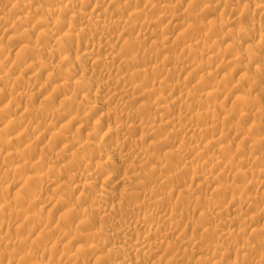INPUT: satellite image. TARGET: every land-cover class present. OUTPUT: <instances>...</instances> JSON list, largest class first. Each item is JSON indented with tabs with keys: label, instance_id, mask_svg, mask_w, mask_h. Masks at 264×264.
Returning <instances> with one entry per match:
<instances>
[{
	"label": "rangeland",
	"instance_id": "obj_1",
	"mask_svg": "<svg viewBox=\"0 0 264 264\" xmlns=\"http://www.w3.org/2000/svg\"><path fill=\"white\" fill-rule=\"evenodd\" d=\"M25 1V2H24ZM73 1V0H72ZM81 1H83V2H85V4H83V2H81ZM89 1V3H87ZM93 1V2H92ZM127 1V2H126ZM179 1H180V3H179ZM205 3H204V2ZM223 1V2H222ZM232 1V2H231ZM230 2H229V0L227 1V0H172V1H170V0H74V7L71 9V10H63V11H61L63 8H65V6H66V4L68 3L67 2V0H6V2H5V0H0V29L2 28V29H4V30H1L0 31V48H4L3 50L5 51L4 52V55L2 54L3 53V50L2 49H0V52H2V53H0L1 55H0V62L2 63V61H3V59H4V61H5V63L6 64H4V61H3V65H5V66H3V65H1V66H3V68H0V76L2 77V75H4L5 76V72L7 73V71L9 72L6 76H10V78L13 76L14 78L15 77H17V78H15V80L13 79V78H11V79H13V80H10L11 81V83H9V84H6V83H8V82H10V81H8V82H6V83H4V85H3V83H0V84H2L1 86H0V110H2L3 111V109H1V108H4L5 107V109L4 110H7V108L6 107H8V105L10 106V107H8V109L9 110H7V111H3V113H4V116H2L3 114H1L0 113V129H1V127H2V131H0V134L2 133H4L2 136L3 137H11L12 135L14 136H12L14 139H15V142H17V143H15L14 142V139L13 138H11L10 140V142L9 143H3L2 142V144L0 143V179H1V183H0V191L1 190H4V191H6V189H7V191H6V194H5V192L3 193V191H1L2 193H3V195H1L2 193H0V202L2 203H0V205H3V206H0V207H5V208H0V210H2V211H0V215H2L3 214V212H4V209H5V212H4V214H3V216H0L1 217V219H0V231H2V233L0 232V241H2L3 240V238L2 237H4L5 235V237L4 238H6V239H4V241L5 240H7L9 237H11V238H9V239H11L10 241H8L9 243H12V245L10 246V244H8V242H6V243H4L3 241V243L1 242L0 244H1V246H0V251L1 250H5V252L3 251H1V253H2V255L0 254V258L1 257H3L4 256V261L2 260L1 261V259H0V264H23V263H25V264H30V262L32 263V264H52L53 262L52 261H54V263L56 264V262H57V260H58V262H59V264H77V263H80V264H126L127 263V261L128 260H124V258L123 257H126V255H127V259H130L131 260V263H130V260L128 261L130 264H132V262H134V264L136 263V264H139V263H141L142 264V262H143V260H141V259H144V256L146 255V254H143V253H147V255H146V258L147 257H150V258H145V260H147V261H145L146 263L148 262H150V263H152L155 259V261H157V260H159V259H157V257L160 255V257L159 258H164L165 260H169L168 258H174L175 259V261L178 259V257H180L178 260H179V262H178V260L175 262V264H201V262L203 261V263L202 264H213V261H212V259L214 260V262H215V264H233V262L236 260L239 264H259L258 263V261L260 260L261 262H260V264H264L263 263V258H264V238H263V236H264V231H263V229H264V185L262 186V184L264 183L263 181H264V173H260L261 171H262V169H264V165L263 166H261V157H263L264 158V69H262L263 67H264V41H260L259 40V37L257 36V35H254V34H252V32L253 31H261V29H262V31H264V26H263V24H264V13L263 14H260L259 12H255V5H256V7H257V5L258 4H260V2H259V0H231ZM262 1V3L264 2V0H261ZM28 2H29V4H28ZM131 2V3H130ZM151 2H153V3H156L155 4V6H152L150 3ZM177 2V3H176ZM203 2V3H202ZM211 2H213V3H211ZM216 2H219V3H216ZM222 2V3H221ZM5 3V4H4ZM7 3V4H6ZM14 3V4H13ZM66 3V4H65ZM92 3V4H91ZM225 3H226V6H225ZM230 3V4H229ZM97 4H98V7H97ZM120 4V5H119ZM166 4H168V5H170V6H168V10L167 9H164L163 7V9L161 8V6L162 5H166ZM212 4V5H211ZM216 4V5H215ZM217 4H219V5H217ZM229 4V5H228ZM233 4H235V5H233ZM2 5V6H1ZM22 5V6H21ZM24 5V6H23ZM62 6V7H60L61 9H59V7L58 6ZM124 5V6H123ZM228 5V6H227ZM231 5H232V7H231ZM14 6V7H13ZM95 6V7H94ZM133 6V7H132ZM152 8H151V7ZM213 6V7H212ZM235 6V7H234ZM253 6V7H252ZM10 7H13L12 9H10ZM58 8V9H55V8ZM104 7V8H103ZM121 7V8H120ZM126 7V8H125ZM145 7V8H144ZM170 7V8H169ZM212 7V8H211ZM215 7V8H214ZM228 7V8H227ZM5 8V9H4ZM118 8V9H117ZM131 8V9H130ZM206 8H208V9H206ZM232 8V9H231ZM94 9V10H93ZM128 9V10H127ZM140 10L141 12H142V15L144 16H141L142 18H139L138 20H137V18L134 16V18H131L132 20L131 21H133L134 22V25L135 26H138L140 29L138 30V28L137 27H133V29L132 28H129V29H124L123 28V24H124V22L126 21V19L128 20L129 19V21H130V17H129V11L130 10ZM247 9V10H246ZM250 9V10H249ZM254 9V10H253ZM13 10V11H12ZM17 10V11H16ZM120 10H121V12H120ZM122 10H123V13H122ZM161 10V11H160ZM162 10H163V13H162ZM188 10V11H187ZM208 10V11H207ZM232 10V11H231ZM15 11V12H14ZM60 11V12H59ZM75 11V12H74ZM79 11H80V14H79ZM112 11V12H111ZM114 11V12H113ZM119 11V12H118ZM164 11H165V14H164ZM172 11V12H171ZM175 11V12H174ZM24 12V13H23ZM84 12V13H83ZM161 12V13H160ZM185 12V13H184ZM190 12V13H189ZM255 14H254V13ZM76 13H78V14H76ZM83 13V14H82ZM92 13V14H91ZM173 13H174V15H173ZM3 14H5V15H3ZM11 14V15H10ZM74 14V15H73ZM115 14V15H114ZM124 16H123V15ZM163 14V16H161ZM244 14V15H243ZM7 15H9V16H7ZM62 15V16H61ZM77 15V16H76ZM80 15H81V18H80ZM83 15V16H82ZM121 15V16H120ZM239 15H240V17H239ZM3 16H6V17H4L5 19L7 18V17H9V18H7L8 19V21H10V20H12V22H9L8 24L7 23H3L2 21H3ZM11 16V17H10ZM28 16V17H27ZM72 16V17H71ZM119 16V17H118ZM160 16V17H159ZM252 18H251V17ZM262 16V17H261ZM26 17V18H25ZM87 17H91V18H93V19H90V21H88V19L89 18H87ZM117 17H118V19H117ZM129 17V18H128ZM146 17V18H145ZM172 17V18H171ZM235 17V18H234ZM24 18V19H23ZM29 18V19H28ZM80 18V19H79ZM122 18V19H121ZM126 18V19H125ZM215 20H214V19ZM234 18V19H233ZM14 19V20H13ZM27 19H28V22H27ZM41 19H43V20H41ZM46 21H45V20ZM59 20V21H61V23L60 22H58V21H56V20ZM67 19V20H66ZM71 19V20H70ZM80 21H79V20ZM115 19V20H114ZM134 19L136 20V21H134ZM145 19V20H144ZM149 21H148V20ZM213 19V20H212ZM220 19V20H219ZM118 20H122L123 22H120V21H118ZM211 20V21H210ZM225 20V21H224ZM227 20V21H226ZM232 20V21H231ZM236 20V21H235ZM251 20V21H250ZM253 20V21H252ZM24 21V22H23ZM41 21V22H40ZM45 21V22H44ZM80 23H79V22ZM94 21V22H93ZM153 21V22H152ZM198 21V22H197ZM209 21V22H208ZM221 21H222V23H221ZM231 21V22H230ZM255 21V22H254ZM17 22H19V23H17ZM26 22H27V24H26ZM57 22V23H56ZM87 22H89L90 24H92L91 26H90V24H88ZM118 22V24H120V23H122V25L120 24V25H118V24H116ZM127 22V21H126ZM144 24H142V23ZM146 22H148V24H150L149 26H148V24L146 23ZM216 22V23H215ZM217 22H219V24L221 23V26H219V25H215V24H218ZM253 22V23H252ZM3 23V24H2ZM11 23H13V25L14 26H11ZM15 23V24H14ZM21 23V24H20ZM23 23V24H22ZM24 23H25V25H24ZM40 23V24H39ZM58 23H60V24H58ZM82 23V24H81ZM115 23V24H114ZM137 23V24H136ZM140 23H141V25L142 26H140ZM196 23V24H195ZM198 23V24H197ZM19 26H18V25ZM152 24V25H151ZM193 24V25H192ZM197 25V27H196V30H195V25ZM214 24V25H213ZM224 24H226V26L227 27H223V25ZM254 24V25H253ZM3 25V26H2ZM5 25V26H4ZM16 25V26H15ZM21 25V26H20ZM29 25H30V28H29ZM62 25V26H61ZM72 25V26H71ZM103 25H105V26H103ZM107 25H112V26H110V28L109 27H107ZM189 25H191L192 26V28H190L189 27ZM213 25V26H212ZM246 25V26H245ZM250 25V26H249ZM262 25V26H261ZM23 26V27H22ZM33 26V27H32ZM66 26V27H65ZM85 26V27H84ZM87 26H89V27H87ZM187 26V27H186ZM215 26H216V29H215ZM7 29H6V28ZM9 27V28H8ZM20 27V28H19ZM86 28V32H85V30H83L84 28ZM98 27V28H97ZM104 27H107L106 29L104 28ZM201 28V27H204L203 28V30H202V28L200 29V31L202 30V32L201 33H198V29L199 28ZM230 27V28H229ZM259 27V28H258ZM10 28H11V30H10ZM50 28V29H49ZM52 28H53V30H52ZM81 28H83V29H81ZM87 28H89V29H87ZM95 28H97V30L95 29ZM123 28V29H122ZM188 28V29H187ZM206 28V29H205ZM208 28V29H207ZM235 28V29H234ZM240 28V29H239ZM249 28H250V31H249ZM13 29V30H12ZM17 29H19V31L17 30ZM25 29V30H24ZM30 29V30H29ZM90 29H93L94 31L93 32H89L90 31ZM100 29V30H99ZM186 29V30H185ZM190 29V30H189ZM193 29V30H192ZM230 29H232L231 31H230ZM251 29H254L253 31L251 30ZM15 30H16V32H15ZM30 31V33L31 34H29V32L27 33V31ZM52 30V31H51ZM71 30V31H70ZM87 30H88V32H87ZM96 30V31H95ZM102 30V31H101ZM106 30V31H105ZM123 30H125L124 32H122ZM129 30V31H128ZM137 30V31H136ZM140 30H142L141 32H140ZM210 30V31H209ZM211 30H212V32H211ZM224 30V31H223ZM248 30V31H247ZM26 31V32H25ZM49 31H51V32H49ZM55 31V32H54ZM99 31V32H98ZM180 31H182V33L180 32ZM185 33H184V32ZM190 33H189V32ZM197 31V32H196ZM199 31V32H200ZM215 31L217 32L216 34H215ZM221 31L223 32V33H225L226 34V36H225V34H221ZM233 31H234V34H230L231 32L233 33ZM235 31H236V33H235ZM237 31H238V33H237ZM252 31V32H251ZM18 32H20V33H18ZM23 34H22V33ZM48 32V33H47ZM59 32V33H58ZM158 32V33H157ZM248 32H250V33H248ZM3 33H5V34H3ZM48 35V36H50L51 37V35H53L54 34V36H52L51 38H53L51 41H49L51 38H49L46 34ZM50 33H52L51 35H50ZM55 33H57V34H55ZM68 33H72V38H71V36H70V38H68L69 37V35H67ZM76 33V34H75ZM93 33V34H92ZM118 33V34H117ZM139 33H141V34H139ZM153 34V35H151V34ZM161 33V34H160ZM184 33V35L182 36V34ZM202 33H204V34H202ZM211 35H210V34ZM13 34V35H12ZM15 34V35H14ZM22 34V35H21ZM29 34V35H28ZM67 36H66V35ZM106 35V37H104V35ZM111 34H113V35H111ZM149 34V35H148ZM157 34V35H156ZM179 34V35H178ZM193 34H194V36H193ZM196 34V35H195ZM199 34V35H198ZM209 34V35H208ZM214 34V36H212ZM228 34V35H227ZM18 35V36H17ZM26 36V38H25V36ZM30 35H32L33 37H31ZM37 35H38V38H37ZM44 35H45V37H44ZM63 37H62V36ZM102 35V36H101ZM117 35H121L120 36V38L117 36ZM137 35V36H136ZM141 35H142V37H141ZM155 35V37L154 38H152L153 36ZM162 35V36H161ZM186 35H191V36H186ZM197 35H198V37H197ZM203 35V36H202ZM215 35H217V36H215ZM230 35V36H229ZM232 35V36H231ZM234 35V36H233ZM249 35H251V36H249ZM12 36V38H11V40H10V38L9 37H11ZM15 36V37H14ZM23 36H24V39H23ZM77 36H79V37H77ZM81 36V37H80ZM109 36V37H108ZM133 36V37H132ZM145 36H146V38H145ZM149 36V37H148ZM159 36H161V37H159ZM164 36V37H163ZM181 36V37H180ZM193 36V37H192ZM209 36H211V37H209ZM225 36V39L223 38V37ZM14 37V38H13ZM42 37H44V38H42ZM64 38L65 37V39H63L65 42H63V41H61L62 40V38ZM112 37V38H111ZM136 37V38H135ZM156 37H158L157 39H155ZM164 39H163V38ZM187 37V38H186ZM197 37V40L195 39ZM201 39H200V38ZM204 37V38H203ZM207 37V38H206ZM213 37V38H212ZM234 37V38H233ZM22 40H21V39ZM32 38H33V40H32ZM48 38V39H47ZM66 38L67 39H69V41L68 40H66ZM87 38V39H86ZM102 38V39H101ZM107 40H110V41H107ZM109 38V39H108ZM119 38V39H118ZM135 38V39H134ZM149 38V39H148ZM179 38V39H178ZM219 38V39H218ZM224 40H223V39ZM227 38H229L228 40V42L226 41V39ZM38 39H40V40H42L41 41V43L38 41ZM47 39V40H46ZM61 39V40H60ZM72 39H74V40H71ZM78 39V40H77ZM81 39V40H80ZM83 39H84V42H83ZM104 39V40H103ZM117 39H118V41H117ZM124 39H126V40H124ZM128 39V40H127ZM133 39V40H135L134 41V43L133 44H135V45H133L132 44V41L131 40ZM141 39V40H140ZM151 39V40H150ZM194 39V40H193ZM198 39H200L199 40V42H201V43H199V42H197L198 41ZM210 39V40H209ZM213 39V40H212ZM236 39V40H235ZM13 40H14V42H13ZM20 40V41H19ZM26 40H28V41H26ZM46 40V41H45ZM112 40V41H111ZM149 40V41H148ZM156 40V41H155ZM159 42H158V41ZM175 40V41H174ZM178 40V41H177ZM189 40V41H188ZM202 40V41H201ZM212 40V41H211ZM215 40H217V42L215 41ZM222 40L223 41H226V42H222ZM18 41V42H17ZM23 43H22V42ZM68 41V42H67ZM103 41V42H102ZM123 41H124V43H123ZM126 41H128L127 43H126ZM155 43H154V42ZM164 41V42H163ZM177 41V42H176ZM185 41V42H184ZM187 41V42H186ZM196 41V42H195ZM13 42V43H12ZM39 42V43H38ZM57 42V43H56ZM61 42V44H62V42L65 44L66 42V46L65 47H63V46H61V45H59V43ZM72 42V43H71ZM77 42H79L78 44H77ZM100 42H102V43H104L103 45L101 44H98V43H100ZM113 42V45L111 44ZM136 42H137V44H136ZM153 42V43H152ZM157 42V43H156ZM160 42H162V43H164V44H162V43H160ZM182 42H183V45H184V47L182 46ZM205 42V43H204ZM209 42H211V43H209ZM233 42H234V44H233ZM259 42V43H258ZM32 43V44H31ZM81 43V44H80ZM97 43V44H96ZM117 43V44H116ZM126 43V44H125ZM131 43V44H130ZM195 43V44H194ZM197 43V44H196ZM199 43V44H198ZM215 43L217 44L218 43V45L219 44H221V45H215ZM229 43V46L228 47H234L232 50H231V47L230 48H228L227 47V44ZM262 43V44H261ZM28 44H30V46L28 45ZM71 44V46H69ZM116 44V45H115ZM121 44H123L122 46H121V49L122 50H124V51H126V48H127V55H126V52H124V51H122L121 49H120V45ZM181 44V45H180ZM186 44V45H185ZM215 45L216 47H212L211 45ZM261 45L260 46V50L259 49H257V51H254V46H256V45ZM5 45V46H4ZM18 45V46H17ZM33 45V46H32ZM63 45V44H62ZM68 45V46H67ZM75 45V46H74ZM79 47H78V46ZM96 45V46H95ZM108 47H107V46ZM110 45H111V47H113L112 49L110 48ZM119 45V46H118ZM129 45V46H128ZM133 45V46H132ZM137 45V46H136ZM178 45V46H177ZM180 45V46H179ZM187 45H189V46H187ZM198 47H197V46ZM226 45V46H225ZM22 46V47H21ZM41 46H43V47H41ZM116 46H117V48H116ZM135 46V47H134ZM141 47V48H139V47ZM207 46V47H206ZM9 47V48H8ZM28 47V51H29V53H28V51H27V48ZM31 47V48H30ZM36 47V48H35ZM46 47H47V50H49L50 52V54H48V53H46V52H48L47 50H46ZM62 47V48H61ZM71 47V48H70ZM84 47H86V48H84ZM92 47H93V49H92ZM107 47V48H106ZM125 47V48H124ZM134 47V48H133ZM166 47V48H165ZM168 47V48H167ZM184 49H183V48ZM187 47V48H186ZM196 49H195V48ZM210 47V48H209ZM211 47H212V50H211ZM222 47V48H221ZM225 47V48H224ZM227 47V48H226ZM6 48V49H5ZM40 48V49H39ZM74 48V49H73ZM81 48H82V50H81ZM83 48L85 49V51H88V52H90L89 51V48H90V50H92V51H94L93 53H92V56H91V54H86V53H88V52H85L84 50H83ZM96 48V49H95ZM191 48H193V50L191 49ZM204 48V49H203ZM207 48V49H206ZM218 48V49H217ZM220 48V49H219ZM8 49V50H7ZM10 49V50H9ZM17 49H19V50H17ZM34 49H35V51H34ZM37 49V50H36ZM41 49H42V51H41ZM55 50V52H54V50ZM61 49V50H60ZM66 49H67V51H66ZM72 49V50H71ZM77 49H78V51H77ZM86 49H88V50H86ZM116 49V50H115ZM121 50L120 52H121V54H120V52H119V50ZM165 49V50H164ZM179 49V50H178ZM191 49V50H190ZM217 49V51H215V50ZM228 49V50H227ZM2 50V51H1ZM31 50H32V52H31ZM135 52H134V51ZM138 50V51H137ZM166 50H167V52H166ZM176 50V51H175ZM181 50V51H180ZM206 50V51H205ZM226 50V51H225ZM253 50V51H252ZM27 51V52H26ZM35 52V55H33L34 54V52ZM39 51V52H38ZM45 51V52H44ZM66 51V52H65ZM78 53H77V52ZM83 51H84V53H83ZM113 51V52H112ZM137 51V52H136ZM142 51V52H141ZM144 51H146V52H144ZM173 51H175V52H173ZM185 51V52H184ZM194 51V52H193ZM227 51H231L230 53H228ZM256 52V55L255 56H253L254 55V53H252V52ZM54 53V55H53V53ZM118 52V54H120V55H118L117 54V56L115 55V53H117ZM133 52V53H132ZM153 52V53H152ZM161 52V53H160ZM222 52V53H221ZM248 52V53H247ZM18 53V54H17ZM25 53V54H24ZM31 53H33V54H31ZM84 54V58H87L86 59V63L85 64H83V63H79V62H76V59H75V57L76 56H80V54L83 56V54ZM124 53V54H123ZM129 53H130V56H129ZM132 53V54H131ZM134 53H136V57H134L135 56V54ZM150 53H152L153 54V56L151 57V59H150ZM163 53H165V54H163ZM172 53V54H171ZM181 53H183V54H181ZM185 53V54H184ZM191 53V54H190ZM196 53V54H195ZM213 53V54H212ZM229 55H228V54ZM261 53V54H260ZM10 54V55H9ZM70 56V57H68V55ZM72 54V55H71ZM143 54V55H142ZM156 55V57L154 58V56ZM175 54H177V55H175ZM215 54V56L214 57H211L212 55H214ZM216 54H217V56H216ZM224 54V55H223ZM230 54H233V55H230ZM245 54V55H244ZM246 54H249V55H246ZM263 54V55H262ZM30 55H32V57L30 56ZM50 55V56H49ZM52 55V56H51ZM66 55H67V57H66ZM76 55V56H75ZM122 55V56H121ZM135 58V64H136V68H138V69H141V70H143V68L145 69V72L146 71H150L149 73L147 72V75H146V73H145V75L146 76H143V75H141L140 77L139 76H135L134 74L135 73H133L132 71L134 70V68H133V66H131V65H127V67H129V66H131V68L128 70L127 68H126V65L125 66H123V64H121L122 63V61H124V60H126V59H128V57L130 58V57H132V56ZM145 55V56H144ZM146 55H147V57H146ZM166 57H164V56ZM169 55V56H168ZM185 55V56H184ZM220 55V56H219ZM241 55H243L242 56V58H241ZM10 56V57H9ZM17 56V57H16ZM49 56V57H48ZM90 56V57H89ZM126 56V57H125ZM161 56V57H160ZM173 56H174V58H173ZM209 56V57H208ZM247 56V57H246ZM253 56V57H252ZM2 57H4L3 59H2ZM9 58V60H8V58ZM30 57V58H29ZM34 57H36V58H34ZM62 57H63V59H62ZM120 57V58H119ZM126 58V59H123L122 60V58ZM168 57H171V58H173L172 60H177L178 61V63L176 64V60L173 62L172 60H171V63L169 62V64H168V61H170V59L168 58ZM178 57V58H177ZM183 57H186L184 60H183ZM207 57L208 58H210L211 57V59H207ZM218 57V58H217ZM220 57V58H219ZM233 59H232V58ZM250 57V58H249ZM252 57V58H251ZM255 57V58H254ZM6 58V59H5ZM14 58H16V60L14 59ZM21 58H23V60L21 59ZM25 58V59H24ZM65 58H66V60H65ZM88 58H89V60H88ZM90 58H92L91 60H90ZM102 58V59H101ZM113 58H116L117 60L115 61V65L116 66H118L119 64H121V65H119L118 67H120V69L122 68V66L124 67V68H122V70H120V69H117L116 68V66L113 64V66H112V64H105V61L108 59H113ZM119 58V59H118ZM144 58V59H143ZM216 58V60H214ZM15 61H14V60ZM60 59V60H59ZM70 59H72V61L70 60ZM96 59H98V60H96ZM136 59L138 60V61H136ZM147 59V60H146ZM150 59V60H149ZM167 59V60H166ZM213 59V60H212ZM221 59H223V60H221ZM227 59V60H226ZM230 59H232V61L230 60ZM239 59H240V61H239ZM242 59L246 62H244V61H242ZM246 59V60H245ZM250 59H251V61L253 62H251L250 61ZM257 61H256V60ZM18 60V61H17ZM28 60H29V62H28ZM67 60H69L68 62H67ZM121 62H120V61ZM140 60V61H139ZM155 60H156V62H155ZM158 60V61H157ZM212 62H210V61ZM224 60H225V62H224ZM259 60V61H258ZM21 61V62H20ZM23 61H25V62H23ZM31 61V62H30ZM75 61V62H74ZM144 61V62H143ZM152 61V62H151ZM161 61V62H160ZM182 61V62H181ZM184 61V62H183ZM220 61H222V62H220ZM227 61H228V63H227ZM238 61L240 62V63H238ZM15 62V63H14ZM18 62V63H17ZM66 62H67V64H66ZM139 62V63H138ZM159 62V63H158ZM163 62V63H162ZM186 62V63H185ZM244 62V63H243ZM255 62V63H254ZM23 63V64H22ZM35 63V64H34ZM150 63V64H149ZM154 63V64H153ZM160 63H161V65H160ZM172 63H174L173 65H171ZM182 63V64H181ZM183 63H185V64H183ZM193 63V64H192ZM196 63V64H195ZM203 63V64H202ZM211 63V64H210ZM224 63H225V65H224ZM250 63V64H249ZM8 64V65H7ZM15 64V66L13 67V65ZM33 66H32V65ZM69 64H70V66H69ZM93 64H94V66L96 67H93ZM96 64V65H95ZM187 64V65H186ZM208 64V65H207ZM259 64V65H258ZM261 64V65H260ZM23 65V66H22ZM28 65V66H27ZM58 66V67H56V66ZM72 65H74L75 67H73V68H71V71H73V72H71V71H68V69L67 68H69V70H70V67H72ZM82 65H84L85 67H83ZM91 65V66H90ZM142 65V66H141ZM174 65L176 66L177 65V67H174ZM179 65V66H178ZM218 65V66H217ZM244 65H245V67H244ZM246 65H247V67H246ZM10 66H12V67H10ZM18 66V67H17ZM30 66V67H29ZM66 66V68H64ZM78 68H77V67ZM110 66V67H109ZM164 66V67H163ZM167 66V67H166ZM170 66V67H169ZM195 66H197V68H195ZM217 66V67H216ZM4 67H5V69H4ZM7 67V68H6ZM22 67H23V69H22ZM29 67V68H28ZM47 67V68H46ZM61 67V68H60ZM108 67V68H107ZM112 67H115V69L113 68L112 69ZM141 67V68H140ZM143 67V68H142ZM153 67H155V68H153ZM160 67V68H159ZM174 68V71L175 70H177V72H175V73H173V74H175V75H173L172 73H169L167 70H169V69H171V68ZM180 67V68H179ZM193 67H194V69H193ZM219 67V68H218ZM251 67V68H250ZM262 67V68H261ZM25 68H27V69H25ZM52 68H53V70L54 71H52ZM126 68V69H125ZM164 68H165V70H164ZM172 68V69H173ZM201 68V70H200V74L198 73V74H192V72L193 71H195V69L198 71L199 69ZM205 68V69H204ZM244 68V69H243ZM249 68V69H248ZM255 68V69H254ZM258 68V69H257ZM260 68V69H259ZM3 69H4V71H3ZM7 69V70H6ZM10 69V70H9ZM13 69V70H12ZM16 69V70H15ZM30 69V70H29ZM59 69H60V72H59ZM73 69V70H72ZM75 69V70H74ZM80 69V70H79ZM95 69V70H94ZM107 69V70H106ZM108 69H109V71H108ZM132 69V70H131ZM161 69H162V71H161ZM202 69H203V71H202ZM207 69V70H206ZM262 69V70H261ZM2 70V71H1ZM32 70V71H31ZM55 70H56V72H55ZM58 70V71H57ZM66 70H67V72H66ZM91 70V71H90ZM119 70V71H118ZM125 70V71H124ZM130 71V72H132V73H129L128 71ZM153 70H155V71H153ZM187 70V71H186ZM205 70V71H204ZM242 70V71H241ZM260 70V71H259ZM21 71V72H20ZM54 72V74L57 76L56 78L58 79V76H62L63 77V79H62V77L60 76V79L59 80H53L51 77H49L48 76V74L50 73V72ZM62 71H64V73L62 72ZM80 71V72H79ZM93 71V72H92ZM102 71V72H101ZM170 71V70H169ZM197 71H196V73H197ZM214 73V72H216V73H212V72ZM22 72H23V76H22ZM26 72H27V74H26ZM49 72V73H48ZM57 72H59V74L57 75ZM66 72V73H65ZM70 72H71V74H70ZM117 72H119V73H117ZM127 72H128V74H127ZM155 72V73H154ZM167 72V73H166ZM191 72V73H190ZM209 72H211L210 74H208ZM245 72V73H244ZM256 72V73H255ZM2 73V74H1ZM12 73V74H11ZM73 73V74H72ZM77 73V74H76ZM110 73H111V75H110ZM158 73V74H157ZM159 73H160V75H159ZM224 73V74H223ZM231 73V74H230ZM242 73V74H241ZM250 73V74H249ZM11 74V75H10ZM20 74V75H19ZM34 74V75H33ZM50 74H53V73H50ZM75 74V75H74ZM123 74H124V76H126L127 75V77L126 78H124V79H130V84L132 83L131 81H133V83H132V85L134 84V85H136L137 83L139 84H142L143 83V85L145 86L144 87V89L146 88V89H149V86H148V84L149 85H151L150 86V89L151 88H157V87H159L158 85H159V83L158 84H155V85H157V87L154 85L153 87H152V85H153V79H151L150 80V78H154V81H157V79H161V80H163V78H164V80H163V82L160 84V87L159 88H157L156 89V91L159 89L160 91H161V93H159L158 92V94H155L156 93V91H155V89H154V92L152 93V94H150V93H148V92H142L141 90H139V91H141V92H139V91H137L136 93V96L134 95L133 97L131 96V97H129V95L128 94H130V93H127V92H123L122 90H121V88L122 87H120L119 85H117L115 82L113 83V79L117 76V77H124L123 76ZM126 74V75H125ZM133 74V75H132ZM155 74H157L156 76H154ZM171 74L173 75V76H171ZM190 74V75H189ZM191 74H192V77H191ZM202 74H205V75H202ZM213 74V75H212ZM216 74V75H215ZM229 74H230V76H229ZM26 75V76H25ZM65 75L68 77H65ZM116 75V76H115ZM166 75V76H165ZM167 75H169V76H171V77H169V76H167ZM178 75H179V77H178ZM196 75H197V77H196ZM201 75L202 76H204V77H201ZM210 75V77H208ZM223 75H225V77H223ZM227 75V76H226ZM255 75V76H254ZM30 76V77H29ZM70 76V77H69ZM113 76H115V77H112ZM134 77L135 78V81H134V79H132V78H130V77ZM143 76V77H142ZM154 76V77H153ZM161 76V77H160ZM190 78H189V77ZM199 76H200V79H199ZM24 78V80H23V78ZM29 79H28V78ZM49 77V78H48ZM112 79H111V78ZM136 77H138V78H136ZM145 77V78H144ZM155 77H156V79H155ZM160 77V78H159ZM166 77V78H165ZM168 77L171 79H168ZM174 77V78H173ZM244 77H246V78H244ZM9 78V79H10ZM19 78H20V80L21 81H19ZM46 78V79H45ZM70 78V79H69ZM81 78V79H80ZM144 78V79H143ZM173 78V79H172ZM179 78H180V80H179ZM187 78V79H186ZM195 78V79H194ZM201 78H203L205 81H203ZM250 78V79H249ZM255 80H257V81H253L254 79ZM257 78V79H256ZM28 79V80H27ZM49 79H51V80H49ZM82 79L84 80L83 82H85V83H82V85L83 84H85V85H83L84 87H86L85 89H81V88H84L82 85H79V83L80 82H82ZM147 79V80H146ZM177 79V80H176ZM185 79V80H184ZM202 80V82H199L198 80ZM208 79V80H207ZM216 79H217V81H216ZM259 79V80H258ZM27 80V81H26ZM62 81V82H59V81ZM74 80H76V81H74ZM81 80V81H80ZM139 81V82H137V83H135L136 81ZM140 80H142V82L140 81ZM150 80V81H149ZM170 82H174V83H170ZM182 80V81H181ZM184 80V81H183ZM188 82H187V81ZM191 80V81H190ZM195 82H194V81ZM250 80V81H249ZM26 81V82H25ZM35 81V82H34ZM53 81V82H52ZM148 81V82H147ZM167 81V82H166ZM190 81V82H189ZM198 81V82H197ZM219 81V82H218ZM246 81V82H245ZM22 82H24V84L22 85ZM52 82V83H51ZM79 82V83H78ZM125 82H128V80H126ZM169 83V85L167 86V84L166 83ZM181 82H183L184 83V85L182 86V84L180 85V87L181 88H179L180 89V92H183V91H185V96L184 97H187L188 95L187 94H191V92H193L195 95H192L191 94V96H193L192 98H193V100H194V96H195V99H197V100H201L200 99V95L203 97L204 96V102L206 103V98H205V96H207L208 95V98H207V102H208V104L206 103H204L205 105H202L203 103L201 102V104H199V101H195L196 103H197V105H195L196 103H194V101L192 102V100L190 101V100H188L187 98V101H185L186 99L185 98H181V96H183V94H184V92L183 93H180L178 90L179 89H177V90H174L172 87H173V85L175 84H177L178 83V85L181 83ZM187 82V83H186ZM204 82V83H203ZM216 82V83H215ZM252 82H254V83H252ZM22 85H20V84ZM36 83V84H35ZM61 83H64L63 84V86L62 85H59V84H61ZM72 83H74V84H72ZM78 83V84H77ZM129 83V82H128ZM127 83V84H128ZM145 83V84H144ZM191 83V84H190ZM215 83V84H214ZM260 83V84H259ZM19 84V85H18ZM39 84V85H38ZM72 84V85H71ZM77 84V85H76ZM81 84V83H80ZM98 84V85H97ZM111 84V85H110ZM194 84V85H193ZM222 84V85H221ZM251 84V85H250ZM5 85H6V87H5ZM42 87H41V86ZM87 85V86H86ZM115 86L114 88H113V86ZM142 85V86H143ZM185 85H187V87L185 86ZM218 85H219V87L221 86L222 87V89L220 90L219 88H217V90H216V86L218 87ZM24 86V87H23ZM73 86H77V87H73ZM172 86V87H171ZM185 86V87H184ZM202 86V88L200 89V87ZM204 86V87H203ZM214 86H215V88H214ZM250 86H252V87H250ZM3 87V88H2ZM16 87V88H15ZM60 87H62V88H64V90L61 88V91H59V89H60ZM71 87H73L72 89H71ZM81 87V88H80ZM194 87V88H193ZM220 87V88H221ZM20 88L22 89V90H20ZM66 88V89H65ZM108 88H111V91H108V90H110V89H108ZM118 90H117V89ZM185 88V89H184ZM189 88L191 89V91L189 90ZM7 89V90H6ZM32 89V90H31ZM83 90L82 92H81V94H80V91H78V90ZM88 89V90H87ZM145 89V90H146ZM169 89V91L171 92H169V91H167ZM172 89V90H171ZM181 89L183 90V91H181ZM203 90L204 92H200V90ZM212 89V90H211ZM215 89V90H214ZM5 90V91H4ZM9 90H11V91H9ZM14 90V91H13ZM19 90V91H18ZM57 90V91H56ZM77 92H76V91ZM112 90H113V92H112ZM117 90V91H116ZM122 91V92H120L119 93V91ZM214 90V91H213ZM218 90H220V92H221V94H220V92L218 91ZM252 90V91H251ZM13 91V92H12ZM18 91V92H17ZM30 92V94H29V92ZM71 91V92H70ZM74 91V92H73ZM107 91L110 93V92H112V93H115L116 92V94H117V92H118V94L119 95H116L115 97H116V99H114V100H107L106 99V97H105V92L107 93ZM136 91V90H135ZM134 91V92H135ZM144 91V90H143ZM169 92V93H167V92ZM177 91V92H176ZM188 91V92H187ZM199 91V92H198ZM212 91H213V93H212ZM216 91V92H215ZM4 92V93H3ZM21 92H23V96L20 94ZM134 92H133V94H134ZM164 92H165V94H164ZM175 92V93H174ZM215 92V93H214ZM2 93L5 95V98H4V101H3V96L4 95H2ZM13 93H16V94H13ZM27 93H28V95H27ZM63 93V94H62ZM73 93V94H72ZM127 95H126V94ZM145 93H146V95H145ZM164 94V95H166L167 97H164V95H161L160 97H161V101H163L164 102V104L165 103H167V105L169 104L170 106H172V109H174V110H172V112L171 113H175V115H174V113H173V115L169 112V113H166L167 115H165V112H161V111H159L157 108H155V106L154 105H156L155 103H158L156 100L158 99V101L160 100V98H159V94ZM180 93V94H179ZM201 93V94H200ZM208 93H211V94H208ZM233 93H235V94H233ZM242 93H244V94H242ZM18 94V95H17ZM72 94V95H71ZM87 94V95H86ZM94 94V95H93ZM124 94V95H123ZM143 96H142V95ZM170 94V96H168ZM171 94H172V96H171ZM175 95V97H174V95ZM206 94V95H205ZM214 94H215V96H214ZM240 95V96H242V95H246V97L249 99L250 97V100H248V101H250V102H248V103H250V108H248V106H246V105H244L243 106V104H241L240 102H237L238 100H237V95ZM7 95V96H6ZM12 95V96H11ZM17 95V96H16ZM27 95V97H25ZM75 95V96H74ZM83 95H84V97H83ZM121 95H123L122 97H123V99H122V101H123V103H120V101H118V97H120ZM141 96V98L140 97H138V96ZM209 95H210V97L212 98V99H210L209 98ZM218 95H220L219 97H217ZM238 95V96H239ZM248 95H250V96H248ZM155 96H157V97H155ZM162 96L164 97V98H162ZM177 96V97H176ZM178 96H179V98H181V100L178 98ZM190 96V97H191ZM198 96H199V98H198ZM16 97V98H15ZM21 97V98H20ZM44 97H46V98H44ZM74 97V98H73ZM137 97H138V99H137ZM197 97V98H196ZM235 97H236V99H235ZM15 100H14V99ZM17 98H19V99H17ZM133 98V99H132ZM134 98H136V99H134ZM177 99V103L174 105V104H172V100L173 99ZM66 99V100H65ZM77 99V100H76ZM119 99H121V97L119 98ZM142 99V100H141ZM171 101H170V100ZM176 99L174 100V102L173 103H175L176 102ZM183 99V100H182ZM202 99V100H203ZM254 99V100H253ZM14 100V101H13ZM20 100V101H19ZM73 100V101H72ZM75 100H76V102H75ZM91 100V101H90ZM106 100V101H105ZM124 100H126V101H124ZM128 100V101H127ZM132 100V101H131ZM140 100V101H139ZM151 100V101H150ZM208 100H210V101H208ZM18 101V102H17ZM64 101H67V104H66V102H64ZM121 101V102H122ZM131 101V102H130ZM152 101L154 102L153 104H152ZM166 101V102H165ZM186 103H185V102ZM217 101V102H216ZM12 102H14V104L12 103ZM18 104H16V103ZM70 102V103H69ZM72 102V103H71ZM85 102V103H84ZM142 102V103H141ZM151 102V103H150ZM182 102V103H181ZM187 102H189L188 104H191V102L194 104H191L190 106H189V108H192V107H194V108H192L191 110L189 109V108H187L188 106V104H187ZM236 102V103H235ZM63 103L64 104H66L67 106V108L66 107H64L63 106ZM69 103V104H68ZM74 103H76V104H74ZM90 103V104H89ZM117 103V104H116ZM120 103V104H119ZM128 103V104H127ZM142 104V105H139V104ZM183 103H185V104H183ZM238 103H240L238 106H237V104ZM253 103V104H252ZM254 103H256V104H254ZM258 103V104H257ZM8 104V105H7ZM16 104V105H15ZM82 104V105H81ZM122 104V105H121ZM149 104H151L150 106L153 108V106H154V110H152L150 107H149ZM180 104H183L182 106L184 107V112H182L181 113V111H183V109L181 110V108H183ZM187 104V105H186ZM209 104H211L210 106L211 107H213V108H211L210 106V108L208 109V107H207V105H209ZM236 104V105H235ZM7 105V106H6ZM13 105V106H12ZM86 105V106H85ZM93 105H97L98 107H96V108H94L93 109ZM144 105H146L150 110L149 111H147L148 110V108L146 107H144ZM193 105V106H192ZM220 105L221 106H223L222 107V109L221 110H219V108H218V106L220 107ZM225 105V106H224ZM235 105V106H234ZM243 107H241V106ZM255 105V106H254ZM257 105V106H256ZM51 106V107H50ZM58 106V107H57ZM139 106V107H138ZM177 106V107H176ZM187 106V107H186ZM192 106V107H191ZM259 106H260V108H262V109H260L259 108ZM263 106V107H262ZM22 107V108H21ZM64 107V108H63ZM92 107V108H91ZM140 107H142V109L140 108ZM156 107H158V106H156ZM173 107H175V108H173ZM205 107H207V109L205 108ZM217 107V108H216ZM226 107V108H225ZM240 107V108H239ZM247 107V108H246ZM10 108H12L11 110L12 111H10ZM21 108V109H20ZM49 110H48V109ZM57 108V109H56ZM132 109V110H130V109ZM178 108V109H177ZM225 108V109H224ZM243 110H242V109ZM66 109H68V111L69 112H67V110ZM77 111H76V110ZM137 109H139V110H137ZM155 109H157L159 112H157V110H155ZM187 109H189V111L187 110ZM194 109V110H193ZM216 109H218V110H216ZM230 109H232V110H230ZM246 109V110H245ZM258 109H260L259 111H258ZM25 110V111H24ZM56 110V111H55ZM59 110H61L62 112V114L60 115V113H58V112H60ZM65 110H66V112H65ZM86 110V111H85ZM151 110L156 114V115H154L153 114V112H151ZM186 110H187V112H186ZM193 110V111H192ZM202 111V110H204V111H212L211 113L212 114H214L215 113V111L217 112V113H215L214 115H215V117H214V121H215V119H216V123L213 121L212 122V117H210V118H197V116H195V113L197 112V111ZM227 110V111H226ZM234 110V111H233ZM237 110H239V111H237ZM249 110H251V112L249 111ZM11 113H10V112ZM30 111V112H29ZM32 111V112H31ZM49 111H50V113H49ZM52 111H55V112H57V113H53ZM97 111V112H96ZM126 111V112H125ZM140 111H141V113L143 114V117H141V119H145V120H142L143 122H145V121H147L148 119H150L151 121H152V123L151 122H146V123H148V125H153V123L155 122V126L157 125L158 126V124L160 125V123L162 122V124L161 125H163V126H165V128L163 127L162 128V126L160 125V127L159 128H156V129H154L153 131H152V133L154 134V135H152V134H149V132H147V131H149V129H143V128H141L143 131H141L140 132V129H135V128H137V125H138V123L139 122H141V121H134L133 119H132V117H129L128 115H129V112H137L138 114L140 113ZM157 113H156V112ZM179 111H180V113H181V115L179 114ZM199 111H198V113H199ZM224 111H225V113H224ZM229 111V112H228ZM235 112V113H233V112ZM242 111H244V112H242ZM247 111V112H246ZM1 112V111H0ZM6 112H8L7 114H6ZM22 112H25V113H22ZM77 112H78V115H77ZM125 112V113H124ZM128 112V113H127ZM144 112V113H143ZM193 113L194 114V116H193V114H189V113ZM214 112V113H213ZM228 112V113H227ZM242 112V113H241ZM257 112H258V114H257ZM10 113V115H8ZM20 113H21V115H20ZM32 113V114H31ZM44 113V114H43ZM140 113V114H141ZM146 113V114H145ZM151 115H150V114ZM162 113V114H161ZM230 113V114H229ZM56 114L58 115V116H56ZM73 114H74V116H73ZM123 114V115H122ZM126 114V115H125ZM141 114V115H142ZM145 114V115H144ZM164 114V115H163ZM169 114V115H168ZM188 114V115H187ZM216 114H218V118H216ZM226 114V115H225ZM235 114V115H234ZM247 114V115H246ZM250 114V115H249ZM19 116V117H17V116ZM22 115H24V117H21ZM32 115V116H31ZM48 115V116H47ZM54 115L56 116V117H54ZM77 115V116H76ZM140 115V116H141ZM147 115V116H146ZM149 115H150V117H149ZM166 116V117H163V121H159L158 119H160L162 116ZM171 115V116H170ZM196 115H197V113H196ZM227 115H228V117H227ZM244 115V116H243ZM28 116V117H27ZM30 116V117H29ZM61 116V117H60ZM76 116V117H75ZM123 116V117H122ZM128 116V117H127ZM161 116V117H160ZM169 116V117H168ZM181 116H182V118H181ZM183 116H185L184 118H183ZM232 116V117H231ZM254 116H256V117H254ZM52 117V118H51ZM77 117H79V118H77ZM151 117H152V119H153V117H154V119L152 120L151 119ZM167 117H168V120L169 121H174L175 119L177 120L179 117V119H181L182 120V122H184L185 124H186V122H187V120L189 119H191L188 123H196V126L198 127V125H199V128L201 127V126H203L204 125V129H201L202 130V132L204 133V135L202 134V133H199L197 136L195 135V136H192V132L190 131V130H187V129H181V130H179L178 128H176V129H174L173 127H171L168 123H166L165 121L167 120ZM174 117V118H173ZM176 117V118H175ZM178 117V118H177ZM189 117H191V118H189ZM219 117H220V119L223 117H225L224 119H226V120H224V122H220L219 123V125H218V122H217V120H219ZM227 117V118H226ZM229 117H231V118H229ZM234 117V118H233ZM24 119V121L22 120L21 121V119ZM57 118H59L58 120H57ZM61 118V119H60ZM73 120H72V119ZM75 118V119H74ZM129 118V119H128ZM173 119V120H171V119ZM193 118H195V119H193ZM262 118V119H261ZM14 119H16V120H14ZM26 119V120H25ZM28 119V120H27ZM80 119H81V121H80ZM131 119V120H130ZM202 119V120H201ZM209 119H210V121H209ZM232 119V120H231ZM236 119V120H235ZM260 119V120H259ZM11 120V121H10ZM14 120V121H13ZM52 120V121H51ZM54 120H56L55 122H54ZM59 120H65L64 122L63 121H59ZM77 121V122H75V121ZM150 120H148V121H150ZM167 120V121H168ZM196 120V122H194ZM262 120V121H261ZM12 121L14 122V123H12ZM16 121V122H15ZM59 121V122H58ZM154 121V122H153ZM206 121H208V122H205ZM227 121V122H226ZM233 121V122H232ZM236 121V122H235ZM260 121V122H259ZM9 122H10V124H15L13 127H11L12 129H10V130H8V129H5L4 128V131H3V126H7V125H4V124H9ZM44 122V123H43ZM79 122V123H78ZM82 124H81V123ZM97 122V123H96ZM132 122H136V123H134V125H133V123ZM225 122H226V124H225ZM231 122V123H230ZM258 122V123H257ZM24 123V124H23ZM58 123V124H57ZM63 123H65V125H64V127H65V130H64V128H62L63 126H61V125H63ZM103 123V124H102ZM115 123V124H114ZM132 124V126L129 128L128 126H130L131 124ZM166 123V124H165ZM197 123H199V124H197ZM215 123V124H214ZM223 123H224V125H223ZM256 123V124H255ZM41 124V125H40ZM46 124V125H45ZM102 124V125H101ZM167 124H168V126L170 127V128H168V126H167ZM254 124V125H253ZM262 124V125H261ZM22 125V126H21ZM80 125H82V127H80ZM112 126V128H111V126ZM135 125H136V127H135ZM206 125V126H205ZM226 125V126H225ZM234 125V126H233ZM259 125V126H258ZM17 126H18V128H17ZM21 126V127H20ZM30 126V127H29ZM38 126H41V127H38ZM61 126V127H60ZM114 126H119L118 128H119V131H118V133H116V132H114V130H113V127ZM209 126V127H208ZM217 126V127H216ZM247 126V127H246ZM250 126H253V130L255 131V130H258L257 132H254V131H252V129H250L251 127ZM258 128H257V127ZM95 127V128H94ZM99 127H101V128H99ZM230 127V128H229ZM254 127H255V129H254ZM14 128L16 129L15 131H12V130H14ZM60 128L62 129V131L60 130ZM80 128V129H79ZM111 128V129H110ZM167 128V129H166ZM208 128V129H207ZM211 128L213 129V130H211ZM237 128H238V130H237ZM249 128V129H248ZM18 129V130H17ZM19 129H20V131H19ZM25 129V130H24ZM35 129H37L36 131H35ZM93 129V130H92ZM158 129V130H157ZM161 129V130H160ZM163 129V130H162ZM170 129V130H169ZM173 129V130H172ZM177 129H178V131H177ZM214 129H216V131L214 130ZM226 129H227V131H226ZM228 129H231L233 132H232V134H231V130H228ZM234 129H235V131H234ZM241 129H246L248 132H247V134H238L239 132H241L242 130ZM29 132H28V131ZM34 130V131H33ZM40 130V131H39ZM102 130V131H101ZM111 130H112V133H111ZM155 130H156V132H155ZM169 130V131H168ZM177 132H176V131ZM206 130V131H205ZM225 130V131H224ZM263 130V131H262ZM11 131H12V133H11ZM24 131V132H23ZM174 131V132H173ZM188 131V132H187ZM191 133H190V132ZM259 131H260V133L262 134H260L259 133ZM39 132V133H38ZM59 132H60V134H59ZM88 132H90L89 133V135H87L88 134ZM97 132V133H96ZM107 132V133H106ZM150 132H151V130H150ZM186 132V133H185ZM201 132V131H200ZM221 132H223V134L221 133ZM236 132H238L237 134L238 135H240V136H238L237 137V134H236ZM250 132H252V134H250ZM21 133V134H20ZM24 133H27V134H25L24 135ZM52 133V134H51ZM63 133V134H62ZM169 133V134H168ZM178 133V134H177ZM190 133V134H189ZM227 133H228V135H227ZM12 134V135H11ZM65 134V135H64ZM91 134V135H90ZM107 135L106 137L104 136V135ZM125 135V137H126V143H124L125 145L123 146V150L121 151V152H119L118 153V151H115L114 152V155H116V157H120L119 158V160H118V162H119V166L117 165V163H115V164H113V166H112V163L109 165H107V167L106 168H104L103 170L104 171H102L101 172V174L100 175H98L97 176V179L95 180V182H93L94 184H86V180L84 179V177L82 176V174H84V172L85 171H91V172H93V170L95 171L97 168V166H98V163H99V161H101L100 159H99V151L98 150H94V149H92V148H90V147H87V146H85V144H84V142L86 141V140H90V141H99L100 139H102L101 138V136H104V139L102 140V144H103V150H104V152H108L112 147H113V145H115V144H117L119 141H120V136L121 135ZM172 136H171V135ZM189 136H188V135ZM201 134V135H200ZM219 134V135H218ZM231 134V135H230ZM250 134V135H249ZM10 135V136H9ZM27 135V136H26ZM64 135V136H63ZM122 135V136H123ZM167 135V137H165ZM192 137H191V136ZM225 135H227V136H225ZM18 136V137H17ZM30 136V137H29ZM159 136H163V137H165V138H163V137H159ZM174 136H175V138H174ZM211 136V137H210ZM214 136H215V138L217 139V141L219 142L218 144H217V146H214V144L213 143H211V141L213 140V138H214ZM220 138H219V137ZM225 136V137H224ZM246 137L247 136V140L246 139H243L242 137ZM256 136H259V137H256ZM25 138V140H24V138ZM140 137H142V139H140ZM159 137V138H158ZM190 137H191V139H190ZM195 137H197L196 139H195V141L197 140V142H196V147H197V145H198V143H200V145H198V146H200V147H203V148H200L199 147V149L201 150V153H200V151H199V149L196 151V149H193V151H192V149L191 148H193L194 147V145L192 144V143H194L195 144V141L193 140ZM244 137V138H245ZM18 138V139H17ZM28 138H30V139H28ZM57 138V139H56ZM67 138V139H66ZM91 138H92V140H91ZM97 138V139H96ZM171 138V139H170ZM177 138V139H176ZM188 138V139H187ZM211 138V139H210ZM214 138V139H215ZM225 138V139H224ZM231 138V139H230ZM252 140H251V139ZM261 138V139H260ZM13 139V140H12ZM27 139H28V141H27ZM56 139V140H55ZM60 139V140H59ZM73 139V140H72ZM106 139V140H105ZM140 139V140H139ZM158 139V140H157ZM161 139V140H160ZM166 139V140H165ZM176 139V140H175ZM179 139V140H178ZM184 139V141H186L185 143H186V146L184 147V145H185V143H182V146H181V144H179L180 142H182V140ZM188 140V143H189V148L187 147L188 146V144H187V140ZM18 140V141H17ZM21 142H20V141ZM30 140V141H29ZM37 140V141H36ZM85 140V141H84ZM117 140V141H116ZM138 140V141H137ZM190 140V141H189ZM209 142H208V141ZM211 140V141H210ZM229 140V141H228ZM241 140V141H240ZM251 140V141H250ZM253 140H254V144H253ZM13 141V142H12ZM59 141V142H58ZM69 141V142H68ZM135 141H137L136 142V144L134 143ZM159 141V142H158ZM161 141V142H160ZM171 141V142H170ZM228 141V142H227ZM233 141V142H232ZM244 141V142H243ZM257 141V142H256ZM70 142H72V143H70ZM155 142V143H154ZM156 142H158V144L156 143ZM167 144H166V143ZM169 142V143H168ZM191 142V143H190ZM208 142V143H207ZM222 142V143H221ZM237 142H239V143H237ZM10 143L12 144L11 145V147H15V148H11L10 147ZM21 143V144H20ZM29 143V144H28ZM31 143V144H30ZM54 145H53V144ZM106 143V144H105ZM161 143V144H160ZM228 143V144H227ZM241 143V144H240ZM256 143V144H255ZM258 143H260V144H258ZM8 144V145H7ZM17 144V145H16ZM38 144V145H37ZM67 144H69V146L70 147H68V146H65V145H67ZM71 144V145H70ZM72 144H74V145H72ZM139 145V146H136V145ZM153 144V145H152ZM154 144H156V145H154ZM160 144V145H159ZM193 146H192V145ZM220 144H222V145H226V146H224V149L225 150H222V149H220L221 147L220 146H222V145H220ZM237 144H238V146H237ZM240 144V145H239ZM16 145V146H15ZM172 145V146H171ZM251 145H254V147L257 145V148L255 147V149L257 150H255ZM260 145H262V146H260ZM2 146V147H1ZM18 146V147H17ZM43 146V147H42ZM54 146H56V147H54ZM74 146V149L72 148ZM105 146V147H104ZM134 146V147H133ZM136 146V147H135ZM180 146V147H179ZM190 146H192V147H190ZM227 146L229 147L228 149H227ZM260 146V147H259ZM10 147V148H9ZM20 147V148H19ZM24 147V148H23ZM67 150H70V151H66V149ZM109 147V148H108ZM128 147H133V150H140L139 152L141 153V154H139L140 155V157L139 158H136V155H138V154H136L137 152H134L133 153V155H132V153H130L128 156L125 154L126 153V150L128 149L129 150V148ZM142 147V148H141ZM149 147V148H148ZM187 147V148H186ZM219 147V148H218ZM226 147V148H225ZM259 147V148H258ZM5 148V149H4ZM6 148H8V149H6ZM28 148V149H27ZM43 148V149H42ZM68 148H70V149H68ZM90 148V149H89ZM105 148H107V150L105 149ZM125 148H126V150H125ZM141 148V149H140ZM149 150H148V149ZM160 148V149H159ZM179 148H180V150H183V151H178L177 152V150H179ZM182 148V149H181ZM188 149V150H186V149ZM206 148V149H205ZM263 148V149H262ZM8 150V151H12V152H16V150H17V153L18 152H20V151H18V150H21V151H26V152H22V154H24L23 156H21V157H18V156H16V158L14 159V157H13V160L10 158V157H8V155H6L7 153H8V151H3V153H2V150ZM13 149H15V150H13ZM23 149V150H22ZM26 149V150H25ZM61 149V150H60ZM91 149H92V151H91ZM143 149V150H142ZM146 149V150H145ZM191 149V150H190ZM251 149H253V151L255 152V155H254V153H253V151L251 150ZM34 150V151H33ZM44 150H45V152H44ZM127 150V151H128ZM147 150L150 152V154H153V152H151V151H154V153L155 154H153L152 156H154V155H156V156H154V158L153 157H151V155H149L148 157L146 156V155H148V152H147ZM190 150V151H189ZM250 150V151H249ZM260 150V151H259ZM261 150H262V152H261ZM28 151V152H27ZM39 151V152H38ZM59 151H61V152H59ZM97 151H98V155L96 154L97 153ZM143 151V152H142ZM144 151H146V152H144ZM168 151L170 152V154L168 153ZM173 153H172V152ZM226 151V152H225ZM245 151V152H244ZM11 152V153H12ZM14 152V153H15ZM32 152H33V155H32ZM34 152H36V153H34ZM43 152V153H42ZM63 152V154H61ZM65 152V153H64ZM96 152V153H95ZM165 152H167V153H165ZM177 152V153H176ZM183 152V153H182ZM198 152V153H197ZM260 152H261V154H260ZM10 153V154H11ZM31 153V154H30ZM60 153V154H59ZM73 153V154H72ZM144 153L146 154V155H144ZM175 153L178 155V156H180V154L181 155H183L184 156V158H183V156H180V157H178V156H176L175 155ZM180 153V154H179ZM252 153V155H254V157L252 156V155H250V154ZM2 154V155H1ZM9 154V153H8ZM32 155V156H30V155ZM58 154H59V156H58ZM78 154V155H77ZM83 154V155H82ZM84 154H85V158L86 159H88L89 158V165H88V167H87V165H85V164H83V163H81V162H79V161H81V156H82V158H83V156H84ZM90 154V155H89ZM94 154V155H93ZM118 154V155H117ZM123 154V155H122ZM134 154H136V155H134ZM157 154H159L160 156H157ZM190 154V155H189ZM228 154V155H227ZM246 154V155H245ZM30 157H29V156ZM61 155V156H60ZM72 155V156H71ZM77 155V156H76ZM88 157H87V156ZM126 157H125V156ZM161 155H162V157H163V159H162V157H161ZM172 155V156H171ZM258 157H257V156ZM262 155V156H261ZM4 156V157H3ZM41 156V157H40ZM96 156V157H95ZM145 158H144V157ZM176 158H174V157ZM194 158H193V157ZM199 156L201 157L200 158V160H199ZM245 156V157H244ZM29 157V159L27 160V158ZM33 157V158H32ZM44 157H45V159H44ZM58 157V158H57ZM80 157V158H79ZM97 157H98V159H97ZM136 158V160H138V161H136L135 160V158ZM142 157L144 158V159H142ZM157 157H161V158H157ZM193 158V160H195L194 162H193V160H191L192 158ZM204 157V158H203ZM217 157H224L223 159L225 160V161H227L228 160V162H227V165H230V164H232V165H230L229 167H227V165H225L224 163H223V165L222 164H220V163H216L215 161H214V159L215 158H217ZM254 158V159H246V158ZM255 157H256V161H257V163H255ZM260 157V158H259ZM5 158V159H4ZM8 158V159H7ZM19 158H21V159H19ZM35 158V159H34ZM77 158V159H76ZM91 158V159H90ZM158 159V161H157V159ZM167 158V159H166ZM169 158V159H168ZM179 158H182V160H180ZM191 158V159H190ZM258 158H259V160H258ZM262 158V159H263ZM18 159V160H17ZM23 159V160H22ZM25 159V160H24ZM80 159V160H79ZM140 159H142L144 162H146V163H144L142 160H140ZM146 159V160H145ZM160 159H161V161H160ZM197 159H198V161H197ZM204 159V160H203ZM230 159V160H229ZM4 162H3V161ZM15 160V161H14ZM26 164V165H28L29 166V168H28V170H26V171H24V172H19V173H14V174H11V171H10V173H8L9 171H8V169L10 168V166H11V168L13 167V166H19V165H23L24 163H22V161ZM72 160V161H71ZM76 160H78V161H76ZM121 160H122V162H123V164H124V166H123V164H122V162H121ZM135 160V161H134ZM148 160V161H147ZM166 160H168V161H166ZM171 160V161H170ZM176 160V161H175ZM179 160V161H178ZM184 160H186L188 163H190V161H191V163L190 164H188L187 162H186V164L184 163L185 161ZM203 160V161H202ZM216 160V159H215ZM247 160V161H246ZM253 160H254V164L252 163L253 162ZM12 161H13V163H12ZM28 161V162H27ZM47 161V162H46ZM70 161V162H69ZM90 161H91V164L93 165H91L90 164ZM96 161H98V162H95ZM163 161V162H162ZM182 161V162H181ZM184 161V162H183ZM245 161V162H244ZM249 161H252V162H249ZM260 163H259V162ZM2 162V163H1ZM10 162V163H9ZM30 162V163H29ZM39 162V163H38ZM115 162H117V161H115ZM152 162V163H151ZM154 162V163H153ZM167 162V163H166ZM169 162V163H168ZM177 162V163H176ZM198 162V163H197ZM202 162H203V164H202ZM249 164H247V163ZM15 163V164H14ZM19 165H18V164ZM28 163V164H27ZM36 163V164H35ZM66 163V164H65ZM71 163V164H70ZM73 163V164H72ZM126 163V164H125ZM159 164V166H161L162 165V167H163V171L164 172H161L160 170L158 171V169L157 170H155L156 168H154L155 166L156 167H159L158 166V164ZM165 163V164H164ZM175 163H176V166H175ZM181 163V164H180ZM192 163H194V164H192ZM201 163V164H200ZM216 163V164H215ZM253 165H252V164ZM9 164V165H8ZM11 164V165H10ZM12 164H13V166H12ZM40 164V165H39ZM62 164H63V166H65V167H63L62 166ZM65 164V165H64ZM95 164V165H94ZM135 166V167H133V165ZM151 164V165H150ZM174 164V165H173ZM184 164H185V166H184ZM199 164V165H198ZM68 165H69V169H68ZM71 165V166H70ZM75 165V166H74ZM122 165V166H121ZM137 165V166H136ZM142 165V167H140ZM177 165H178V167H177ZM241 165V166H240ZM253 167H252V166ZM4 166V167H3ZM5 166H9V168L8 167H5ZM52 166V167H51ZM74 166V167H73ZM95 166V167H94ZM130 166H132V167H130ZM165 166V167H164ZM174 166L176 167V168H174ZM181 166H183V167H181ZM188 166V167H187ZM192 166H194V167H192ZM232 166V167H231ZM238 166H239V169L240 170H236V169H238ZM245 166V167H244ZM248 166V167H247ZM251 166V167H250ZM2 167V168H1ZM35 167V168H34ZM41 167V168H40ZM48 167V168H47ZM51 167V168H50ZM86 167V168H85ZM113 167V168H112ZM161 167V168H162ZM169 167V169H167ZM170 167H172L171 169H170ZM182 168L181 169V172H180V169H178V168ZM200 167V168H199ZM225 169H224V168ZM250 167V168H249ZM255 167V168H254ZM260 167H262L261 169H260ZM65 168V169H64ZM71 168H73V169H71ZM92 168V169H91ZM96 168V169H95ZM110 168V169H109ZM113 170H112V169ZM133 168V169H132ZM139 168V169H138ZM145 168H146V174H147V177H146V174H145V176H144V173H143V171H145ZM152 168V169H151ZM188 168V169H187ZM193 168H195V169H193ZM231 168V169H230ZM249 168V169H248ZM81 169V170H80ZM85 169V170H84ZM106 169H108V170H106ZM121 169V170H120ZM137 169V170H136ZM175 169V170H174ZM201 169V170H200ZM235 169V170H234ZM250 169H252L251 171H253V173L251 174V173H249V170ZM6 170V171H5ZM42 170V171H41ZM72 170V171H71ZM139 170V171H138ZM151 172H150V171ZM154 170V171H153ZM170 170V171H169ZM174 170V171H173ZM178 170V171H177ZM230 170V171H229ZM234 170V171H233ZM241 170H243V171H241ZM244 170L245 171H247L246 173L244 172ZM258 170H259V172H258ZM261 170V171H260ZM8 173V175H10V176H8L6 173ZM37 171V172H36ZM40 171V172H39ZM48 171V172H47ZM84 171V172H83ZM105 171L107 172H110L109 174L110 175H112V173H114L113 174V176L112 177H110V178H108L107 179V177H108V173H107V175H106V173H105ZM112 171V172H111ZM183 171V172H182ZM201 171V172H200ZM223 171V173H225V174H223V173H221ZM232 171V172H231ZM29 174H28V173ZM39 172V173H38ZM56 172V173H55ZM103 172H104V174H103ZM118 172V173H117ZM141 172V173H140ZM150 173V175L153 173V175H149L148 173ZM170 172V173H169ZM171 172L172 173H174V172H176V174L174 173V174H172V175H176L177 177L178 176H181L182 177V181H184V182H181L177 177L175 178V180L174 181H172V182H170V181H162V183H161V181H159V178H158V176L160 175L159 173H163V174H161V175H167V173L168 174H171ZM178 172V173H177ZM194 172V173H193ZM199 172V173H198ZM229 172V173H228ZM240 172H243V174L244 175H242V173H240ZM3 173V174H2ZM41 173H43V175L45 174V175H48V173L50 174V175H48V177L51 179V181H50V185L49 184H44L43 185V183H41L40 184V182L38 183L37 181H36V183H35V181L33 182V177L35 178V175H39V174H41ZM76 173V174H75ZM80 173H82V174H80ZM124 173V174H123ZM134 173H136V174H134ZM141 174V175H139V174ZM143 173V174H142ZM155 173H157V174H155ZM207 173V174H206ZM211 175H210V174ZM218 173V174H217ZM220 173V174H219ZM249 173V174H248ZM35 174V175H34ZM59 174V175H58ZM76 175V176H74V175ZM79 174V175H78ZM127 174V175H126ZM134 174V175H133ZM159 174V175H158ZM178 174H180V175H178ZM183 174V175H182ZM193 174H194V177H193V181H194V183H193V181H192V183H191V176H193ZM197 176H196V175ZM200 174V175H199ZM204 176H203V175ZM214 174V175H213ZM15 175V176H14ZM32 175V176H31ZM57 175V176H56ZM71 175H73V176H71ZM104 175H106V176H104ZM115 175V176H114ZM133 176V178L132 179H135V177L137 178V177H139V178H141L142 177V175H143V178H142V181H141V179H135V181L137 180V181H141V184H140V182L139 183H137V182H133L131 185H129V186H126V187H123V185L121 186V183H117V182H119L120 180H122L121 178H123L124 179V177L125 176ZM160 175V176H161ZM202 175V176H201ZM208 175H210V176H208ZM213 175V176H212ZM221 175V176H220ZM228 175V176H227ZM250 175V176H249ZM83 178H82V177ZM103 176V177H102ZM117 176V177H116ZM149 176H150V178L152 179L153 177L155 178V180H154V178L152 179V181H151V179L149 178ZM155 176H157V178L155 177ZM159 176V177H160ZM187 176V177H186ZM199 176V177H198ZM205 176H207V177H209L208 179H205ZM214 176H217L216 177V179L218 180H216V179H214L215 177ZM230 176V177H229ZM246 178H245V177ZM248 176V177H247ZM10 177V178H9ZM32 178V180H31V178ZM75 177V178H74ZM81 177V178H80ZM100 177V178H99ZM116 177V178H115ZM145 177V178H144ZM187 178V179H185V178ZM202 177H204L203 179H202ZM214 177V178H213ZM234 177V178H233ZM237 177V178H236ZM14 178V179H13ZM17 178L19 179L20 178V180H17ZM74 178V179H73ZM99 178V179H98ZM111 178H113V179H111ZM147 178V179H146ZM150 180H149V179ZM199 178V179H198ZM211 178V179H210ZM229 180H227V179ZM251 178V179H250ZM253 178V179H252ZM16 179V180H15ZM29 179L31 180L30 182H29ZM116 179V180H115ZM119 181H118V180ZM176 179H178V180H176ZM185 179V180H184ZM2 180H4V182L2 181ZM8 180V181H7ZM13 180V181H12ZM26 180V181H25ZM99 180V181H98ZM102 180H103V182H102ZM148 180V181H147ZM158 180V181H157ZM189 181V183L188 182H185V181ZM197 180V181H196ZM204 180H210V182L209 183H204L205 181ZM214 180V181H213ZM252 180V181H251ZM256 180H258V182H260V184L259 183H256L255 184V181ZM263 180V181H262ZM7 181V182H6ZM12 181V182H11ZM28 181V182H27ZM114 181V182H113ZM143 181H144V183H143ZM155 181V182H154ZM203 181V182H202ZM207 181V182H208ZM232 181V182H231ZM262 181V182H261ZM14 182V183H13ZM18 182V184L16 185V183ZM102 184H101V183ZM149 182V183H148ZM167 182V183H166ZM198 182H200L201 184H203V185H200V188L202 189H199V185H197L198 184ZM243 182V183H242ZM250 182H251V184H250ZM252 182H254V183H252ZM7 183V184H6ZM10 183V184H9ZM31 185H30V184ZM115 183H117V184H115ZM136 183V184H135ZM148 183V184H147ZM152 183V184H151ZM170 183V184H169ZM180 183H182V184H180ZM185 183V184H184ZM188 183V184H187ZM224 183H225V185H224ZM232 183V184H231ZM240 183H242V184H240ZM247 183V184H246ZM2 184V185H1ZM24 186H23V185ZM35 184V185H34ZM78 184V185H77ZM85 184V185H84ZM193 184V185H192ZM204 184H205V186H204ZM208 184V185H207ZM240 186H239V185ZM246 184V185H245ZM248 184H250V185H248ZM14 185V186H13ZM27 185V186H26ZM33 185V186H32ZM37 185V186H36ZM47 185V186H46ZM103 185V187H106V188H103L104 190V192H102V190H101V186ZM141 185V186H140ZM148 185H150V186H154L153 188L152 187H150V186H148ZM167 185V186H166ZM179 185V186H178ZM192 185V186H191ZM226 185H228V188L226 187V190H228V191H232V195H235V197L234 198H236L235 200H233L232 201V198L231 197H229V195L231 194L230 192H228V191H226L225 190V186ZM244 187V188H242V186ZM258 185V186H257ZM10 186V187H9ZM23 186V187H22ZM29 186V187H28ZM57 186V187H56ZM84 186V187H83ZM131 186V187H130ZM148 188H147V187ZM171 186H173V188H171ZM176 186V191H177V193H176V191H175V187ZM185 186V187H184ZM191 186V187H190ZM202 186V187H201ZM218 188H217V187ZM260 186H262V187H260ZM25 187H28V188H33V189H28V188H25ZM37 187V188H36ZM41 189H39V188ZM59 187V188H58ZM73 187V188H72ZM78 187V188H77ZM124 189H123V188ZM133 188L135 191H139L138 192V196H137V192H136V194H133V195H135V196H132V194H129L128 193V190L130 189V188ZM150 187V188H149ZM156 187V191L154 190V188ZM158 187V188H157ZM170 187V188H169ZM198 187V188H197ZM208 187V188H207ZM221 187H222V189L223 190H225L224 192H223V190L221 189ZM241 187V188H240ZM3 188H5V189H3ZM54 188H57L56 190L54 189ZM69 188H71V189H69ZM75 188H76V190H75ZM127 188V189H126ZM165 188V189H164ZM181 188H182V190H185V191H182L181 190ZM183 188H191L192 190H194L195 191V189H196V191L194 192V191H189L188 189H187V191H186V189H183ZM203 188H204V190H203ZM232 188H235L236 190H238V192L235 190V189H232ZM240 188V189H239ZM24 189V190H23ZM27 189V190H26ZM37 189H38V191H37ZM66 189V190H65ZM73 189H74V191H73ZM137 189V190H136ZM174 190L175 191V193H174V191H172V190ZM217 189H220V191L219 192H221V193H217L216 194V190ZM30 192H33V190H36L37 191V193H36V191H34L35 193H30ZM45 190V191H44ZM72 190V191H71ZM84 190V191H83ZM100 192H99V191ZM143 190V191H142ZM149 190L151 191V193H152V195L153 196H150L151 194H149ZM155 192H154V191ZM163 190V191H162ZM166 192H165V191ZM169 190V191H168ZM212 190L214 191V194H211V192H212ZM18 191V192H17ZM22 191V193H20V192ZM68 191V192H67ZM142 191V192H141ZM161 191V192H160ZM171 191V192H170ZM203 191V192H202ZM263 191V192H262ZM71 192V193H70ZM145 192V193H144ZM164 192V193H163ZM181 192V193H180ZM188 192H190L191 194H190V196L188 195L189 193ZM194 194H193V193ZM198 192H200L199 194H200V196H198L199 194H198ZM233 192H235V194L233 193ZM39 193V194H38ZM56 193V194H55ZM73 193V194H72ZM97 193H98V195H97ZM142 195H141V194ZM157 193V194H156ZM160 194V196H159V194ZM161 193H162V196H161ZM172 194V193H174L173 195H171V196H173V198L170 196V197H168L167 195L168 194ZM184 193V198H183V196L181 195V194H183ZM197 195H196V194ZM222 193H225L226 194V196H228V198L226 197V196H224L225 194H222ZM230 193V194H229ZM4 194H5V200L4 199H2L3 198V196H4ZM15 194H17L16 196H15ZM32 194V195H31ZM36 194V195H35ZM67 194H69L68 196H70L71 197V199H70V197H67ZM80 194V195H79ZM83 195V197H82V195ZM86 194H88V195H86ZM93 194V195H92ZM99 194H101V195H99ZM127 194V195H126ZM140 194V195H139ZM146 194V195H145ZM167 196V198H165V195ZM180 194V195H179ZM229 194V195H228ZM38 195V196H37ZM41 195V196H40ZM47 195H49V196H47ZM52 195H53V198H57L58 200H57V202H50V201H52L53 199H52ZM55 195V196H54ZM58 195V196H57ZM62 195V196H61ZM91 195V196H90ZM147 195L150 197H147ZM179 195V196H178ZM185 195H186V198H185ZM187 195H188V197H187ZM222 195V196H221ZM8 196V197H7ZM19 196V197H18ZM26 196H30L29 198H27ZM33 196H34V198H33ZM36 196V197H35ZM40 196V197H39ZM45 196V197H44ZM50 196H51V198H50ZM81 196V197H80ZM101 196V197H100ZM105 196V197H104ZM160 197L159 199L160 200H162V202L160 201V200H158V202L156 201V202H154L153 203V205L154 204H156L157 206H155L154 207V209H153V205L152 204H149V200L152 198V200L151 201H153L154 199H153V197ZM178 196V197H177ZM192 196V197H191ZM202 196V198H201V200H199V198ZM212 196V197H211ZM220 196L221 197H223L224 198V200L226 201H224L223 200V198H222V202H221V200H219L220 199ZM237 196H238V198H237ZM7 197V198H6ZM18 197V198H17ZM22 197V198H21ZM33 199H32V198ZM43 197V198H42ZM59 197V198H58ZM61 197V198H60ZM63 197V198H62ZM67 197V198H66ZM73 197V198H72ZM85 197V198H84ZM88 199H87V198ZM94 197V198H93ZM141 197H145L144 198V200H143V198H141ZM180 197H181V199L183 198V199H185V201L187 202V204L185 203V201L184 200H182L181 201V199H180ZM195 197V198H194ZM197 197H198V199H197ZM204 197V198H203ZM218 197H219V199H218ZM16 198V199H15ZM31 198V199H30ZM37 198V199H36ZM46 198V199H45ZM56 198H55V200H56ZM95 198H96V200H95ZM98 198H100V201H98L99 199ZM105 198V199H104ZM146 198H149L148 200H146ZM158 198H156V199H158ZM170 198V199H169ZM191 198L192 199H194V200H191ZM206 198V199H205ZM214 199V201H216L215 199H217L218 201V203H220V205L222 206V207H220V206H218L219 204L218 203H214V205L216 206H218V207H220V208H218L217 209V206H216V211L214 210V212H213V210H212V208L214 207L215 208V206L213 205V203L212 202H214V201H212V199ZM225 198H227V199H225ZM248 198H249V200H248ZM11 199V200H10ZM18 199H20V202H19V200ZM25 200V201H23V200ZM28 199V200H27ZM48 199V200H47ZM49 199H50V201H49ZM52 199V200H51ZM155 199V200H156ZM189 199V200H188ZM231 199V200H230ZM241 199H243L242 201H249V202H242L241 201V205L239 204L240 202L238 201V200H241ZM252 199V200H251ZM3 202H2V201ZM6 200H10V201H6ZM18 200V201H17ZM26 200H27V202H26ZM34 200V201H33ZM48 201L49 203H50V205L48 204V202H46L45 203V201ZM70 200V201H69ZM84 200H85V202H84ZM154 200V201H155ZM165 200H166V203H168V205L165 203ZM175 200V201H174ZM179 200H180V202H182L183 204H184V209H186V208H188V205L189 204H191V205H189L190 207H189V209L191 210V211H188V209L187 210H182L183 208H182V206H181V204L182 203H180L179 202ZM188 200V201H187ZM211 202H210V201ZM6 201V202H5ZM21 201H23V202H21ZM34 203H33V202ZM38 201V202H37ZM65 201H67V202H65ZM78 201H79V203H78ZM82 201V202H81ZM103 201H105V202H103ZM124 201V202H123ZM144 201H146V203H144ZM170 201V202H169ZM172 201V202H171ZM179 202V205H177L178 204V202ZM191 201H192V203H191ZM220 201V202H219ZM251 201H253V202H251ZM10 202V203H9ZM31 202H32V204H31ZM63 202V203H62ZM65 202V203H64ZM70 202V203H69ZM137 202V205L138 206H143L142 207V211H141V213L139 214V215H141V216H139V217H143L144 215H151L152 213H153V210H154V215L153 216H156V213L158 212V214H157V216H160L161 217V215L162 214H165L164 215V217H162V218H159V217H157L156 216V218L158 219V222L160 223L161 222V220H163V223L161 222L160 224L161 225H159L158 223H157V225H159L158 226V229H157V225L155 226V230H158L156 233H155V230L153 231V233L151 234L152 236L150 237V238H148L150 241H153L152 243H154L155 241H158L157 242V244H159L160 243V249H157V253H155V255H156V257H153V256H155V255H153L152 253H153V251H152V253H151V250H149V253L147 252L148 251V249L144 246H142L143 244L141 243L142 242V238H141V235H142V233H144V231H145V233L148 231V228L146 227V226H142V225H135L132 221L133 220H135L133 217L135 216V217H137L138 218V214L136 213L135 215H134V212L131 210L132 208H131V205H132V207L133 206H136V203ZM138 202H139V204H138ZM147 202H148V204H147ZM174 202H175V204H174ZM190 202V203H189ZM225 202V203H224ZM231 202H233V203H231ZM239 202V203H238ZM254 202H256L255 204H254ZM7 203V205H10L11 204V206H7V205H5ZM9 203V204H8ZM52 203H53V205H52ZM55 203V204H54ZM58 203V204H57ZM121 203H123L124 205H122L121 206ZM143 203L144 204H146V205H143ZM162 203V207L161 206H159L160 204ZM172 203H173V205H172ZM193 203H195V204H193ZM238 203V204H237ZM242 203H244V204H246V205H244V204H242ZM13 204V205H12ZM31 204V205H30ZM47 204V205H46ZM97 204H98V206H97ZM99 204H100V206H99ZM101 204H104V205H102L101 206ZM117 204V205H116ZM128 204V205H127ZM131 204V205H130ZM135 204V205H134ZM141 204V205H140ZM163 204H165L164 206H163ZM251 204V205H250ZM34 205V206H33ZM40 205V206H39ZM45 205V206H44ZM55 205V206H54ZM67 205V207H65ZM93 205L95 206V207H93ZM106 205V206H105ZM120 205V206H119ZM130 205V206H129ZM148 205H150V207L148 206ZM239 205V206H238ZM247 205H250V206H247ZM18 206V207H17ZM51 206H52V208H51ZM54 206V207H53ZM89 206V207H88ZM103 206H105V207H103ZM116 206V207H115ZM159 206V207H158ZM173 206H176V212L178 211L179 213H180V211H179V209L181 210V213H180V215L178 214V216H175L174 215V217H176L175 219L177 220V221H180L181 219H183L182 221H184V222H182V221H180L179 222V224H177V225H179L178 227H177V225H176V229H174V230H172V231H175V232H172V234H170V236L168 237H165L166 239H164V237H161L160 238V236H162V234H163V231L165 230V229H163V228H166V227H169V223H166L167 222V220H166V218H165V216H166V214L169 212V211H172V209H174L175 207H173ZM187 206V207H186ZM210 206V207H209ZM8 207V208H7ZM36 207V208H35ZM47 207V208H46ZM56 207V208H55ZM74 209H73V208ZM85 207H87L86 209H88V210H90V213H88V215L86 214V213H83V209H85ZM96 207H98V209H101V208H104L105 209V211L106 212H108V215H107V213H106V215H105V213H101L100 211H97L98 209L96 208ZM111 207V208H110ZM126 207H128L130 210H131V212H130V210L128 209V208H126ZM148 207V208H147ZM164 207H166V208H164ZM167 207H168V209H169V211L168 212H166V213H163L164 211H167L168 209H167ZM203 207V208H202ZM242 209L241 210V212L239 211L240 210V208ZM7 208V209H6ZM19 208V209H18ZM40 208V209H39ZM41 208H42V210H41ZM50 208L52 209V210H50ZM90 208V209H89ZM150 208V209H149ZM158 208H164V209H167V210H161V209H158ZM172 208V209H171ZM179 208V209H178ZM207 208V209H206ZM210 208V209H209ZM213 208V209H214ZM235 208H237L238 210H236ZM9 209H11V212H10V210ZM21 209V210H20ZM37 209V210H36ZM48 209V210H47ZM78 209V210H77ZM92 209V210H91ZM93 209H96V210H93ZM109 210V211H107V210ZM114 209V210H113ZM147 209H149L148 210V212H147ZM155 209H156V212H155ZM206 211H205V210ZM235 209V210H234ZM244 209H245V211H244ZM9 210V211H8ZM23 210V211H22ZM34 210V211H33ZM41 210V211H40ZM66 210V211H65ZM113 210V211H112ZM209 212H213V213H209ZM21 211V212H20ZM33 213H32V212ZM45 211V212H44ZM50 211V212H49ZM53 211V212H52ZM78 211H80V212H78ZM96 211V212H95ZM144 211H146L147 212V214H146V212H144ZM149 211H151V213L149 212ZM159 211H163V212H159ZM189 212V213H186V212ZM193 211V212H192ZM262 211V212H261ZM8 212H10V213H8ZM20 212V213H19ZM31 212V213H30ZM41 212V213H40ZM73 212V213H72ZM91 212L92 213H94L93 215L94 216H92V214H91ZM111 214H110V213ZM199 212H200V214H199ZM208 212V213H207ZM217 212V213H216ZM219 212V213H218ZM6 213V214H5ZM38 214V216H37V214ZM50 213V214H49ZM150 213V214H149ZM159 213H160V215H159ZM184 213V214H183ZM255 213V214H254ZM31 214V215H30ZM33 214H35V216L36 217H34V215ZM44 216H43V215ZM46 214V215H45ZM47 214H49V215H47ZM60 214H62L61 216H62V218H61V216H59ZM66 214H68L67 216L68 217H65L66 216ZM73 214V215H72ZM95 214H97V215H95ZM109 214H110V216H109ZM142 214H143V216H142ZM183 214V215H182ZM205 214L206 215H208V217L207 216H205ZM214 215V217L213 216H211V215ZM253 214V215H252ZM258 216H257V215ZM260 214V215H259ZM11 215V216H10ZM17 215V216H16ZM26 215H27V217H26ZM45 217L44 219L41 217ZM73 217H72V216ZM75 215V216H74ZM81 215V216H80ZM99 215V216H98ZM104 217H103V216ZM113 215V216H112ZM122 215V216H121ZM137 215V216H136ZM251 215V216H250ZM255 215L257 216V217H255ZM10 216V217H9ZM16 216V217H15ZM21 216V217H20ZM33 216V217H32ZM71 216V218H69ZM88 218H87V217ZM102 216V217H101ZM116 216L118 217V218H116ZM126 218H124V217ZM180 216V217H179ZM203 216V217H202ZM210 216V217H209ZM254 216V217H253ZM40 217V218H39ZM48 217V218H47ZM63 217H64V220H63ZM115 217V218H114ZM167 217H168V215H167ZM177 217H179V218H177ZM206 217V218H205ZM249 217V218H248ZM9 218V219H8ZM12 218V219H11ZM25 218V219H24ZM31 218V219H30ZM34 218V219H33ZM37 218V219H36ZM66 218H69V219H66ZM82 218V219H81ZM110 218V219H109ZM112 218H113V220H112ZM119 218H122L121 220H124V221H128V222H132L131 224V228H132V230H133V228H134V230H133V232H132V230L131 231H129L130 233H128V232H126V233H124V234H122V233H119V237H116L117 235H116V228H120L121 229V224L119 223ZM165 218V219H164ZM186 220H185V219ZM204 218V219H203ZM209 218V219H208ZM211 218V219H210ZM232 218V219H231ZM233 218H234V221H233ZM17 219V220H16ZM23 219L25 220V221H23ZM42 219H43V222H42ZM78 219V220H77ZM85 219V220H84ZM88 219V220H87ZM159 219H161V220H159ZM179 219V220H178ZM200 219H202V220H200ZM207 219V220H206ZM246 219H248V220H246ZM250 219V220H249ZM254 219V220H253ZM5 220L7 221V222H5ZM11 220V221H10ZM19 220V221H18ZM33 220H35V222L33 221ZM39 220V221H38ZM66 220V221H65ZM189 220V221H188ZM212 220V221H211ZM230 220H231V222H230ZM252 220V221H251ZM21 221V222H20ZM27 221H29V223L27 224ZM49 221V222H48ZM65 223H64V222ZM70 221V222H69ZM74 221V222H73ZM81 221L83 222V223H81ZM117 221V222H116ZM186 221V222H185ZM192 221V222H191ZM198 223H197V222ZM2 222H3V224H2ZM11 224H10V223ZM12 222L14 223V224H12ZM16 222V223H15ZM26 222V223H25ZM34 222V223H33ZM165 222V223H164ZM182 222V223H181ZM189 222H191L190 224H189ZM7 223L9 224V225H11V226H7ZM19 223V224H18ZM38 223V224H37ZM49 223V224H48ZM184 223H187L188 224V227H184V226H187V224L185 225ZM193 223V224H192ZM195 223V224H194ZM208 223V224H207ZM25 224H26V226H25ZM31 224V225H30ZM68 224V225H67ZM180 224H182V226H180ZM197 224V225H196ZM2 225H3V227H2ZM22 225V226H21ZM40 225H42V226H40ZM46 225V226H45ZM63 225V226H62ZM70 225V226H69ZM73 225V226H72ZM191 225V226H190ZM263 225V226H262ZM21 226V229L20 228H18V227H20ZM29 226V227H28ZM33 226V227H32ZM114 226V227H113ZM193 226V227H192ZM196 228H195V227ZM198 226H199V228H198ZM2 227V228H1ZM23 227H25V228H23ZM39 227H40V230H42V231H40L39 230ZM52 227V228H51ZM54 227H57V229H55ZM66 227V228H65ZM189 227H192L191 228V230L189 229ZM218 227V228H217ZM253 227H255V229H257V227L258 228H260V229H262L261 231L263 232V233H261L260 232V229H259V231H258V233L255 231V229H254V231H252L253 230ZM9 228V229H8ZM12 228V229H11ZM16 228V229H15ZM18 228V229H17ZM37 228V229H36ZM108 228H110V230H108ZM115 228V229H114ZM212 228V229H211ZM217 228V229H216ZM25 229L26 230H28L29 231V229H30V231H31V233H30V231H29V233H27V231H25ZM35 229V230H34ZM46 229L48 230V231H46ZM59 229H61V230H59ZM63 229H65V230H63ZM166 229H168V228H166ZM183 229H185V231L183 230ZM204 229V230H203ZM216 229V230H215ZM227 229H229V234H231V235H229L228 237H224V235L222 234L223 233V231L224 230H226L227 231ZM232 229V230H231ZM239 229V230H238ZM9 232H8V231ZM32 230H34V233H33V231ZM57 230H59V231H57ZM66 230H68V231H66ZM70 230V231H69ZM103 230V231H102ZM109 232H108V231ZM140 230V231H139ZM143 230V231H142ZM147 230V231H146ZM188 230V231H187ZM230 230L232 231V233H230ZM50 231V232H49ZM52 231V232H51ZM61 231V232H60ZM65 231V232H64ZM101 231V233L99 234V232ZM115 233H114V232ZM135 231V232H134ZM188 233H187V232ZM193 231H194V233H193ZM7 232V233H6ZM38 232V233H37ZM40 232H42V233H40ZM49 233V235H48V233ZM56 232V233H55ZM60 234H59V233ZM68 232H69V235H71V236H66V233L68 234ZM93 232H94V234H93ZM139 234H137V233ZM52 233H55V234H53V236L51 235ZM91 233V234H90ZM107 233H109V234H107ZM114 233V234H113ZM128 233V234H127ZM132 233V234H131ZM144 233V234H145ZM164 233H165V231H164ZM183 233V234H182ZM43 234V235H42ZM45 234V235H44ZM47 234V235H46ZM60 236H59V235ZM137 234V235H136ZM141 234V235H140ZM161 234V235H160ZM174 234V235H173ZM185 234V235H184ZM196 234V235H195ZM38 235H39V237L41 236L42 238H39L38 237ZM61 235H63V236H61ZM89 235V236H88ZM100 235V236H99ZM123 235H125V236H123ZM154 235V236H153ZM171 235H173V236H171ZM179 235V236H178ZM181 235H183V237L181 236ZM31 236V237H30ZM46 236V237H45ZM82 236V237H81ZM93 236H94V238H93ZM97 236V237H96ZM115 236V237H114ZM120 236H123V237H120ZM178 236V237H177ZM196 236L198 237V238H196ZM220 236V237H219ZM223 236V238H221ZM37 237V238H36ZM66 237H67V240H66ZM79 237V238H78ZM200 237H201V239H200ZM2 238V239H1ZM20 238V239H19ZM39 238V239H38ZM68 238H69V241H68ZM74 238V239H73ZM137 238V239H136ZM160 238V239H159ZM180 238V239H179ZM194 238V239H193ZM23 239V240H22ZM33 239V240H32ZM38 239V240H37ZM73 239V240H72ZM78 239V240H77ZM100 239V240H99ZM125 239V240H124ZM147 239V240H148ZM158 239V240H157ZM182 239H184V240H182ZM190 239V241L192 240V242H195L196 240H197V242H198V240L200 239V240H203L202 241V243H203V247H200V246H198L196 243L197 242H195V246H194V244L192 245V243L190 242V243H188V242H186V241H188ZM41 240V241H40ZM60 242H59V241ZM76 240V241H75ZM90 240H93V241H91V243H90ZM163 242H162V241ZM169 242H168V241ZM175 242L174 244H177V245H173V242ZM178 240H181L182 242L184 241V243L182 244V242H181V245L179 244L180 243V241H178ZM193 240H195V241H193ZM199 240V241H200ZM258 240V241H257ZM263 240V241H262ZM16 241V242H15ZM25 241V243H28L27 245H25V243H22V242H24ZM33 241V242H32ZM36 241H37V243H36ZM68 241V242H67ZM79 241V242H78ZM98 243H97V242ZM137 241L139 242V243H137ZM178 243H177V242ZM247 241V242H246ZM29 242H30V244H29ZM70 242V243H69ZM76 243V245H75V243ZM242 242H244V244H246V243H249L250 245L252 244V246L254 247V248H252V250H251V252L253 251V249H254V251H255V249H257L255 252H252V253H250V251H249V254H248V252L246 251H244V250H242L243 249V244H242ZM246 242V243H245ZM252 242V243H251ZM16 243H18V244H16ZM31 243H35L36 244V246H35V244L33 245H31ZM85 243V244H84ZM97 243V244H96ZM128 243V244H127ZM163 243V246L161 247V244ZM166 243V244H165ZM169 244V246H168V244ZM187 243H188V245L189 246H191V247H188V245H187ZM262 243V244H261ZM20 244L22 245L21 247H20ZM42 246H41V245ZM88 246H87V245ZM93 246V244L95 245L94 247H96V250L94 249V247H93V249L95 250V252L93 251H90V250H92V246ZM99 244V245H98ZM138 244V245H137ZM142 244V245H141ZM170 244H171V247H170ZM178 244L180 245V247L178 246ZM186 244V245H185ZM8 245L10 246V248L8 247ZM17 245V246H16ZM38 245V246H37ZM40 245V246H39ZM81 246L82 245V247H85V246H87L88 248H91V249H89L88 250V248L87 247H85L86 248V250L87 251H89L90 253H91V255H90V253L89 252H87V251H85V248H84V252L86 253L85 255L83 254V252L82 253H79V255H76L79 251L78 250H80V251H83V250H81L82 249V247H80L79 249H78V247L79 246ZM85 245V246H84ZM89 245H90V247H89ZM120 246L119 247V249H116V248H118V246ZM121 245H122V247H121ZM125 245V246H124ZM127 245V246H126ZM129 245V246H128ZM172 245H173V247H172ZM187 247V248H191L190 250H186V251H184L185 249H187L185 246ZM216 245V246H215ZM239 245V246H238ZM4 246V247H3ZM28 246H29V248H28ZM31 246V247H30ZM34 246V247H33ZM123 246L126 248V247H129V251L127 250V252H129L130 254H125V252H119V253H117V250L119 251L121 248H123ZM130 246H133V247H130ZM169 247V250L168 249H166V248H168ZM177 246V247H176ZM185 248H184V247ZM192 246H194V247H192ZM216 248H215V247ZM220 248H219V247ZM230 246V247H229ZM256 246V247H255ZM8 247V248H7ZM25 247H27V248H25ZM41 247H42V249H44V250H42L41 249ZM51 247V248H50ZM53 247V248H52ZM114 247H116L115 248V250H114ZM134 247H137L138 248V250L139 251H137L136 252V249L134 248ZM143 247V248H142ZM198 247L202 250H204V251H200V250H198ZM214 249H213V248ZM229 247V248H228ZM242 247V248H241ZM260 247H262V248H260ZM6 248H7V250H6ZM34 250H33V249ZM36 248V249H35ZM38 248H40V250L38 249ZM113 248V249H112ZM139 248H142V249H139ZM163 248V249H162ZM194 248V249H193ZM228 248V249H227ZM233 248H235V249H233ZM240 248V249H239ZM9 249V250H8ZM39 251H38V250ZM52 249V250H51ZM193 249V252L191 251ZM217 249H219V250H217ZM263 249V250H262ZM25 250H26V252H25ZM30 250V251H29ZM46 250V251H45ZM51 250V251H50ZM69 250H72V251H69ZM74 250H75V252H74ZM145 250H147V251H145ZM158 250H159V252L161 253H158ZM166 250V251H165ZM171 250V251H170ZM174 250H176V252L174 251ZM197 250L198 251H200V252H198L199 254H197ZM223 250V251H222ZM243 252H242V251ZM8 251V252H7ZM49 251V252H48ZM63 253H62V252ZM76 251H77V253H76ZM100 251V252H99ZM111 251V252H110ZM114 251H116V253L114 252ZM175 252V253H173L172 254V252ZM188 251V253H186ZM189 251H191V252H189ZM195 251V252H194ZM215 251V252H214ZM228 251V252H227ZM258 251V252H257ZM29 252V253H28ZM31 252V253H30ZM32 252H34L33 254H32ZM36 252H38L37 254H35ZM48 254H47V253ZM70 252V253H69ZM72 252L73 253H76L75 255L73 254V256L75 257V258H77V259H74V257L72 256ZM141 252V253H140ZM143 252V253H142ZM183 252V253H182ZM233 252V253H232ZM4 253H5V255L7 256L8 254L7 253H9V256L12 258V260H13V262L9 259L8 260V258H9V256L7 257V259H6V257H5V255H4ZM25 253H27L28 254V258L29 259H26L27 258V254H25ZM64 253H66V254H70L71 255V257H73V259H71V257H70V255H69V257L66 255V254H64ZM121 253H122V255H121ZM169 253V254H168ZM180 253V254H179ZM215 253V254H214ZM243 253H245V254H243ZM11 254V255H10ZM17 254H19V255H17ZM34 254L36 255V257L34 256ZM39 254V255H38ZM81 254H83V255H81ZM88 254V255H87ZM105 254V255H104ZM115 254V255H114ZM138 255L137 257L138 258H135V255ZM141 254H143V255H141ZM148 254H149V256H148ZM159 254V255H158ZM165 254V255H164ZM180 256H179V255ZM201 254V255H200ZM212 254L214 255V256H212ZM218 254V255H217ZM221 256H220V255ZM236 254V255H235ZM246 254H247V256H246ZM251 254V255H250ZM261 254V255H260ZM14 255H15V258H16V256H17V258L15 259L14 258ZM40 255H42V256H40ZM61 255H64V257L65 256H67L68 258H70V259H68V258H65L64 259V257L63 256H61ZM81 255V256H80ZM98 255H101L102 257H100V258H102V259H99V256ZM124 255V256H123ZM131 257H130V256ZM132 255H133V257H132ZM140 255V256H139ZM153 255V256H152ZM161 255H163V257L161 256ZM166 255H167V257H166ZM210 255V256H209ZM215 255H216V257H215ZM20 256H22V257H20ZM24 256H26V257H24ZM30 256H33V257H31L30 258ZM77 256H80V257H77ZM85 256H89V257H87V258H85ZM98 256V257H97ZM122 256V257H121ZM129 256V257H128ZM151 256L154 258H151ZM177 256V257H176ZM200 258H199V257ZM203 256H204V258H203ZM208 256V257H207ZM223 256V257H222ZM243 256V257H242ZM244 256H246V257H244ZM252 256H254V257H252ZM260 256H262V257H260ZM18 257H20V258H22L23 260H24V258L27 260H24V261H26V262H24L23 261V263H22V259H20V258H18ZM38 257V258H37ZM58 257H60V258H58ZM118 257V258H117ZM139 257H141V259L139 258ZM213 257V258H212ZM219 257V258H218ZM222 257V258H221ZM237 257V258H236ZM52 258V259H51ZM53 258H58L57 260H56V262H55V260L53 259ZM83 258V259H82ZM85 258V259H84ZM122 258V259H121ZM125 258V259H126ZM167 258V259H166ZM171 259V260H173V262H174V259ZM199 258V259H198ZM205 259V260H203V259ZM215 258V259H214ZM242 258V259H241ZM260 258V259H259ZM6 259V260H5ZM14 259L16 260V261H14ZM20 259V260H19ZM68 259V260H67ZM99 259V260H98ZM133 259H135V261L133 260ZM137 259V260H136ZM139 259H140V261H139ZM153 261H152V260ZM238 259V260H237ZM256 259H258V261L256 260ZM20 261V263L18 262V261ZM45 260V261H44ZM66 260V261H65ZM78 260H80V261H78ZM84 260H86V261H83ZM117 260V261H116ZM149 260V261H148ZM171 260H169V262L171 261ZM198 260H201V261H199L200 263H198ZM253 260H255V262L253 261ZM8 261H10V262H8ZM39 261V262H38ZM49 261H51V262H49ZM65 261V262H64ZM120 261V262H119ZM121 261H122V263H121ZM123 261H126V262H124L123 263ZM139 261V262H138ZM211 261V262H210ZM220 261V262H219ZM235 261V262H236ZM248 261V262H247ZM251 261V262H250ZM2 262V263H1ZM12 262V263H11ZM37 262V263H36ZM57 262V263H58ZM61 262V263H60ZM162 262L163 263H161V261H160V264H164V260H162ZM172 262V261H171ZM243 262V263H242ZM245 262V263H244ZM53 263V264H54ZM145 263V264H146ZM147 263V264H148ZM128 264V263H127ZM144 264V263H143ZM174 264V263H173Z\"/></svg>",
	"mask_w": 264,
	"mask_h": 264
},
{
	"label": "bare ground",
	"instance_id": "obj_2",
	"mask_svg": "<svg viewBox=\"0 0 264 264\" xmlns=\"http://www.w3.org/2000/svg\"><path fill=\"white\" fill-rule=\"evenodd\" d=\"M84 1H85V0H84ZM86 1H87V0H86ZM131 1H132V0H131ZM136 1H137V0H136ZM145 1H146V0H145ZM150 1H151V0H150ZM159 1H160V0H159ZM164 1H165V0H164ZM170 1H172V0H170ZM175 1H176V0H175ZM211 1H212V0H211ZM220 1H221V0H220ZM227 1H228V0H227ZM230 1H231V0H229V2H230ZM5 2H6V0H5ZM24 2H25V1H24ZM67 2H68L67 4L65 3V4H66L65 8H63L61 11H63L64 9H65V10H67V9H68V10H71V9L74 7V0H73V1H72V0H67ZM81 2H83V1H81ZM92 2H93V1H92ZM126 2H127V1H126ZM203 2H204V1H203ZM203 2H202V3H203ZM222 2H223V1H222ZM222 2H221V3H222ZM231 2H232V1H231ZM259 2H260V4H258L257 7H256V5H255V9H256L255 12L257 11V12H259L260 14H263V13H264V2L262 3L261 0H259ZM87 3H89V1H88ZM130 3H131V2H130ZM176 3H177V2H176ZM179 3H180V1H179ZM204 3H205V2H204ZM211 3H213V2H211ZM216 3H219V2H216ZM4 4H5V3H4ZM6 4H7V3H6ZM13 4H14V3H13ZM28 4H29V2H28ZM83 4H85V2H83ZM91 4H92V3H91ZM150 4H151L152 6H155L156 3L151 2ZM180 4H181V3H180ZM229 4H230V3H229ZM229 4H228V5H229ZM119 5H120V4H119ZM167 5H168V4H166V5H162L161 8L163 7L164 9H167L168 6H170V5H168V6H167ZM211 5H212V4H211ZM215 5H216V4H215ZM217 5H219V4H217ZM228 5H227V6H228ZM233 5H235V4H233ZM1 6H2V5H1ZM21 6H22V5H21ZM23 6H24V5H23ZM123 6H124V5H123ZM225 6H226V3H225ZM235 6H236V5H235ZM235 6H234V7H235ZM13 7H14V6H13ZM13 7H10V9H12ZM58 7H59V9H61L60 7H62V6L59 5ZM94 7H95V6H94ZM97 7H98V4H97ZM132 7H133V6H132ZM150 7H151V6H150ZM212 7H213V6H212ZM212 7H211V8H212ZM231 7H232V5H231ZM252 7H253V6H252ZM54 8H55V7H54ZM103 8H104V7H103ZM120 8H121V7H120ZM125 8H126V7H125ZM144 8H145V7H144ZM151 8H152V7H151ZM163 8H162V9H163ZM169 8H170V7H169ZM214 8H215V7H214ZM227 8H228V7H227ZM4 9H5V8H4ZM55 9H58V8H55ZM59 9H58V10H59ZM117 9H118V8H117ZM130 9H131V8H130ZM206 9H208V8H206ZM231 9H232V8H231ZM65 10H64V11H65ZM68 10H67V11H68ZM72 10H73V9H72ZM93 10H94V9H93ZM127 10H128V9H127ZM167 10H168V9H167ZM246 10H247V9H246ZM249 10H250V9H249ZM253 10H254V9H253ZM12 11H13V10H12ZM16 11H17V10H16ZM160 11H161V10H160ZM168 11H169V10H168ZM187 11H188V10H187ZM207 11H208V10H207ZM231 11H232V10H231ZM14 12H15V11H14ZM59 12H60V11H59ZM74 12H75V11H74ZM111 12H112V11H111ZM113 12H114V11H113ZM118 12H119V11H118ZM120 12H121V10H120ZM171 12H172V11H171ZM174 12H175V11H174ZM23 13H24V12H23ZM83 13H84V12H83ZM83 13H82V14H83ZM122 13H123V10H122ZM160 13H161V12H160ZM162 13H163V10H162ZM184 13H185V12H184ZM189 13H190V12H189ZM253 13H254V12H253ZM76 14H78V13H76ZM79 14H80V11H79ZM91 14H92V13H91ZM123 14H124V13H123ZM123 14H122V15H123ZM164 14H165V11H164ZM254 14H255V13H254ZM3 15H5V14H3ZM10 15H11V14H10ZM73 15H74V14H73ZM114 15H115V14H114ZM143 15H144V14H143ZM143 15H142V12H141L140 10H137V9H136V10H130V11H129L130 21H129V19L127 20V19L125 18L127 22L125 21L123 25H122V23H120V24H121V25L123 26V28L126 29V30L129 29V28H132V29H133V27H134V28L137 27L138 30H139L141 27L139 28L138 26H135V25H134V22L131 21V20H132L131 18H134V16H135V17L137 18V20H138L139 18H142L141 16H143ZM165 15H166V14H165ZM173 15H174V13H173ZM243 15H244V14H243ZM7 16H9V15H7ZM61 16H62V15H61ZM76 16H77V15H76ZM82 16H83V15H82ZM120 16H121V15H120ZM123 16H124V15H123ZM161 16H163V14H162ZM4 17H6V16H3V18H4ZM10 17H11V16H10ZM27 17H28V16H27ZM71 17H72V16H71ZM118 17H119V16H118ZM118 17H117V19H118ZM129 17H128V18H129ZM143 17H144V16H143ZM159 17H160V16H159ZM239 17H240V15H239ZM250 17H251V16H250ZM261 17H262V16H261ZM0 18H1V17H0ZM7 18H9V17H7ZM7 18H6V19L4 18L3 21H2L4 24H5V23L8 24L9 22H12V20L8 21ZM25 18H26V17H25ZM80 18H81V15H80ZM80 18H79V19H80ZM87 18H89V17H87ZM145 18H146V17H145ZM171 18H172V17H171ZM234 18H235V17H234ZM234 18H233V19H234ZM251 18H252V17H251ZM23 19H24V18H23ZM28 19H29V18H28ZM28 19H27V22H28ZM79 19H78V20H79ZM90 19H93V18L90 17V18L88 19V21H90ZM121 19H122V18H121ZM213 19H214V18H213ZM213 19H212V20H213ZM0 20H1V19H0ZM13 20H14V19H13ZM41 20H43V19H41ZM44 20H45V19H44ZM66 20H67V19H66ZM70 20H71V19H70ZM93 20H94V19H93ZM114 20H115V19H114ZM144 20H145V19H144ZM147 20H148V19H147ZM214 20H215V19H214ZM219 20H220V19H219ZM45 21H46V20H45ZM45 21H44V22H45ZM56 21H58V22L61 23V21H59L58 19H57ZM79 21H80V20H79ZM79 21H78V22H79ZM118 21L123 22L122 20H118ZM134 21H136V20L134 19ZM148 21H149V20H148ZM210 21H211V20H210ZM224 21H225V20H224ZM226 21H227V20H226ZM231 21H232V20H231ZM231 21H230V22H231ZM235 21H236V20H235ZM250 21H251V20H250ZM252 21H253V20H252ZM23 22H24V21H23ZM27 22H26V24H27ZM40 22H41V21H40ZM90 22H91V21H90ZM93 22H94V21H93ZM152 22H153V21H152ZM197 22H198V21H197ZM208 22H209V21H208ZM254 22H255V21H254ZM3 23H2V24H3ZM17 23H19V22H17ZM56 23H57V22H56ZM60 23H58V24H60ZM79 23H80V22H79ZM87 23L90 24L89 22H87ZM141 23H142V22H141ZM141 23H140V26H142ZM143 23H144V22H143ZM143 23H142V24H143ZM146 23L148 24V22H146ZM215 23H216V22H215ZM217 23H218V24H215L216 26H217V25L221 26L222 21H221L220 24H219V22H217ZM252 23H253V22H252ZM0 24H1V23H0ZM14 24H15V23H14ZM20 24H21V23H20ZM22 24H23V23H22ZM39 24H40V23H39ZM81 24H82V23H81ZM114 24H115V23H114ZM116 24H118V22H117ZM120 24H118V25H120ZM136 24H137V23H136ZM195 24H196V23H195ZM195 24H194V25H195ZM197 24H198V23H197ZM5 25H6V24H5ZM5 25H4V26H5ZM17 25H18V24H17ZM24 25H25V23H24ZM91 25H92V24H90V26H91ZM143 25H144V24H143ZM149 25H150V24H148V26H149ZM151 25H152V24H151ZM192 25H193V24H192ZM213 25H214V24H213ZM213 25H212V26H213ZM253 25H254V24H253ZM0 26H1V25H0ZM2 26H3V25H2ZM6 26H7V25H6ZM11 26H14L13 23H11ZM15 26H16V25H15ZM18 26H19V25H18ZM20 26H21V25H20ZM61 26H62V25H61ZM71 26H72V25H71ZM103 26H105V25H103ZM110 26H112V25H107V27H109V28H110ZM190 26H191V25H189V27H190ZM216 26H215V29H216ZM245 26H246V25H245ZM249 26H250V25H249ZM261 26H262V25H261ZM263 26H264V24H263ZM22 27H23V26H22ZM32 27H33V26H32ZM65 27H66V26H65ZM84 27H85V26H84ZM84 27H83V28H84ZM87 27H89V26H87ZM107 27H104V28L106 29ZM186 27H187V26H186ZM194 27H195V30H196L197 25H195ZM221 27H222V26H221ZM223 27H224V28L227 27L226 24H224ZM5 28H6V27H5ZM8 28H9V27H8ZM19 28H20V27H19ZM29 28H30V25H29ZM83 28H81V29H83ZM97 28H98V27H97ZM97 28H95V29L97 30ZM123 28H122V29H123ZM190 28H192V26H191ZM198 28H199V27H198ZM201 28H202V30H203L204 27H201ZM201 28H199L198 30L200 31ZM229 28H230V27H229ZM258 28H259V27H258ZM6 29H7V28H6ZM49 29H50V28H49ZM87 29H89V28H87ZM110 29H111V28H110ZM187 29H188V28H187ZM205 29H206V28H205ZM207 29H208V28H207ZM234 29H235V28H234ZM239 29H240V28H239ZM262 29H263V28H262ZM262 29H261V31L258 30L257 32H256V31H253L254 29H251V30L253 31V32L251 31L252 34L257 35V36L259 37V40H260L261 42L264 41V31H262ZM1 30H4V29L1 28L0 31H1ZM10 30H11V28H10ZM12 30H13V29H12ZM17 30L19 31V29H17ZM24 30H25V29H24ZM29 30H30V29H29ZM52 30H53V28H52ZM52 30H51V31H52ZM83 30H85V32H86V28H84ZM96 30H95V31H96ZM99 30H100V29H99ZM185 30H186V29H185ZM189 30H190V29H189ZM192 30H193V29H192ZM202 30H201L200 32L198 31V33H201ZM231 30H232V29H230V31H231ZM26 31H27V30H26ZM26 31H25V32H26ZM51 31H49V32H51ZM70 31H71V30H70ZM93 31H94L93 29H90L89 32H93ZM101 31H102V30H101ZM105 31H106V30H105ZM124 31H125V30H123L122 32H124ZM128 31H129V30H128ZM136 31H137V30H136ZM141 31H142V30H140V32H141ZM209 31H210V30H209ZM223 31H224V30H223ZM247 31H248V30H247ZM249 31H250V28H249ZM15 32H16V30H15ZM28 32H29V34H31L30 31H27V33H28ZM54 32H55V31H54ZM87 32H88V30H87ZM98 32H99V31H98ZM180 32L182 33V31H180ZM183 32H184V31H183ZM188 32H189V31H188ZM190 32H191V31H190ZM190 32H189V33H190ZM196 32H197V31H196ZM211 32H212V30H211ZM18 33H20V32H18ZM21 33H22V32H21ZM23 33H24V32H23ZM23 33H22V34H23ZM47 33H48V32H47ZM58 33H59V32H58ZM157 33H158V32H157ZM184 33H185V32H184ZM184 33L182 34V36L184 35ZM191 33H192V32H191ZM216 33H217V32L215 31V34H216ZM222 33H223V32L221 31V34H222ZM235 33H236V31H235ZM237 33H238V31H237ZM248 33H250V32H248ZM3 34H5V33H3ZM22 34H21V35H22ZM29 34H28V35H29ZM45 34H46V33H45ZM51 34H52V33H50V35H51ZM55 34H57V33H55ZM69 34H70V33H68L67 35H69ZM75 34H76V33H75ZM92 34H93V33H92ZM117 34H118V33H117ZM139 34H141V33H139ZM150 34H151V33H150ZM160 34H161V33H160ZM202 34H204V33H202ZM209 34H210V33H209ZM209 34H208V35H209ZM223 34H225V33H223ZM230 34H234V31H233V33L231 32ZM12 35H13V34H12ZM14 35H15V34H14ZM46 35H47V34H46ZM65 35H66V34H65ZM67 35H66V36H67ZM71 35H72V33L69 35L68 38H70ZM103 35H104V34H103ZM111 35H113V34H111ZM148 35H149V34H148ZM151 35H153V34H151ZM156 35H157V34H156ZM178 35H179V34H178ZM195 35H196V34H195ZM198 35H199V34H198ZM198 35H197V37H198ZM210 35H211V34H210ZM227 35H228V34H227ZM234 35H235V34H234ZM234 35H233V36H234ZM17 36H18V35H17ZM24 36H25V35H24ZM24 36H23V39H24ZM30 36L33 37L32 35H30ZM47 36H48V35H47ZM52 36H54V34L51 35V37H52ZM61 36H62V35H61ZM101 36H102V35H101ZM117 36L120 38L121 35H120V36L117 35ZM136 36H137V35H136ZM161 36H162V35H161ZM161 36H159V37H161ZM184 36H185V35H184ZM186 36H191V35H186ZM193 36H194V34H193ZM193 36H192V37H193ZM202 36H203V35H202ZM212 36H214V34H213ZM215 36H217V35H215ZM225 36H226V34H225ZM225 36H224V37L222 36V37L225 39ZM229 36H230V35H229ZM231 36H232V35H231ZM249 36H251V35H249ZM14 37H15V36H14ZM14 37H13V38H14ZM44 37H45V35H44ZM44 37H42V38H44ZM48 37L51 38L50 36H48ZM62 37H63V36H62ZM62 37H61V38H62ZM77 37H79V36H77ZM80 37H81V36H80ZM104 37H106V35H104ZM108 37H109V36H108ZM122 37H123V36H122ZM122 37H121V38H122ZM132 37H133V36H132ZM141 37H142V35H141ZM143 37H144V36H143ZM143 37H142V38H143ZM148 37H149V36H148ZM154 37H155V35H154L152 38H154ZM163 37H164V36H163ZM163 37H162V38H163ZM180 37H181V36H180ZM197 37L195 38L196 40H197ZM209 37H211V36H209ZM9 38H10V40H11L12 36L9 37ZM25 38H26V36H25ZM37 38H38V35H37ZM71 38H72V36H71ZM111 38H112V37H111ZM119 38H118V39H119ZM121 38H120V39H121ZM135 38H136V37H135ZM135 38H134V39H135ZM145 38H146V36H145ZM157 38H158V37H156L155 39H157ZM186 38H187V37H186ZM199 38H200V37H199ZM203 38H204V37H203ZM206 38H207V37H206ZM212 38H213V37H212ZM223 38H222V39H223ZM233 38H234V37H233ZM20 39H21V38H20ZM44 39H45V38H44ZM47 39H48V38H47ZM47 39H46V40H47ZM52 39H53V38H51L49 41H51ZM63 39H65V37L62 38V40H61V39H60V40L63 41V42H65ZM86 39H87V38H86ZM101 39H102V38H101ZM105 39H106V38H105ZM108 39H109V38H108ZM118 39H117V41H118ZM146 39H147V38H146ZM148 39H149V38H148ZM163 39H164V38H163ZM178 39H179V38H178ZM200 39H201V38H200ZM200 39H198L197 42H199ZM218 39H219V38H218ZM224 39H223V40H224ZM228 39H229V38L226 39L227 42L229 41ZM21 40H22V39H21ZM24 40H25V39H24ZM32 40H33V38H32ZM39 40H40V39H38V41H39ZM42 40H43V39H42ZM42 40H40L39 42L41 43ZM46 40H45V41H46ZM66 40L69 41V39H67V38H66ZM70 40H71V39H70ZM72 40H74V39H72ZM72 40H71V41H72ZM77 40H78V39H77ZM80 40H81V39H80ZM103 40H104V39H103ZM106 40H107V39H106ZM124 40H126V39H124ZM127 40H128V39H127ZM130 40H131V39H130ZM140 40H141V39H140ZM150 40H151V39H150ZM193 40H194V39H193ZM209 40H210V39H209ZM212 40H213V39H212ZM212 40H211V41H212ZM223 40H222L223 43L226 42V41H223ZM235 40H236V39H235ZM11 41H12V40H11ZM19 41H20V40H19ZM26 41H28V40H26ZM43 41H44V40H43ZM43 41H42V42H43ZM68 41H67V42H68ZM107 41H110V40H107ZM111 41H112V40H111ZM131 41H132V44H133L135 40L132 39ZM148 41H149V40H148ZM155 41H156V40H155ZM157 41H158V40H157ZM174 41H175V40H174ZM177 41H178V40H177ZM177 41H176V42H177ZM188 41H189V40H188ZM201 41H202V40H201ZM215 41L217 42V40H215ZM13 42H14V40H13ZM13 42H12V43H13ZM17 42H18V41H17ZM21 42H22V41H21ZM39 42H38V43H39ZM63 42H62L63 45L61 44V42L59 43V45L65 47V46H66L65 44H66L67 42H66L65 44H64ZM83 42H84V39H83ZM102 42H103V41H102ZM102 42H100V43H98V44H100V45L102 44V45H103V44L105 43V42H104V43H102ZM118 42H119V41H118ZM127 42H128V41H126V43H127ZM153 42H154V41H153ZM153 42H152V43H153ZM158 42H159V41H158ZM163 42H164V41H163ZM184 42H185V41H184ZM186 42H187V41H186ZM195 42H196V41H195ZM22 43H23V42H22ZM56 43H57V42H56ZM71 43H72V42H71ZM78 43H79V42H77V44H78ZM123 43H124V41H123ZM126 43H125V44H126ZM154 43H155V42H154ZM156 43H157V42H156ZM160 43H162V42H160ZM199 43H201V42H199ZM199 43H198V44H199ZM204 43H205V42H204ZM209 43H211V42H209ZM258 43H259V42H258ZM31 44H32V43H31ZM80 44H81V43H80ZM96 44H97V43H96ZM111 44L113 45V42H112ZM116 44H117V43H116ZM116 44H115V45H116ZM130 44H131V43H130ZM136 44H137V42H136ZM162 44H164V43H162ZM194 44H195V43H194ZM196 44H197V43H196ZM233 44H234V42H233ZM261 44H262V43H261ZM0 45H1V44H0ZM28 45L30 46V44H28ZM122 45H123V44H121L120 46L118 45V46L120 47V49H121V46H122ZM133 45H135V44H133ZM133 45H132V46H133ZM164 45H165V44H164ZM180 45H181V44H180ZM180 45H179V46H180ZM185 45H186V44H185ZM215 45L217 46L218 43H217V44L215 43ZM215 45L213 44V45H211V46H212V47H216ZM219 45H221V44H219ZM219 45H218V46H219ZM4 46H5V45H4ZM17 46H18V45H17ZM32 46H33V45H32ZM67 46H68V45H67ZM69 46H71V44H70ZM74 46H75V45H74ZM77 46H78V45H77ZM95 46H96V45H95ZM106 46H107V45H106ZM123 46H124V45H123ZM128 46H129V45H128ZM136 46H137V45H136ZM177 46H178V45H177ZM182 46L184 47L183 42H182ZM187 46H189V45H187ZM196 46H197V45H196ZM218 46H217V47H218ZM225 46H226V45H225ZM228 46H229V43L227 44V47H228ZM260 46H261V45H258V44H257L256 46H254V51H257V49H259ZM21 47H22V46H21ZM41 47H43V46H41ZM78 47H79V46H78ZM107 47H108V46H107ZM107 47H106V48H107ZM134 47H135V46H134ZM134 47H133V48H134ZM138 47H139V46H138ZM183 47H182V48H183ZM197 47H198V46H197ZM206 47H207V46H206ZM212 47H211V50H212ZM227 47H226V48H227ZM230 47H231V46H230ZM230 47H228V48H230ZM8 48H9V47H8ZM30 48H31V47H30ZM35 48H36V47H35ZM61 48H62V47H61ZM70 48H71V47H70ZM84 48H86V47H84ZM84 48H83V50L85 51ZM110 48L112 49L113 47H111V45H110ZM116 48H117V46H116ZM124 48H125V47H124ZM139 48H141V47H139ZM165 48H166V47H165ZM167 48H168V47H167ZM186 48H187V47H186ZM194 48H195V47H194ZM209 48H210V47H209ZM221 48H222V47H221ZM224 48H225V47H224ZM233 48H234V47H233ZM233 48L231 47V50H232ZM0 49H2V48H0ZM3 49H4V48H3ZM3 49H2V50H3ZM5 49H6V48H5ZM26 49H27V51H28V47H27ZM39 49H40V48H39ZM73 49H74V48H73ZM92 49H93V47H92ZM95 49H96V48H95ZM141 49H142V48H141ZM183 49H184V48H183ZM191 49L193 50V48H191ZM191 49H190V50H191ZM195 49H196V48H195ZM203 49H204V48H203ZM206 49H207V48H206ZM217 49H218V48H217ZM217 49H216V50L214 49V50L217 51ZM219 49H220V48H219ZM2 50H1V51H2ZM7 50H8V49H7ZM9 50H10V49H9ZM17 50H19V49H17ZM36 50H37V49H36ZM46 50H47V47H46ZM53 50H54V49H53ZM60 50H61V49H60ZM71 50H72V49H71ZM81 50H82V48H81ZM86 50H88V49H86ZM115 50H116V49H115ZM118 50H119V49H118ZM121 50H122V49H121ZM121 50H119V52H120ZM124 50H125V49H124ZM124 50H122V51H124ZM164 50H165V49H164ZM178 50H179V49H178ZM227 50H228V49H227ZM259 50H260V49H259ZM27 51H26V52H27ZM34 51H35V49H34ZM34 51H33V52H34ZM41 51H42V49H41ZM47 51H48V52H46V53L50 54V53H49L50 51H49V50H47ZM66 51H67V49H66ZM66 51H65V52H66ZM77 51H78V49H77ZM77 51H76V52H77ZM84 51H83V53H84ZM89 51H90V52H88V51H85V52H88V53H86V54H91V56H92V53H93L94 51L90 50V48H89ZM133 51H134V50H133ZM137 51H138V50H137ZM137 51H136V52H137ZM175 51H176V50H175ZM175 51H173V52H175ZM180 51H181V50H180ZM205 51H206V50H205ZM225 51H226V50H225ZM252 51H253V50H252ZM252 51H251V52H252ZM4 52H5V51L3 50V53H2V52H0V53H2V54L4 55ZM31 52H32V50H31ZM38 52H39V51H38ZM44 52H45V51H44ZM54 52H55V50H54ZM78 52H79V51H78ZM78 52H77V53H78ZM112 52H113V51H112ZM124 52H126V55H127V53H128V52H127V48H126V51H124ZM134 52H135V51H134ZM141 52H142V51H141ZM144 52H146V51H144ZM166 52H167V50H166ZM184 52H185V51H184ZM193 52H194V51H193ZM227 52L230 53L231 51H230V52L227 51ZM28 53H29V51H28ZM52 53H53V52H52ZM83 53H82V54H83ZM132 53H133V52H132ZM132 53H131V54H132ZM146 53H147V52H146ZM152 53H153V52H152ZM152 53L149 54V55H150V59H151V57L153 56ZM160 53H161V52H160ZM221 53H222V52H221ZM228 53H227V54H228ZM231 53H232V52H231ZM247 53H248V52H247ZM252 53H254L253 56L256 55V52H252ZM17 54H18V53H17ZM24 54H25V53H24ZM31 54H33V53H31ZM84 54H85V53H84ZM84 54H83V56H82L81 54H80V56H76V55H75V56H76V57H75L76 62H79V63H83V64H85V63H86L85 61H86L87 58H84ZM117 54H118V52L115 53L116 56H117ZM120 54H121V52H120ZM120 54H118V55H120ZM123 54H124V53H123ZM134 54H135V56H134V55H133V56L136 57V56H137L136 53H134ZM163 54H165V53H163ZM171 54H172V53H171ZM181 54H183V53H181ZM184 54H185V53H184ZM190 54H191V53H190ZM195 54H196V53H195ZM212 54H213V53H212ZM260 54H261V53H260ZM0 55H1V54H0ZM9 55H10V54H9ZM33 55H35V52H34ZM53 55H54V53H53ZM67 55H68V54H67ZM67 55H66V57H67ZM69 55H70V54H69ZM69 55H68V57H70ZM71 55H72V54H71ZM142 55H143V54H142ZM151 55H152V56H151ZM154 55H155V54H154ZM156 55H157V54H156ZM156 55L154 56V58L156 57ZM175 55H177V54H175ZM223 55H224V54H223ZM228 55H229V54H228ZM230 55H233V54H230ZM244 55H245V54H244ZM246 55H249V54H246ZM262 55H263V54H262ZM4 56H5V55H4ZM30 56L32 57V55H30ZM49 56H50V55H49ZM49 56H48V57H49ZM51 56H52V55H51ZM121 56H122V55H121ZM129 56H130V53H129ZM131 56H132V55H131ZM133 56L130 57V58L128 57V59H126V58H125L126 56H125L124 58H122V60H123V59H126V60L122 61L121 64H123V66L126 65V68H127V69H128V68L130 69L131 66H133L134 70H133L132 72L135 73V74H134L135 76H139V77H140L141 75L146 76L148 71L145 72V69H144L143 67H142L143 70L136 68L137 66H136V64H135L136 62L134 61L135 58H134ZM144 56H145V55H144ZM163 56H164V55H163ZM168 56H169V55H168ZM184 56H185V55H184ZM214 56H215V54L212 55L211 57H214ZM216 56H217V54H216ZM219 56H220V55H219ZM233 56H234V55H233ZM242 56H243V55H241V58H242ZM249 56H250V55H249ZM253 56H252V57H253ZM9 57H10V56H9ZM16 57H17V56H16ZM68 57H67V58H68ZM89 57H90V56H89ZM146 57H147V55H146ZM160 57H161V56H160ZM164 57H165V56H164ZM208 57H209V56H208ZM208 57H207V59H211V57H210V58H208ZM246 57H247V56H246ZM252 57H251V58H252ZM0 58H1V57H0ZM3 58H4V57H2V59H3ZM7 58H8V57H7ZM29 58H30V57H29ZM34 58H36V57H34ZM119 58H120V57H119ZM119 58H118V59H119ZM165 58H166V57H165ZM168 58L170 59L171 57H168ZM173 58H174V56H173ZM173 58H171L170 61H168V64H169V62L171 63V60H172ZM177 58H178V57H177ZM185 58H186V57H183V60H184ZM217 58H218V57H217ZM219 58H220V57H219ZM231 58H232V57H231ZM249 58H250V57H249ZM254 58H255V57H254ZM5 59H6V58H5ZM14 59L16 60V58H14ZM14 59H13V60H14ZM21 59L23 60V58H21ZM24 59H25V58H24ZM62 59H63V57H62ZM91 59H92V58H90V60H91ZM101 59H102V58H101ZM143 59H144V58H143ZM150 59H149V60H150ZM232 59H233V58H232ZM232 59H230V60L232 61ZM8 60H9V58H8ZM15 60H14V61H15ZM59 60H60V59H59ZM65 60H66V58H65ZM70 60L72 61V59H70ZM88 60H89V58H88ZM96 60H98V59H96ZM116 60H117L116 58L109 59V60L107 59V60L105 61V64H106V65H107V64H112V63L114 64ZM146 60H147V59H146ZM166 60H167V59H166ZM175 60H176V59H175ZM175 60H172V61L174 62ZM212 60H213V59H212ZM214 60H216V58H215ZM217 60H218V59H217ZM217 60H216V61H217ZM221 60H223V59H221ZM226 60H227V59H226ZM245 60H246V59H245ZM255 60H256V59H255ZM0 61H1V60H0ZM3 61H4V59H3ZM3 61H2V63L0 62V68H3V66H5V65H3ZM17 61H18V60H17ZM68 61H69V60H67V62H68ZM98 61H99V60H98ZM119 61H120V60H119ZM136 61H138V60L136 59ZM139 61H140V60H139ZM157 61H158V60H157ZM176 61H177V60H176ZM184 61H185V60H184ZM184 61H183V62H184ZM209 61H210V60H209ZM239 61H240V59H239ZM239 61H238V63H240ZM242 61H244V60L242 59ZM250 61H251V59H250ZM256 61H257V60H256ZM258 61H259V60H258ZM20 62H21V61H20ZM23 62H25V61H23ZM28 62H29V60H28ZM30 62H31V61H30ZM67 62H66V64H67ZM74 62H75V61H74ZM84 62H85V63H84ZM120 62H121V61H120ZM143 62H144V61H143ZM151 62H152V61H151ZM155 62H156V60H155ZM160 62H161V61H160ZM181 62H182V61H181ZM210 62H211V61H210ZM220 62H222V61H220ZM224 62H225V60H224ZM244 62H245V61H244ZM244 62H243V63H244ZM251 62H252V61H251ZM14 63H15V62H14ZM17 63H18V62H17ZM138 63H139V62H138ZM158 63H159V62H158ZM162 63H163V62H162ZM177 63H178V61L176 62V64H177ZM185 63H186V62H185ZM185 63H183V64H185ZM211 63H212V62H211ZM211 63H210V64H211ZM227 63H228V61H227ZM245 63H246V62H245ZM252 63H253V62H252ZM254 63H255V62H254ZM4 64H6L5 61H4ZM22 64H23V63H22ZM34 64H35V63H34ZM86 64H87V63H86ZM113 64H112V66H113ZM115 64H116V63H115ZM115 64H114V65H115ZM121 64H119V65H121ZM149 64H150V63H149ZM153 64H154V63H153ZM173 64H174V63H172L171 65H173ZM181 64H182V63H181ZM192 64H193V63H192ZM195 64H196V63H195ZM202 64H203V63H202ZM249 64H250V63H249ZM1 65H3V66H1ZM7 65H8V64H7ZM31 65H32V64H31ZM67 65H68V64H67ZM95 65H96V64H95ZM119 65H118V66H119ZM127 65H131V66L127 67ZM160 65H161V63H160ZM186 65H187V64H186ZM207 65H208V64H207ZM224 65H225V63H224ZM258 65H259V64H258ZM260 65H261V64H260ZM14 66H15V64L13 65V67H14ZM22 66H23V65H22ZM27 66H28V65H27ZM32 66H33V65H32ZM55 66H56V65H55ZM69 66H70V64H69ZM82 66L85 67L84 65H82ZM90 66H91V65H90ZM115 66H116V65H115ZM118 66H116V68H117V69H120V67H118ZM123 66H122V68H124ZM141 66H142V65H141ZM178 66H179V65H178ZM217 66H218V65H217ZM217 66H216V67H217ZM10 67H12V66H10ZM15 67H16V66H15ZM17 67H18V66H17ZM29 67H30V66H29ZM29 67H28V68H29ZM56 67H58V66H56ZM73 67H75V66L72 65V67H70V70H69V68H67L68 71H71V68H73ZM76 67H77V66H76ZM93 67H95L94 64H93ZM109 67H110V66H109ZM163 67H164V66H163ZM166 67H167V66H166ZM169 67H170V66H169ZM174 67H177V65H176V66L174 65ZM244 67H245V65H244ZM246 67H247V65H246ZM6 68H7V67H6ZM46 68H47V67H46ZM58 68H59V67H58ZM60 68H61V67H60ZM64 68H66V66H65ZM77 68H78V67H77ZM95 68H96V67H95ZM107 68H108V67H107ZM113 68L115 69V67H112V69H113ZM122 68H121L120 70H122ZM126 68H125V69H126ZM140 68H141V67H140ZM153 68H155V67H153ZM159 68H160V67H159ZM172 68H173V67H172ZM172 68L169 69L170 71H169V70H167V71H168L169 73H172V74L175 73V72H177V70L174 71V68H173V69H172ZM177 68H178V67H177ZM179 68H180V67H179ZM195 68H197V66H195ZM218 68H219V67H218ZM250 68H251V67H250ZM261 68H262V67H261ZM4 69H5V67H4ZM4 69H3V71H4ZM22 69H23V67H22ZM25 69H27V68H25ZM129 69H128V70H129ZM155 69H156V68H155ZM193 69H194V67H193ZM204 69H205V68H204ZM243 69H244V68H243ZM248 69H249V68H248ZM254 69H255V68H254ZM257 69H258V68H257ZM259 69H260V68H259ZM262 69H264V67H263ZM262 69H261V70H262ZM6 70H7V69H6ZM9 70H10V69H9ZM12 70H13V69H12ZM15 70H16V69H15ZM29 70H30V69H29ZM72 70H73V69H72ZM74 70H75V69H74ZM79 70H80V69H79ZM94 70H95V69H94ZM106 70H107V69H106ZM128 70H127V71H128ZM131 70H132V69H131ZM156 70H157V69H156ZM164 70H165V68H164ZM200 70H201V68H200L198 71L195 69V71H193L192 74H194V73H195V74H198V73L200 72ZM206 70H207V69H206ZM1 71H2V70H1ZM31 71H32V70H31ZM52 71H54L53 68H52ZM52 71H51L50 73H53V74H50V73L48 72V73H49L48 76L51 77L53 80H54V79L56 80V79H57V78H56L57 76H56V75L54 74V72H52ZM57 71H58V70H57ZM90 71H91V70H90ZM108 71H109V69H108ZM118 71H119V70H118ZM124 71H125V70H124ZM153 71H155V70H153ZM161 71H162V69H161ZM186 71H187V70H186ZM196 71H197V73H196ZM202 71H203V69H202ZM204 71H205V70H204ZM241 71H242V70H241ZM259 71H260V70H259ZM20 72H21V71H20ZM55 72H56V70H55ZM59 72H60V69H59ZM59 72H57V75L59 74ZM62 72L64 73V71H62ZM62 72H61V73H62ZM66 72H67V70H66ZM66 72H65V73H66ZM71 72H73V71H71ZM71 72H70V74H71ZM79 72H80V71H79ZM92 72H93V71H92ZM101 72H102V71H101ZM128 72H129V73H132V72H130V71H128ZM128 72H127V74H128ZM149 72H150V71H149ZM149 72H148V73H149ZM162 72H163V71H162ZM211 72H212V71H211ZM211 72H209L208 74H210ZM8 73H9V72L7 71V73L5 72V76H4V75H2V77L0 76V83H3V85H4V83H6V82H8V81H10V80H13V79L15 80V78L18 77V76H17V77L14 78V77L12 76L11 78H13V79H11L10 76H9V77L6 76ZM61 73H60V74H61ZM67 73H68V72H67ZM73 73H74V72H73ZM73 73H72V74H73ZM117 73H119V72H117ZM145 73H146V75H145ZM154 73H155V72H154ZM166 73H167V72H166ZM190 73H191V72H190ZM212 73H213V72H212ZM214 73H216V72H214ZM214 73H213V74H214ZM244 73H245V72H244ZM255 73H256V72H255ZM1 74H2V73H1ZM11 74H12V73H11ZM11 74H10V75H11ZM26 74H27V72H26ZM60 74H59V75H60ZM76 74H77V73H76ZM119 74H120V73H119ZM157 74H158V73H157ZM157 74H155L154 76H156ZM172 74H171V76L175 75L176 73L173 74V75H172ZM192 74H191V77H192ZM195 74H194V75H195ZM199 74H200V73H199ZM213 74H212V75H213ZM223 74H224V73H223ZM230 74H231V73H230ZM230 74H229V76H230ZM241 74H242V73H241ZM249 74H250V73H249ZM8 75H9V74H8ZM19 75H20V74H19ZM33 75H34V74H33ZM74 75H75V74H74ZM110 75H111V73H110ZM125 75H126V74H125ZM132 75H133V74H132ZM159 75H160V73H159ZM189 75H190V74H189ZM202 75H205V74H202ZM202 75H201V77H204V76H202ZM215 75H216V74H215ZM22 76H23V72H22ZM25 76H26V75H25ZM60 76H61V75H60ZM60 76H58V79H57V80L60 79ZM115 76H116V75H115ZM115 76H113V77H115ZM117 76H118V75H117ZM117 76L113 79V83L115 82L117 85H119L120 87H122L121 90H122L123 92L130 93V94H128L129 97H131V96L133 97L134 95L136 96V94L138 93L137 91H139V90H141L142 92H148V93L152 94V93L154 92V89H155V91H156V89L160 87V84H161V83L163 82V80H164V78H163V80H161V79H157V81H154V78H150V80L153 79V82H154L153 85H152V87H153L155 84H158V83H159V85H158L159 87H157V85H155L157 88H151V89H150V86H151V85L148 84L149 89H146V88H145V89H146V90H145V89H144L145 86L143 85V83H142V84H140V83L138 84V83H137V82H139L138 80L135 82V83H137L136 85H134V84L132 85L133 81H131L132 83L130 84V79H129V78H128V79H124V78L127 77V75L124 76V74H123L124 77H117ZM143 76H142V77H143ZM154 76H153V77H154ZM165 76H166V75H165ZM167 76H169V75H167ZM171 76H169V77H171ZM226 76H227V75H226ZM254 76H255V75H254ZM29 77H30V76H29ZM49 77H48V78H49ZM61 77H62V76H61ZM65 77H67V76L65 75ZM69 77H70V76H69ZM111 77H112V76H111ZM111 77H110V78H111ZM113 77H112V78H113ZM156 77H157V76H156ZM156 77H155V79H156ZM160 77H161V76H160ZM160 77H159V78H160ZM169 77H168V79H170ZM178 77H179V75H178ZM188 77H189V76H188ZM193 77H194V76H193ZM193 77H192V78H193ZM196 77H197V75H196ZM208 77H210V75H209ZM223 77H225V75H223ZM9 78H10V79H9ZM22 78H23V77H22ZM24 78H25V77H24ZM24 78H23V80H24ZM27 78H28V77H27ZM67 78H68V77H67ZM112 78H111V79H112ZM130 78L134 79V81H135V78H134V77L131 76ZM136 78H138V77H136ZM144 78H145V77H144ZM144 78H143V79H144ZM165 78H166V77H165ZM173 78H174V77H173ZM173 78H172V79H173ZM189 78H190V77H189ZM244 78H246V77H244ZM25 79H26V78H25ZM28 79H29V78H28ZM28 79H27V80H28ZM45 79H46V78H45ZM62 79H63V77H62ZM69 79H70V78H69ZM80 79H81V78H80ZM186 79H187V78H186ZM194 79H195V78H194ZM199 79H200V76H199ZM201 79H202L203 81H205L203 78H201ZM249 79H250V78H249ZM253 79H254V78H253ZM256 79H257V78H256ZM27 80H26V81H27ZM49 80H51V79H49ZM57 80H56V81H57ZM126 80H128L129 83H128V82H125ZM146 80H147V79H146ZM150 80H149V81H150ZM165 80H166V79H165ZM165 80H164V81H165ZM170 80H171V79H170ZM176 80H177V79H176ZM179 80H180V78H179ZM184 80H185V79H184ZM184 80H183V81H184ZM197 80H198V79H197ZM202 80H201V81L198 80V81H199V82H202ZM207 80H208V79H207ZM258 80H259V79H258ZM19 81H21L20 78H19ZM26 81H25V82H26ZM74 81H76V80H74ZM80 81H81V80H80ZM83 81H84V80L82 79V82H80L81 84L78 82L79 85H82V83H85V82H83ZM140 81L142 82V80H140ZM151 81H152V80H151ZM168 81H169V80H168ZM181 81H182V80H181ZM186 81H187V80H186ZM190 81H191V80H190ZM190 81H189V82H190ZM193 81H194V80H193ZM198 81H197V82H198ZM216 81H217V79H216ZM249 81H250V80H249ZM253 81H257V80L254 79ZM34 82H35V81H34ZM52 82H53V81H52ZM52 82H51V83H52ZM59 82H62V81L60 80ZM76 82H77V81H76ZM147 82H148V81H147ZM166 82H167V81H166ZM166 82H165V83H166ZM169 82H170V81H169ZM187 82H188V81H187ZM187 82H186V83H187ZM194 82H195V81H194ZM218 82H219V81H218ZM245 82H246V81H245ZM257 82H258V81H257ZM9 83H11V81L8 82V83H6V84H9ZM78 83H77V84H78ZM127 83H128V84H127ZM170 83L172 84V83H174V82H170ZM182 83H183V82H181L179 85H178V83H177L176 85L174 84L173 87H172V86H171V87H172L174 90H177V89L181 88V87L184 85V83H183V84H182ZM203 83H204V82H203ZM215 83H216V82H215ZM215 83H214V84H215ZM252 83H254V82H252ZM19 84H20V83H19ZM19 84H18V85H19ZM23 84H24V82H22V85H23ZM35 84H36V83H35ZM63 84H64V83H61V84H59V85H62V86H63ZM72 84H74V83H72ZM72 84H71V85H72ZM77 84H76V85H77ZM144 84H145V83H144ZM166 84H167V86L169 85V83H166ZM181 84H182V86L180 87ZM190 84H191V83H190ZM259 84H260V83H259ZM1 85H2V84H0V86H1ZM20 85H21V84H20ZM22 85H21V86H22ZM38 85H39V84H38ZM64 85H65V84H64ZM83 85H85V84H83ZM83 85H82V86H83ZM97 85H98V84H97ZM110 85H111V84H110ZM142 85H143V86H142ZM193 85H194V84H193ZM221 85H222V84H221ZM250 85H251V84H250ZM40 86H41V85H40ZM86 86H87V85H86ZM112 86H113V85H112ZM185 86L187 87V85H185ZM185 86H184V87H185ZM5 87H6V85H5ZM23 87H24V86H23ZM41 87H42V86H41ZM73 87H77V86H73ZM73 87H71V89H72ZM83 87H84V86H83ZM114 87H115V86H113V88H114ZM203 87H204V86H203ZM220 87H221V86H220ZM220 87H219V85H218V87L216 86V90H217V88H219V89L221 90L222 87H221V88H220ZM250 87H252V86H250ZM2 88H3V87H2ZM15 88H16V87H15ZM61 88H62V87H60L59 91H61ZM80 88H81V87H80ZM85 88H86V87L81 88V89H85ZM193 88H194V87H193ZM201 88H202V86L200 87V89H201ZM214 88H215V86H214ZM62 89L64 90V88H62ZM65 89H66V88H65ZM108 89H110V90H108V91H111V88H108ZM116 89H117V88H116ZM184 89H185V88H184ZM200 89H199V90H200ZM6 90H7V89H6ZM20 90H22V89L20 88ZM31 90H32V89H31ZM87 90H88V89H87ZM117 90H118V89H117ZM117 90H116V91H117ZM121 90L119 91V93L122 92ZM135 90H136V91H135ZM143 90H144V91H143ZM171 90H172V89H171ZM189 90L191 91L190 88H189ZM211 90H212V89H211ZM214 90H215V89H214ZM214 90H213V91H214ZM220 90H218V91L220 92ZM4 91H5V90H4ZM9 91H11V90H9ZM13 91H14V90H13ZM13 91H12V92H13ZM18 91H19V90H18ZM18 91H17V92H18ZM56 91H57V90H56ZM64 91H65V90H64ZM75 91H76V90H75ZM78 91H80V94H81V92H82L83 90L81 91V90L79 89ZM108 91H107V93L105 92L104 95H105L106 99L109 100V101H110V100H114V99H116L115 96H116V95H119L118 92H117V94H116V92H115V93H112L113 90H112V92H110V93H109ZM134 91H135V92H134ZM141 91H139V92H141ZM159 91H160V90L158 89V90L156 91V93H155V92H154V93H155V94H158ZM161 91H162V90H161ZM161 91H160L159 93H161ZM167 91H169V89H168ZM167 91H166V92H167ZM178 91L180 92V89H179ZM181 91H183V90L181 89ZM213 91H212V93H213ZM251 91H252V90H251ZM28 92H29V91H28ZM70 92H71V91H70ZM73 92H74V91H73ZM76 92H77V91H76ZM133 92H134V94H133ZM136 92H137V93H136ZM169 92H170V91H169ZM169 92H167V93H169ZM176 92H177V91H176ZM183 92H184V94H183V96H181V98H182V97L185 98V99L187 98V99L190 100V101L192 100V102L194 101V103H196L197 101H199V104H201V102L203 103L202 105H205L206 103L208 104V102H207L208 95L205 96V98H206V100H205L206 103H205V102H204V99H203L204 96L202 97V96L200 95V99H201V100H197V99H195V96H194V100H193V98H192L193 96H191V94H192L193 92H191V94H187V95H188L187 97H184L186 93H185V91H183ZM183 92H180V93H183ZM187 92H188V91H187ZM198 92H199V91H198ZM200 92H204V91H203V90H200ZM215 92H216V91H215ZM215 92H214V93H215ZM3 93H4V92H3ZM3 93H2V95H4ZM170 93H171V92H170ZM174 93H175V92H174ZM180 93H179V94H180ZM13 94H16V93H13ZM20 94L22 95L23 92H21ZM29 94H30V92H29ZM62 94H63V93H62ZM72 94H73V93H72ZM72 94H71V95H72ZM120 94H121V93H120ZM125 94H126V93H125ZM164 94H165V92H164ZM164 94H163V93H162V94H159V98H160V100H159V101H158V99L156 100V101L158 102V103H155L156 105L153 104L155 101H154V102L152 101V104H153V105L155 106V108H157L159 111H161V112L163 111V112H165V115H167L166 113H169V112L171 113L172 110H174V109H172V106H170L169 104H168V105H167V103L164 104V102L161 101V97H160V96H161V95H164ZM200 94H201V93H200ZM208 94H211V93H208ZM220 94H221V92H220ZM233 94H235V93H233ZM242 94H244V93H242ZM17 95H18V94H17ZM17 95H16V96H17ZM27 95H28V93H27ZM27 95H26L25 97H27ZM86 95H87V94H86ZM93 95H94V94H93ZM123 95H124V94H123ZM123 95L120 96L121 99H119L120 97H118V101H120V103H123V101H122V99H123V97H124ZM126 95H127V94H126ZM141 95H142V94H141ZM143 95H144V94H143ZM143 95H142V96H143ZM145 95H146V93H145ZM173 95H174V94H173ZM192 95H195V94L193 93ZM205 95H206V94H205ZM238 95H239V94H238ZM238 95H237V100H238L237 102H240L241 104H243V106H244V105H246V106L249 105V106H250V103H251V102L248 101V100H250L251 97L248 99V98L246 97V95H245V96H244V95H242V96L239 95V96H238ZM6 96H7V95H6ZM11 96H12V95H11ZM22 96H23V95H22ZM74 96H75V95H74ZM122 96H123V97H122ZM137 96H138V95H137ZM168 96H170V94H169ZM171 96H172V94H171ZM190 96H191V97H190ZM214 96H215V94H214ZM219 96H220V95H218L217 97H219ZM248 96H250V95H248ZM83 97H84V95H83ZM138 97L141 98V96H138ZM138 97H137V99H138ZM155 97H157V96H155ZM164 97H167V96L164 95ZM164 97L162 96V98H164ZM174 97H175V95H174ZM176 97H177V96H176ZM215 97H216V96H215ZM4 98H5V95L3 96V101H4ZM15 98H16V97H15ZM20 98H21V97H20ZM44 98H46V97H44ZM73 98H74V97H73ZM113 98H114V99H113ZM178 98H179V96H178ZM178 98H177V99H178ZM181 98H179V99L181 100ZM196 98H197V97H196ZM198 98H199V96H198ZM209 98L212 99V98L210 97V95H209ZM13 99H14V98H13ZM17 99H19V98H17ZM132 99H133V98H132ZM134 99H136V98H134ZM175 99H176V98H175ZM175 99H173L172 101H171L170 99H169V100L172 102V104L175 105V104L179 101V100L177 101V99H176V102L173 103ZM187 99H186L185 101H187ZM202 99H203V100H202ZM235 99H236V97H235ZM247 99H248V100H247ZM14 100H15V99H14ZM14 100H13V101H14ZM65 100H66V99H65ZM76 100H77V99H76ZM76 100H75V102H76ZM116 100H117V99H116ZM141 100H142V99H141ZM182 100H183V99H182ZM253 100H254V99H253ZM19 101H20V100H19ZM72 101H73V100H72ZM90 101H91V100H90ZM105 101H106V100H105ZM121 101H122V102H121ZM124 101H126V100H124ZM127 101H128V100H127ZM131 101H132V100H131ZM131 101H130V102H131ZM139 101H140V100H139ZM150 101H151V100H150ZM185 101H184V102H185ZM195 101H196V102H195ZM208 101H210V100H208ZM17 102H18V101H17ZM64 102H66V104H67V101H64ZM165 102H166V101H165ZM192 102H191V104H193ZM210 102H211V101H210ZM216 102H217V101H216ZM248 102H250V103H248ZM12 103L14 104V102H12ZM15 103H16V102H15ZM69 103H70V102H69ZM69 103H68V104H69ZM71 103H72V102H71ZM84 103H85V102H84ZM120 103H119V104H120ZM141 103H142V102H141ZM141 103H140L139 105H142ZM150 103H151V102H150ZM181 103H182V102H181ZM185 103H186V102H185ZM185 103H183V104H185ZM188 103H189V102H187V104H188ZM197 103H198V102H197ZM197 103H196L195 105H197ZM204 103H205V104H204ZM235 103H236V102H235ZM240 103H238L237 106H238ZM16 104H17V103H16ZM16 104H15V105H16ZM66 104L63 103V106L66 107V106H67ZM74 104H76V103H74ZM89 104H90V103H89ZM116 104H117V103H116ZM127 104H128V103H127ZM183 104H180V105L182 106ZM187 104H186V105H187ZM191 104H188V105H187L188 107H187V106H186V107L189 108V106H190ZM252 104H253V103H252ZM254 104H256V103H254ZM257 104H258V103H257ZM7 105H8V104H7ZM7 105H6V106H7ZM17 105H18V104H17ZM81 105H82V104H81ZM121 105H122V104H121ZM150 105H151V104H149V107H150L152 110H154V109H153L154 106H153V108H152V107H151L152 105H151V106H150ZM193 105H194V104H193ZM193 105H192V106H193ZM210 105H211V104L207 105L208 109L211 107ZM235 105H236V104H235ZM235 105H234V106H235ZM12 106H13V105H12ZM85 106H86V105H85ZM145 106H146V105H144V107H145ZM156 106H158V107H156ZM192 106H191V107H192ZM209 106H210V107H209ZM224 106H225V105H224ZM240 106H241V105H240ZM249 106H248V108H250ZM254 106H255V105H254ZM256 106H257V105H256ZM8 107H10V106L8 105ZM8 107H6L7 110H9ZM50 107H51V106H50ZM57 107H58V106H57ZM64 107H63V108H64ZM96 107H98V106H97V105H93V109L96 108ZM138 107H139V106H138ZM146 107H147V106H146ZM146 107H145V108H146ZM176 107H177V106H176ZM182 107H183V106H182ZM184 107H185V106H184ZM184 107L181 108V110L183 109V111H181V113L184 112ZM207 107H205V108L207 109ZM222 107H223V106H221V105H220V107L218 106L219 110H221ZM241 107H242V106H241ZM262 107H263V106H262ZM21 108H22V107H21ZM21 108H20V109H21ZM66 108H67V107H66ZM91 108H92V107H91ZM140 108L142 109V107H140ZM147 108H148V107H147ZM173 108H175V107H173ZM192 108H194V107H192ZM192 108H189V109L191 110ZM211 108H213V107H211ZM211 108H210V109H211ZM216 108H217V107H216ZM225 108H226V107H225ZM225 108H224V109H225ZM239 108H240V107H239ZM242 108H243V107H242ZM242 108H241V109H242ZM246 108H247V107H246ZM259 108H260V106H259ZM1 109H3V111H7V110H4L5 107H4V108H1ZM11 109H12V108H10V111L13 110V109H12V110H11ZM47 109H48V108H47ZM56 109H57V108H56ZM129 109H130V108H129ZM157 109H155V110H157ZM177 109H178V108H177ZM189 109H187V110L189 111ZM260 109H262V108H260ZM260 109H258V111H259ZM48 110H49V109H48ZM66 110H67V112H69L68 109H66ZM66 110H65V112H66ZM75 110H76V109H75ZM130 110H132V109H130ZM137 110H139V109H137ZM149 110H150V109L148 108L147 111H149ZM152 110H151V112H153ZM158 110H157V112H159ZM187 110H186V112H187ZM193 110H194V109H193ZM193 110H192V111H193ZM216 110H218V109H216ZM230 110H232V109H230ZM242 110H243V109H242ZM245 110H246V109H245ZM0 111H1L0 113L3 114L2 116H4L3 111H2V110H0ZM10 111H9V112H10ZM24 111H25V110H24ZM55 111H56V110H55ZM55 111H52V112L54 113ZM59 111H60V112H58V113H60V115H61V114H62V113H61L62 111H61V110H59ZM76 111H77V110H76ZM85 111H86V110H85ZM174 111H175V110H174ZM198 111H199V110H198ZM198 111L196 112L197 115H196V113H195V116H197V118H207V119H208V118L212 117L213 120L210 118V119L212 120V122L214 121V117H215L214 114L217 113V112L215 111V113L213 112L214 114H212V113H211L212 111H209V112H208V111H204V110H202L201 112L199 111V113H198ZM226 111H227V110H226ZM233 111H234V110H233ZM233 111H232V112H233ZM237 111H239V110H237ZM249 111L251 112V110H249ZM29 112H30V111H29ZM31 112H32V111H31ZM96 112H97V111H96ZM125 112H126V111H125ZM125 112H124V113H125ZM155 112H156V111H155ZM157 112H156V113H157ZM228 112H229V111H228ZM228 112H227V113H228ZM235 112H236V111H235ZM235 112H233V113H235ZM242 112H244V111H242ZM242 112H241V113H242ZM246 112H247V111H246ZM7 113H8V112H6V114H7ZM10 113H11V112H10ZM10 113H9L8 115H10ZM22 113H25V112H22ZM49 113H50V111H49ZM55 113H57V112H55ZM127 113H128V112H127ZM140 113H141V111H140ZM140 113L138 114L137 112H129V115H128L129 117H132V119H133L134 121H141V122L138 123L137 128H135V129H140V132L143 131L141 128H143L144 130H145V129H146V130L149 129V131H147V132H149V134L154 135V134L152 133V131H153L154 129H156V128H159L160 125L162 124V122L160 123V125L158 124V126H157V125H156V126L154 125V124H155L154 121H153V122H154L153 125H152V124H151V125H148V123H149V122L152 123V121H151L150 119H148V120H150V121L147 120V121L143 122L142 120H145V119H144V118L141 119V117H143V114L141 113V114H142V115H141ZM143 113H144V112H143ZM159 113H160V112H159ZM173 113H174V112H173ZM173 113H171V114L173 115ZM181 113H180V111H179V114H180V115H181ZM224 113H225V111H224ZM25 114H26V113H25ZM31 114H32V113H31ZM43 114H44V113H43ZM145 114H146V113H145ZM145 114H144V115H145ZM149 114H150V113H149ZM153 114L156 115L154 112H153ZM161 114H162V113H161ZM189 114H193V113L190 112ZM229 114H230V113H229ZM257 114H258V112H257ZM20 115H21V113H20ZM77 115H78V112H77ZM77 115H76V116H77ZM122 115H123V114H122ZM125 115H126V114H125ZM140 115H141V116H140ZM150 115H151V114H150ZM150 115H149V117H150ZM163 115H164V114H163ZM168 115H169V114H168ZM174 115H175V113H174ZM187 115H188V114H187ZM216 115H217L216 118H218V114H216ZM225 115H226V114H225ZM234 115H235V114H234ZM246 115H247V114H246ZM249 115H250V114H249ZM16 116H17V115H16ZM31 116H32V115H31ZM47 116H48V115H47ZM56 116H58V115L56 114ZM56 116L54 115V117H56ZM73 116H74V114H73ZM76 116H75V117H76ZM128 116H127V117H128ZM146 116H147V115H146ZM161 116H162V115H161ZM161 116H160V117H161ZM170 116H171V115H170ZM193 116H194V114H193ZM243 116H244V115H243ZM17 117H19V116H17ZM21 117H24V115H22ZM27 117H28V116H27ZM29 117H30V116H29ZM60 117H61V116H60ZM122 117H123V116H122ZM163 117H166V116H162V117H161L160 119H158V120H159V121H163V120H164ZM168 117H169V116H168ZM168 117H167V120H168ZM184 117H185V116H183V118H184ZM227 117H228V115H227ZM227 117H226V118H227ZM231 117H232V116H231ZM231 117H229V118H231ZM254 117H256V116H254ZM51 118H52V117H51ZM77 118H79V117H77ZM173 118H174V117H173ZM175 118H176V117H175ZM177 118H178V117H177ZM179 118H180V117H179ZM179 118H178L177 120L175 119L174 121H169V120L167 121V120H166L165 122L168 123V124H169L171 127H173L174 129H176V128H178L179 130H181V129H182V130H183V129L190 130V129H191L190 131H191L192 133H191L190 131H189V132L192 134V136H195V135L197 136L199 133H202V134L204 135V133H203L202 130H201V129H204V128H203L204 125L201 126L202 128L200 127V128H201V129H200V128H199V125H200L199 123H197V124H199L198 127H197V126H196V123H195V124L192 123V122H191V123H188L191 119H190V120L188 119L189 121L187 120V122H186V124H185V123L182 122V120L179 119ZM181 118H182V116H181ZM185 118H186V117H185ZM189 118H191V117H189ZM224 118H225V117H224ZM224 118L222 117V118L220 119V117H219V120H217L218 125H219L220 122H224V120H226V119H224ZM233 118H234V117H233ZM58 119H59V118H57V120H58ZM60 119H61V118H60ZM71 119H72V118H71ZM74 119H75V118H74ZM128 119H129V118H128ZM151 119H152V117H151ZM153 119H154V117H153ZM153 119H152V120H153ZM170 119H171V118H170ZM193 119H195V118H193ZM210 119H209V121H210ZM261 119H262V118H261ZM14 120H16V119H14ZM14 120H13V121H14ZM22 120L24 121L23 118L21 119V121H22ZM25 120H26V119H25ZM27 120H28V119H27ZM72 120H73V119H72ZM130 120H131V119H130ZM171 120H173V119H171ZM201 120H202V119H201ZM231 120H232V119H231ZM235 120H236V119H235ZM259 120H260V119H259ZM10 121H11V120H10ZM13 121H12V123H14ZM51 121H52V120H51ZM55 121H56V120H54V122H55ZM59 121L61 122V121H63V120H59ZM59 121H58V122H59ZM64 121H65V120H64ZM64 121H63V122H64ZM74 121H75V120H74ZM80 121H81V119H80ZM191 121H192V120H191ZM215 121H216V119H215ZM215 121H214V122H215ZM261 121H262V120H261ZM15 122H16V121H15ZM75 122H77V121H75ZM146 122H148V123H146ZM194 122H196V120H195ZM204 122H205V121H204ZM206 122H208V121H206ZM206 122H205V123H206ZM226 122H227V121H226ZM226 122H225V124H226ZM232 122H233V121H232ZM235 122H236V121H235ZM259 122H260V121H259ZM43 123H44V122H43ZM78 123H79V122H78ZM80 123H81V122H80ZM96 123H97V122H96ZM132 123H133V125H134V123H136V122H132ZM166 123H165V124H166ZM215 123H216V122H215ZM215 123H214V124H215ZM230 123H231V122H230ZM257 123H258V122H257ZM23 124H24V123H23ZM57 124H58V123H57ZM81 124H82V123H81ZM102 124H103V123H102ZM102 124H101V125H102ZM114 124H115V123H114ZM130 124H131V123H130ZM168 124H167V126H168ZM255 124H256V123H255ZM4 125H7V126H3V131H4V128H5V129H8V130L12 129L11 127H13L15 124H10V122H9V124H4ZM40 125H41V124H40ZM45 125H46V124H45ZM64 125H65V123H63V125H61V126H63L62 128H64V130H65ZM163 125H164V124H163ZM163 125H161L162 128H163V127L165 128V126H163ZM223 125H224V123H223ZM253 125H254V124H253ZM261 125H262V124H261ZM21 126H22V125H21ZM21 126H20V127H21ZM61 126H60V127H61ZM110 126H111V125H110ZM131 126H132V124H131L130 126H128V127L130 128ZM205 126H206V125H205ZM225 126H226V125H225ZM233 126H234V125H233ZM258 126H259V125H258ZM29 127H30V126H29ZM38 127H41V126H38ZM80 127H82V125H80ZM118 127H119V126H118ZM118 127H117V126H114V127H113L114 132L118 133V131H119V128H118ZM135 127H136V125H135ZM208 127H209V126H208ZM216 127H217V126H216ZM246 127H247V126H246ZM250 127H251L250 129H252V131H254V130H253V126H250ZM256 127H257V126H256ZM17 128H18V126H17ZM94 128H95V127H94ZM99 128H101V127H99ZM111 128H112V126H111ZM111 128H110V129H111ZM168 128H170V127L168 126ZM180 128H181V129H180ZM229 128H230V127H229ZM257 128H258V127H257ZM79 129H80V128H79ZM166 129H167V128H166ZM178 129H177V131H178ZM207 129H208V128H207ZM248 129H249V128H248ZM254 129H255V127H254ZM15 130H16V129L14 128V130H12V131H15ZM17 130H18V129H17ZM24 130H25V129H24ZM36 130H37V129H35V131H36ZM60 130L62 131L61 128H60ZM92 130H93V129H92ZM150 130H151V132H150ZM157 130H158V129H157ZM160 130H161V129H160ZM162 130H163V129H162ZM169 130H170V129H169ZM169 130H168V131H169ZM172 130H173V129H172ZM211 130H213V129L211 128ZM214 130L216 131V129H214ZM228 130H231V129H228ZM237 130H238V128H237ZM241 130H242L241 132H239V133L236 132V134L238 133V134H241V135L243 134V135H244V134H247V132L249 131V130L247 131L246 129H244V130L241 129ZM0 131H2V127H1ZM5 131H6V130H5ZM5 131H4V132H5ZM12 131H11V133H12ZM19 131H20V129H19ZM27 131H28V130H27ZM33 131H34V130H33ZM37 131H38V130H37ZM39 131H40V130H39ZM101 131H102V130H101ZM175 131H176V130H175ZM177 131H176V132H177ZM200 131H201V132H200ZM205 131H206V130H205ZM224 131H225V130H224ZM226 131H227V129H226ZM234 131H235V129H234ZM257 131H258V130H255L254 132H257ZM262 131H263V130H262ZM23 132H24V131H23ZM28 132H29V131H28ZM155 132H156V130H155ZM173 132H174V131H173ZM187 132H188V131H187ZM232 132H233V131L231 130V134H232ZM38 133H39V132H38ZM89 133H90V132H88L87 135H89ZM96 133H97V132H96ZM106 133H107V132H106ZM111 133H112V130H111ZM156 133H157V132H156ZM185 133H186V132H185ZM190 133H189V134H190ZM221 133L223 134V132H221ZM259 133H260V131H259ZM1 134H2V133H1ZM1 134H0V143H1V144H2V142H3V143H9V142L11 141L10 139L14 137L12 134H11V135H12L13 137L11 136L10 138H9V137H3L2 135H3L4 133H3L2 135H1ZM20 134H21V133H20ZM25 134H27V133H24V135H25ZM51 134H52V133H51ZM59 134H60V132H59ZM62 134H63V133H62ZM168 134H169V133H168ZM177 134H178V133H177ZM231 134H230V135H231ZM238 134H237V137L240 136V135H238ZM250 134H252V132H250ZM250 134H249V135H250ZM260 134H261V133H260ZM64 135H65V134H64ZM64 135H63V136H64ZM90 135H91V134H90ZM107 135H108V134H107ZM107 135L105 134L104 136L106 137ZM122 135H123V134H122ZM122 135L119 137V138H120V141H119L117 144L113 145V147H112L108 152H104V150L102 149V148H103L102 146H103V144H104V143L102 144V140L104 139V136H101L102 139H100L99 141L96 140L95 142H94V141H90V140H86V141L84 140V141H85V142H84L85 146L90 147V148L94 149L95 151L98 150V151H99V159L101 158V159H100L101 161H99L98 166L96 167L97 169L95 168V169H96L95 171H94V170H93V172H91L92 170H91V171H85V172L83 171L84 174L80 173V174H82V176L84 177V179L87 181L86 184H89V183H90L91 185L94 184L93 182H95V180L97 179V176L100 175L102 171H104L103 169L106 168L108 164L110 165V164L112 163V166H113V164H115V163H117V165L119 164L120 161L118 162V160H119L120 157H119V158L116 157V155H114V152H115V151H118V153H119V152H121V151L123 150V146L125 145L124 143H126V137H125V135H123V136H122ZM170 135H171V134H170ZM187 135H188V134H187ZM200 135H201V134H200ZM218 135H219V134H218ZM227 135H228V133H227ZM227 135H225V136H227ZM261 135H262V134H261ZM9 136H10V135H9ZM26 136H27V135H26ZM108 136H109V135H108ZM171 136H172V135H171ZM188 136H189V135H188ZM190 136H191V135H190ZM192 136H191V137H192ZM225 136H224V137H225ZM228 136H229V135H228ZM17 137H18V136H17ZM29 137H30V136H29ZM159 137L161 138V137H163V136H159ZM159 137H158V138H159ZM165 137H167V135H166ZM165 137H163V138H165ZM191 137H190V139H191ZM210 137H211V136H210ZM218 137H219V136H218ZM220 137H221V136H220ZM220 137H219V138H220ZM244 137H245V136H244ZM244 137H242V138L247 140V136H246L245 138H244ZM256 137H259V136H256ZM23 138H24V137H23ZM174 138H175V136H174ZM193 138H194V137H193ZM196 138H197V137H195L193 140L195 141ZM214 138H215V136H214ZM214 138H213L212 141H211V140H210V141H211V143L214 144V146H217V144H218L219 142L217 141L216 138H215V139H214ZM13 139H14V138H13ZM13 139H12V140H13ZM17 139H18V138H17ZM28 139H30V138H28ZM28 139H27V141H28ZM56 139H57V138H56ZM56 139H55V140H56ZM66 139H67V138H66ZM96 139H97V138H96ZM140 139H142V137H140ZM140 139H139V140H140ZM170 139H171V138H170ZM176 139H177V138H176ZM176 139H175V140H176ZM187 139H188V138H187ZM187 139H186V140H187ZM210 139H211V138H210ZM224 139H225V138H224ZM230 139H231V138H230ZM250 139H251V138H250ZM260 139H261V138H260ZM24 140H25V138H24ZM59 140H60V139H59ZM72 140H73V139H72ZM91 140H92V138H91ZM105 140H106V139H105ZM157 140H158V139H157ZM160 140H161V139H160ZM165 140H166V139H165ZM178 140H179V139H178ZM251 140H252V139H251ZM251 140H250V141H251ZM17 141H18V140H17ZM19 141H20V140H19ZM29 141H30V140H29ZM36 141H37V140H36ZM116 141H117V140H116ZM137 141H138V140H137ZM137 141H135V142L133 141V142L136 144ZM189 141H190V140H189ZM207 141H208V140H207ZM228 141H229V140H228ZM228 141H227V142H228ZM240 141H241V140H240ZM12 142H13V141H12ZM14 142H15V139H14ZM20 142H21V141H20ZM58 142H59V141H58ZM68 142H69V141H68ZM158 142H159V141H158ZM158 142H156V143L158 144ZM160 142H161V141H160ZM170 142H171V141H170ZM185 142H186V141H184V139H183L182 142H180L179 144H181V146H182V143H185ZM196 142H197V140L195 141V144L192 143V144L194 145V147L191 148L192 151H193V149H196V151H197V150L199 149V147H200V146H198V145H200V143H198V145H197V147H196ZM208 142H209V141H208ZM208 142H207V143H208ZM232 142H233V141H232ZM243 142H244V141H243ZM256 142H257V141H256ZM15 143H17V142H15ZM70 143H72V142H70ZM137 143H138V142H137ZM154 143H155V142H154ZM165 143H166V142H165ZM168 143H169V142H168ZM190 143H191V142H190ZM221 143H222V142H221ZM237 143H239V142H237ZM20 144H21V143H20ZM28 144H29V143H28ZM30 144H31V143H30ZM52 144H53V143H52ZM105 144H106V143H105ZM160 144H161V143H160ZM160 144H159V145H160ZM166 144H167V143H166ZM187 144H188L187 147L189 148L188 140H187ZM192 144H191V145H192ZM227 144H228V143H227ZM240 144H241V143H240ZM240 144H239V145H240ZM253 144H254V140H253ZM255 144H256V143H255ZM258 144H260V143H258ZM7 145H8V144H7ZM11 145H12V144L10 143V147H11ZM16 145H17V144H16ZM16 145H15V146H16ZM37 145H38V144H37ZM53 145H54V144H53ZM70 145H71V144H70ZM72 145H74V144H72ZM152 145H153V144H152ZM154 145H156V144H154ZM193 145H192V146H193ZM220 145H222V144H220ZM65 146L70 147L69 144H67V145H65ZM136 146H139V145L137 144ZM136 146H135V147H136ZM171 146H172V145H171ZM185 146H186V143H185L184 147H185ZM192 146H190V147H192ZM224 146H226V145H222V146H220V147H221L220 149L225 150V149H224ZM237 146H238V144H237ZM251 146H252L254 149H255V147L257 148V145H256L255 147H254V145H251ZM260 146H262V145H260ZM260 146H259V147H260ZM1 147H2V146H1ZM10 147H9V148H10ZM17 147H18V146H17ZM42 147H43V146H42ZM54 147H56V146H54ZM104 147H105V146H104ZM133 147H134V146H133ZM133 147H128V148H129V150L127 149L128 151H127L126 148H125V150H126V153H125V154H126L127 156H128L130 153H132V155H133L134 152H137L136 154H138V153L141 154V153L139 152L140 150H139V151L136 150V149L133 150ZM179 147H180V146H179ZM187 147H186V148H187ZM259 147H258V148H259ZM11 148H15V147H11ZM19 148H20V147H19ZM23 148H24V147H23ZM64 148H65V147H64ZM66 148H67V147H66ZM66 148H65V149H66ZM72 148L74 149V146H73ZM90 148H89V149H90ZM108 148H109V147H108ZM141 148H142V147H141ZM141 148H140V149H141ZM148 148H149V147H148ZM148 148H147V149H148ZM186 148H185V149H186ZM200 148H203V147H200ZM218 148H219V147H218ZM225 148H226V147H225ZM228 148H229V147L227 146V149H228ZM1 149H2V148H1ZM1 149H0V150H1ZM4 149H5V148H4ZM4 149L2 150V153H3V151H5ZM6 149H8V148H6ZM27 149H28V148H27ZM42 149H43V148H42ZM68 149H70V148H68ZM92 149H91V151H92ZM105 149L107 150V148H105ZM159 149H160V148H159ZM181 149H182V148H181ZM191 149H190V150H191ZM205 149H206V148H205ZM262 149H263V148H262ZM13 150H15V149H13ZM22 150H23V149H22ZM25 150H26V149H25ZM60 150H61V149H60ZM70 150H71V149H70ZM70 150H67V149H66V151H70ZM142 150H143V149H142ZM145 150H146V149H145ZM148 150H149V149H148ZM148 150H147L148 155H146L147 153H146V154L144 153V155H146L147 157H148L149 155H151V157L154 158V156H156V155L152 156L153 154H155L154 151H151V152H153V154H150V152H149ZM183 150H184V149H183ZM183 150H180V148H179V150H177V152H178V151H183ZM186 150H188V149H186ZM190 150H189V151H190ZM201 150H202V149H201ZM201 150L199 149L200 153H201ZM203 150H204V149H203ZM203 150H202V151H203ZM251 150L253 151V149H251ZM255 150H256V149H255ZM6 151H8V150H6ZM6 151H5V152H6ZM18 151H20V152L17 153V150H16V152L14 151L15 153L12 152V151H8L9 154L6 152V153H7L6 155H8V157H10L12 160H13V157H14V159H15L16 156L21 157V156L24 155V154H22L23 151H21V150H18ZM33 151H34V150H33ZM98 151H97V153L95 152L97 155H98ZM249 151H250V150H249ZM256 151H257V150H256ZM259 151H260V150H259ZM0 152H1V151H0ZM11 152H12V153H11ZM24 152H26V151H24ZM24 152H23V153H24ZM27 152H28V151H27ZM38 152H39V151H38ZM44 152H45V150H44ZM59 152H61V151H59ZM142 152H143V151H142ZM144 152H146V151H144ZM171 152H172V151H171ZM177 152H176V153H177ZM183 152H184V151H183ZM183 152H182V153H183ZM225 152H226V151H225ZM244 152H245V151H244ZM261 152H262V150H261ZM261 152H260V154H261ZM10 153H11V154H10ZM34 153H36V152H34ZM42 153H43V152H42ZM64 153H65V152H64ZM165 153H167V152H165ZM168 153L170 154L169 151H168ZM172 153H173V152H172ZM176 153H175V155L178 156ZM182 153H181V154H182ZM197 153H198V152H197ZM253 153H254V155H255V152H254V151H253ZM262 153H263V152H262ZM30 154H31V153H30ZM30 154H29V155H30ZM59 154H60V153H59ZM59 154H58V156H59ZM61 154H63V152H62ZM72 154H73V153H72ZM136 154H134V155H136ZM139 154L136 155V158H139V157H140ZM179 154H180V153H179ZM181 154H180V156H183V155H181ZM249 154H250V153H249ZM1 155H2V154H1ZM29 155H28V156H29ZM32 155H33V152H32ZM32 155H30V156H32ZM63 155H64V154H63ZM77 155H78V154H77ZM77 155H76V156H77ZM82 155H83V154H82ZM89 155H90V154H89ZM89 155H88V156H89ZM93 155H94V154H93ZM117 155H118V154H117ZM122 155H123V154H122ZM189 155H190V154H189ZM227 155H228V154H227ZM245 155H246V154H245ZM250 155H252V153H251ZM254 155H252V156L254 157ZM263 155H264V154H263ZM30 156H29V157H30ZM60 156H61V155H60ZM71 156H72V155H71ZM86 156H87V155H86ZM88 156H87V157H88ZM124 156H125V155H124ZM157 156H160V155L157 154ZM171 156H172V155H171ZM176 156H175V157H176ZM180 156H178V157H180ZM256 156H257V155H256ZM261 156H262V155H261ZM0 157H1V156H0ZM3 157H4V156H3ZM29 157L27 158V160L29 159ZM40 157H41V156H40ZM95 157H96V156H95ZM125 157H126V156H125ZM143 157H144V156H143ZM143 157H142V159L145 158V157H144V158H143ZM149 157H150V156H149ZM161 157H162V155H161ZM161 157H157V158L159 159V158H161ZM173 157H174V156H173ZM175 157H174V158H175ZM192 157H193V156H192ZM192 157H191V158H192ZM194 157H195V156H194ZM194 157H193V158H194ZM244 157H245V156H244ZM257 157H258V156H257ZM21 158H22V157H21ZM21 158H19V159H21ZM32 158H33V157H32ZM57 158H58V157H57ZM79 158H80V157H79ZM134 158H135V157H134ZM136 158H135V160H136ZM157 158H156V159H157ZM176 158H177V157H176ZM176 158H175V159H176ZM183 158H184V156H183ZM191 158H190V159H191ZM193 158H192L191 160H193ZM195 158H196V157H195ZM200 158H201V157L199 156V160H200ZM203 158H204V157H203ZM223 158H224V157H217V158H215L216 160L214 159V161H215L217 164L220 163V164L223 165V163H224L225 165H227L228 160L225 161L226 159L224 160ZM259 158H260V157H259ZM259 158H258V160H259ZM262 158H263V157H261V159H260V160H261V161H260L261 163L258 161V162L261 164V166L264 165V158H263V159H262ZM4 159H5V158H4ZM7 159H8V158H7ZM34 159H35V158H34ZM44 159H45V157H44ZM76 159H77V158H76ZM80 159H81V161H79V162H81V163H83V164H85V165H87V164L89 165V158L86 159V158H85V154H84L83 158H82V156H81ZM80 159H79V160H80ZM90 159H91V158H90ZM97 159H98V157H97ZM142 159H140V160H142ZM158 159H157V161H158ZM162 159H163V157H162ZM166 159H167V158H166ZM168 159H169V158H168ZM179 159L182 160V158H179ZM246 159H254V158H252V157L249 158V157H248V158H246ZM17 160H18V159H17ZM22 160H23V159H22ZM22 160H21V161H22ZM24 160H25V159H24ZM29 160H30V159H29ZM135 160H134V161H135ZM145 160H146V159H145ZM203 160H204V159H203ZM203 160H202V161H203ZM229 160H230V159H229ZM256 160H257V159H256V157H255V163H257ZM2 161H3V160H2ZM14 161H15V160H14ZM71 161H72V160H71ZM76 161H78V160H76ZM115 161H117V162H115ZM136 161H138V160H136ZM142 161H143V160H142ZM147 161H148V160H147ZM160 161H161V159H160ZM166 161H168V160H166ZM170 161H171V160H170ZM175 161H176V160H175ZM178 161H179V160H178ZM184 161H185V162H184ZM184 161H183V162L186 164L187 161H186V160H184ZM194 161H195V160H193V162H194ZM197 161H198V159H197ZM246 161H247V160H246ZM3 162H4V161H3ZM27 162H28V161H27ZM46 162H47V161H46ZM69 162H70V161H69ZM94 162H95V161H94ZM96 162H98V161H96ZM96 162H95V163H96ZM121 162H122V160H121ZM143 162H144V161H143ZM158 162H159V161H158ZM162 162H163V161H162ZM181 162H182V161H181ZM244 162H245V161H244ZM249 162H252V161H249ZM249 162H248V163H249ZM1 163H2V162H1ZM9 163H10V162H9ZM12 163H13V161H12ZM22 163H24V162L22 161ZM29 163H30V162H29ZM38 163H39V162H38ZM144 163H146V162H144ZM151 163H152V162H151ZM153 163H154V162H153ZM166 163H167V162H166ZM168 163H169V162H168ZM176 163H177V162H176ZM176 163H175V166H176ZM187 163H188V162H187ZM190 163H191V161H190ZM190 163H188V164H190ZM197 163H198V162H197ZM216 163H215V164H216ZM228 163H229V162H228ZM246 163H247V162H246ZM248 163H247V164H248ZM252 163L254 164V160H253ZM252 163H251V164H252ZM14 164H15V163H14ZM17 164H18V163H17ZM27 164H28V163H27ZM35 164H36V163H35ZM65 164H66V163H65ZM65 164H64V165H65ZM70 164H71V163H70ZM72 164H73V163H72ZM90 164H91V161H90ZM92 164H93V163H92ZM92 164H91V165H92ZM122 164H123V162H122ZM125 164H126V163H125ZM157 164H158V163H157ZM159 164H160V163H159ZM159 164H158V166H159ZM164 164H165V163H164ZM180 164H181V163H180ZM185 164H184V166H185ZM192 164H194V163H192ZM200 164H201V163H200ZM202 164H203V162H202ZM253 164H252V165H253ZM262 164H263V165H262ZM8 165H9V164H8ZM10 165H11V164H10ZM18 165H19V164H18ZM28 165H29V164H28ZM28 165H26V164L24 163L23 165L21 164V165H19V166H17V165H16V166H13V164H12V166H13L12 168H11V166H10V168H9V166H5V167H8V168H9V169H8V171H9L8 173H10V171H11V174H14V173L16 174V173H19V172L21 173V172H24V171L28 170V168H29ZM39 165H40V164H39ZM88 165H87V167H88ZM94 165H95V164H94ZM119 165H120V164H119ZM119 165H118V166H119ZM132 165H133V164H132ZM150 165H151V164H150ZM173 165H174V164H173ZM198 165H199V164H198ZM203 165H204V164H203ZM230 165H232V164H230ZM230 165H227V167H229ZM248 165H249V164H248ZM252 165H251V166H252ZM62 166H63V164H62ZM70 166H71V165H70ZM74 166H75V165H74ZM74 166H73V167H74ZM92 166H93V165H92ZM121 166H122V165H121ZM123 166H124V164H123ZM136 166H137V165H136ZM175 166H174V168H176ZM240 166H241V165H240ZM251 166H250V167H251ZM3 167H4V166H3ZM51 167H52V166H51ZM51 167H50V168H51ZM63 167H65V166H63ZM94 167H95V166H94ZM130 167H132V166H130ZM133 167H135V166L133 165ZM140 167H142V165H141ZM161 167H162V165L159 166V167H156V166H155L154 168H156L155 170L158 169V171H159L160 169H161V170L163 169V167H162V168H161ZM164 167H165V166H164ZM177 167H178V165H177ZM181 167H183V166H181ZM185 167H186V166H185ZM187 167H188V166H187ZM192 167H194V166H192ZM231 167H232V166H231ZM244 167H245V166H244ZM247 167H248V166H247ZM250 167H249V168H250ZM252 167H253V166H252ZM1 168H2V167H1ZM34 168H35V167H34ZM40 168H41V167H40ZM47 168H48V167H47ZM69 168H70V167H69V165H68V169H69ZM85 168H86V167H85ZM112 168H113V167H112ZM112 168H111V169H112ZM171 168H172V167H170V169H171ZM183 168H184V167H183ZM199 168H200V167H199ZM223 168H224V167H223ZM249 168H248V169H249ZM254 168H255V167H254ZM261 168H262V167H260V169H261ZM64 169H65V168H64ZM71 169H73V168H71ZM91 169H92V168H91ZM109 169H110V168H109ZM132 169H133V168H132ZM138 169H139V168H138ZM151 169H152V168H151ZM167 169H169V167H168ZM172 169H173V168H172ZM172 169H171V170H172ZM178 169H180V172H181V169H182V168L179 167ZM187 169H188V168H187ZM193 169H195V168H193ZM224 169H225V168H224ZM230 169H231V168H230ZM0 170H1V169H0ZM73 170H74V169H73ZM80 170H81V169H80ZM84 170H85V169H84ZM106 170H108V169H106ZM112 170H113V169H112ZM120 170H121V169H120ZM136 170H137V169H136ZM161 170H160V171H161ZM174 170H175V169H174ZM174 170H173V171H174ZM182 170H183V169H182ZM200 170H201V169H200ZM234 170H235V169H234ZM234 170H233V171H234ZM236 170H237V171L240 170V169H239V166H238V169H236ZM251 170H252V169L249 170V173H251V172L253 173V171H251ZM5 171H6V170H5ZM5 171H4V172H5ZM41 171H42V170H41ZM71 171H72V170H71ZM138 171H139V170H138ZM149 171H150V170H149ZM151 171H152V170H151ZM151 171H150V172H151ZM153 171H154V170H153ZM164 171H165V170H164ZM164 171L162 170L161 172H164ZM169 171H170V170H169ZM177 171H178V170H177ZM229 171H230V170H229ZM241 171H243V170H241ZM260 171H261V170H260ZM13 172H14V173H13ZM36 172H37V171H36ZM39 172H40V171H39ZM39 172H38V173H39ZM47 172H48V171H47ZM111 172H112V171H111ZM144 172H145V173H144ZM182 172H183V171H182ZM200 172H201V171H200ZM231 172H232V171H231ZM244 172L246 173L247 171L244 170ZM258 172H259V170H258ZM5 173H6V172H5ZM8 173H6V174L8 175ZM27 173H28V172H27ZM55 173H56V172H55ZM105 173H106V175H107V173L109 174L110 172H108V171L106 172V171H105ZM117 173H118V172H117ZM140 173H141V172H140ZM143 173H144V176H145V174H146V168H145V171H143ZM143 173H142V174H143ZM147 173H148V172H147ZM169 173H170V172H169ZM174 173L176 174V172H174ZM174 173H172V172H171V174H168V173H167V175H165V174H164V175H161V174H163V173H159V174L161 175V176H160V175L158 174V175L160 176V177L158 176L159 181H161V183H162V181H167V182H168V181H170V182L174 181L175 178L177 177L176 175H172V174H174ZM177 173H178V172H177ZM193 173H194V172H193ZM198 173H199V172H198ZM221 173H223V171H222ZM225 173H226V172H225ZM225 173H223V174H225ZM228 173H229V172H228ZM240 173H242V175L245 174V173L243 174V172H240ZM249 173H248V174H249ZM252 173H251V174H252ZM260 173H264V169H262V171H261ZM2 174H3V173H2ZM28 174H29V173H28ZM75 174H76V173H75ZM103 174H104V172H103ZM113 174H114V173H112V175L109 174L108 177H107L106 175H104V176H106L107 179H108V178L112 177ZM123 174H124V173H123ZM134 174H136V173H134ZM134 174H133V175H134ZM138 174H139V173H138ZM148 174L150 175V173H148ZM155 174H157V173H155ZM206 174H207V173H206ZM209 174H210V173H209ZM217 174H218V173H217ZM219 174H220V173H219ZM226 174H227V173H226ZM16 175H17V174H16ZM18 175H19V174H18ZM18 175H17V176H18ZM34 175H35V174H34ZM48 175H50V174L48 173ZM48 175H45V174L43 175V173L39 174L38 176L35 175V178L33 177V179H34L33 182L35 181V183H36V181H37L38 183L40 182V184L43 183V185H44V184H49L50 181H51V179L48 177ZM58 175H59V174H58ZM73 175H74V174H73ZM73 175H71V176H73ZM78 175H79V174H78ZM126 175H127V174H126ZM136 175H137V174H136ZM139 175H141V174H139ZM151 175H153V173H152ZM151 175H150V176H151ZM178 175H180V174H178ZM182 175H183V174H182ZM195 175H196V174H195ZM197 175H198V174H197ZM197 175H196V176H197ZM199 175H200V174H199ZM202 175H203V174H202ZM202 175H201V176H202ZM210 175H211V174H210ZM210 175H208V176H210ZM213 175H214V174H213ZM213 175H212V176H213ZM8 176H10V175H8ZM14 176H15V175H14ZM19 176H20V175H19ZM31 176H32V175H31ZM56 176H57V175H56ZM74 176H76V175H74ZM82 176H81V177H82ZM114 176H115V175H114ZM150 176H149V178H150ZM203 176H204V175H203ZM220 176H221V175H220ZM227 176H228V175H227ZM249 176H250V175H249ZM81 177H80V178H81ZM83 177H82V178H83ZM102 177H103V176H102ZM116 177H117V176H116ZM116 177H115V178H116ZM139 177H140V176H139ZM139 177H137V178L135 177V179H141V181H142L143 175H142L141 178H139ZM146 177H147V174H146ZM155 177L157 178V176H155ZM178 177H179L180 179H179ZM178 177H177V178H178L181 182H184V181L181 180V179H182L181 176H178ZM186 177H187V176H186ZM193 177H194V174H193V176H191V183H192V181H193ZM198 177H199V176H198ZM214 177H215V178H214ZM214 177H213V178L216 179L217 176H214ZM229 177H230V176H229ZM244 177H245V176H244ZM247 177H248V176H247ZM9 178H10V177H9ZM30 178H31V177H30ZM74 178H75V177H74ZM74 178H73V179H74ZM99 178H100V177H99ZM99 178H98V179H99ZM132 178H133V176H130V175H129V176H125L124 179L121 178L122 180H120V181L117 179V180L119 181V182H117V183H121V186L123 185V187L129 186V185H131L133 182H137V183L140 182V184H141V181H137V180L135 181V179H132ZM144 178H145V177H144ZM149 178H148V179H149ZM153 178H154V177H153ZM153 178H152V179H153ZM184 178H185V177H184ZM203 178H204V177H202V179H203ZM208 178H209V177L205 176V179H208ZM217 178H218V177H217ZM233 178H234V177H233ZM236 178H237V177H236ZM245 178H246V177H245ZM13 179H14V178H13ZM111 179H113V178H111ZM146 179H147V178H146ZM150 179H151V178H150ZM150 179H149V180H150ZM152 179H151V181H152ZM173 179H174V180H173ZM178 179H176V180H178ZM185 179H187V178H185ZM185 179H184V180H185ZM198 179H199V178H198ZM210 179H211V178H210ZM226 179H227V178H226ZM250 179H251V178H250ZM252 179H253V178H252ZM15 180H16V179H15ZM17 180H20V178H19V179L17 178ZM31 180H32V178H31ZM31 180L29 179V182H30ZM115 180H116V179H115ZM154 180H155V178H154ZM171 180H172V181H171ZM216 180H217V179H216ZM227 180H228V179H227ZM0 181H1V179H0ZM2 181L4 182V180H2ZM7 181H8V180H7ZM7 181H6V182H7ZM12 181H13V180H12ZM12 181H11V182H12ZM25 181H26V180H25ZM98 181H99V180H98ZM147 181H148V180H147ZM157 181H158V180H157ZM196 181H197V180H196ZM204 181H205L204 183H209V182H210V180H209V181H208V180H204ZM207 181H208V182H207ZM213 181H214V180H213ZM217 181H218V180H217ZM228 181H229V180H228ZM251 181H252V180H251ZM262 181H263V180H262ZM262 181H261V182H262ZM27 182H28V181H27ZM51 182H52V181H51ZM102 182H103V180H102ZM113 182H114V181H113ZM154 182H155V181H154ZM167 182H166V183H167ZM185 182H188V183H189V181H187V180H186ZM202 182H203V181H202ZM231 182H232V181H231ZM263 182H264V181H263ZM0 183H1V182H0ZM13 183H14V182H13ZM95 183H96V182H95ZM100 183H101V182H100ZM117 183H115V184H117ZM143 183H144V181H143ZM148 183H149V182H148ZM148 183H147V184H148ZM188 183H187V184H188ZM193 183H194V181H193ZM242 183H243V182H242ZM242 183H240V184H242ZM252 183H254V182H252ZM256 183H259V184H260V182H258V180L255 181V184H256ZM6 184H7V183H6ZM9 184H10V183H9ZM17 184H18V182L16 183V185H17ZM29 184H30V183H29ZM50 184H51V183H50ZM50 184H49V185H50ZM101 184H102V183H101ZM135 184H136V183H135ZM151 184H152V183H151ZM169 184H170V183H169ZM180 184H182V183H180ZM184 184H185V183H184ZM199 184H200V185H203V184H201L200 182H198L197 185H199ZM231 184H232V183H231ZM246 184H247V183H246ZM246 184H245V185H246ZM250 184H251V182H250ZM250 184H248V185H250ZM1 185H2V184H1ZM18 185H19V184H18ZM22 185H23V184H22ZM30 185H31V184H30ZM34 185H35V184H34ZM77 185H78V184H77ZM84 185H85V184H84ZM117 185H118V184H117ZM192 185H193V184H192ZM192 185H191V186H192ZM200 185L198 186L199 189H201V188H200ZM207 185H208V184H207ZM224 185H225V183H224ZM238 185H239V184H238ZM260 185H261V184H260ZM263 185H264V183L262 184V186H263ZM13 186H14V185H13ZM23 186H24V185H23ZM23 186H22V187H23ZM26 186H27V185H26ZM32 186H33V185H32ZM36 186H37V185H36ZM46 186H47V185H46ZM140 186H141V185H140ZM148 186H150V185H148ZM154 186H155V185H154ZM154 186H153V187H154ZM166 186H167V185H166ZM178 186H179V185H178ZM191 186H190V187H191ZM204 186H205V184H204ZM239 186H240V185H239ZM241 186H242V185H241ZM243 186H244V185H243ZM243 186H242V188H244ZM257 186H258V185H257ZM262 186H260V187H262ZM9 187H10V186H9ZM28 187H29V186H28ZM28 187H25V188H28ZM56 187H57V186H56ZM83 187H84V186H83ZM101 187H102V188H101L102 192H104V191H103V190H104L103 188H106V187H103V185H102ZM123 187H122V188H123ZM130 187H131V186H130ZM130 187H129V188H130ZM146 187H147V186H146ZM150 187H152V186H150ZM150 187H149V188H150ZM153 187H152V188H153ZM184 187H185V186H184ZM198 187H197V188H198ZM201 187H202V186H201ZM216 187H217V186H216ZM226 187L228 188V185L225 186V190H226ZM0 188H1V187H0ZM33 188H34V187H33ZM33 188L31 187V188H28V189H33ZM36 188H37V187H36ZM38 188H39V187H38ZM58 188H59V187H58ZM72 188H73V187H72ZM77 188H78V187H77ZM147 188H148V187H147ZM157 188H158V187H157ZM169 188H170V187H169ZM171 188H173V186H171ZM174 188H175V191H176V186H175ZM207 188H208V187H207ZM217 188H218V187H217ZM240 188H241V187H240ZM240 188H239V189H240ZM3 189H5V188H3ZM39 189H40V188H39ZM54 189L56 190L57 188H54ZM69 189H71V188H69ZM123 189H124V188H123ZM126 189H127V188H126ZM155 189H156V187L154 188V190H155ZM164 189H165V188H164ZM183 189H186V188H183ZM187 189H188L189 191L192 190L191 188H187ZM187 189H186V191H187ZM221 189H222V187H221ZM232 189H235V188H232ZM23 190H24V189H23ZM26 190H27V189H26ZM40 190H41V189H40ZM65 190H66V189H65ZM75 190H76V188H75ZM136 190H137V189H136ZM154 190H153V191H154ZM156 190H157V189H156ZM156 190H155V191H156ZM171 190H172V189H171ZM181 190H182V188H181ZM201 190H202V189H201ZM203 190H204V188H203ZM218 190L220 191V189H217V190H216L217 192L214 190V191L216 192V194L219 192ZM222 190H223V189H222ZM225 190H223V192H224ZM235 190H236V189H235ZM1 191H3V193L5 192V194H6L7 189H6V191H4V190H1ZM1 191H0V193H2ZM28 191H29V190H28ZM34 191H36V190H33V192H30V191H29V192H30V193H35ZM37 191H38V189H37ZM37 191H36V193H37ZM44 191H45V190H44ZM71 191H72V190H71ZM73 191H74V189H73ZM83 191H84V190H83ZM98 191H99V190H98ZM142 191H143V190H142ZM142 191H141V192H142ZM151 191H152V190H151ZM151 191L149 190V194H151L150 196H153V195H152L153 192L151 193ZM155 191H154V192H155ZM162 191H163V190H162ZM164 191H165V190H164ZM168 191H169V190H168ZM172 191H174V190H172ZM175 191H174V193H175ZM182 191H185V190H182ZM192 191H194V190H192ZM195 191H196V189H195ZM195 191H194V192H195ZM214 191L212 190L211 194H214ZM226 191H228V190H226ZM226 191H225V192H226ZM236 191L238 192V190H236ZM17 192H18V191H17ZM19 192H20V191H19ZM67 192H68V191H67ZM99 192H100V191H99ZM136 192H137V191H135L133 188H130V189L128 190V193H129V194H132V196H135V195H133V194H136ZM138 192H139V191H138ZM138 192H137V196H138ZM160 192H161V191H160ZM165 192H166V191H165ZM170 192H171V191H170ZM202 192H203V191H202ZM221 192H222V191H221ZM221 192H219V193H221ZM228 192H230V191H228ZM262 192H263V191H262ZM3 193H2L1 195H3ZM20 193H22V191H21ZM70 193H71V192H70ZM144 193H145V192H144ZM163 193H164V192H163ZM174 193H172V194L169 193L167 196L170 197V196L173 195ZM176 193H177V191H176ZM180 193H181V192H180ZM188 193H189L188 195L190 196L191 193H190V192H188ZM192 193H193V192H192ZM199 193H200V192H198V194H199ZM219 193H218V194H219ZM226 193H227V192H226ZM230 193H231V194H230ZM230 193H229L230 195L228 194L229 197L232 198V201L235 200V199H236V198H234L235 195H232V191H231ZM233 193L235 194V192H233ZM5 194H4V196H3L2 199L5 198ZM22 194H23V193H22ZM38 194H39V193H38ZM55 194H56V193H55ZM72 194H73V193H72ZM140 194H141V193H140ZM140 194H139V195H140ZM156 194H157V193H156ZM158 194H159V193H158ZM177 194H178V193H177ZM193 194H194V193H193ZM195 194H196V193H195ZM222 194H225V193H222ZM6 195H7V194H6ZM16 195H17V194H15V196H16ZM31 195H32V194H31ZM35 195H36V194H35ZM68 195H69V194H67V197H70V196H68ZM79 195H80V194H79ZM81 195H82V194H81ZM86 195H88V194H86ZM92 195H93V194H92ZM97 195H98V193H97ZM99 195H101V194H99ZM126 195H127V194H126ZM141 195H142V194H141ZM145 195H146V194H145ZM164 195H165V194H164ZM169 195H170V196H169ZM174 195H175V194H174ZM179 195H180V194H179ZM179 195H178V196H179ZM181 195L183 196L184 193L181 194ZM188 195H187V197H188ZM191 195H192V194H191ZM196 195H197V194H196ZM37 196H38V195H37ZM40 196H41V195H40ZM40 196H39V197H40ZM47 196H49V195H47ZM54 196H55V195H54ZM57 196H58V195H57ZM61 196H62V195H61ZM90 196H91V195H90ZM159 196H160V194H159ZM161 196H162V193H161ZM167 196L165 195V198H167ZM178 196H177V197H178ZM198 196H200V194H199ZM221 196H222V195H221ZM221 196H220V199H219V197H218V199L221 200V202H222V201L224 200V198L221 197ZM224 196H226V194H225ZM7 197H8V196H7ZM7 197H6V198H7ZM18 197H19V196H18ZM18 197H17V198H18ZM26 197L29 198L30 196H29V197L26 196ZM35 197H36V196H35ZM44 197H45V196H44ZM67 197H66V198H67ZM80 197H81V196H80ZM82 197H83V195H82ZM100 197H101V196H100ZM104 197H105V196H104ZM135 197H136V196H135ZM147 197H149V196L147 195ZM171 197L173 198V196H171ZM191 197H192V196H191ZM211 197H212V196H211ZM226 197L228 198V196H226ZM21 198H22V197H21ZM31 198H32V197H31ZM31 198H30V199H31ZM33 198H34V196H33ZM33 198H32V199H33ZM42 198H43V197H42ZM50 198H51V196H50ZM55 198H56V197H55ZM55 198H53V195H52V199H53V200L51 199L52 201H50V199H49V201H50V202H57L58 199L56 198V200H55ZM58 198H59V197H58ZM60 198H61V197H60ZM62 198H63V197H62ZM72 198H73V197H72ZM84 198H85V197H84ZM86 198H87V197H86ZM88 198H89V197H88ZM88 198H87V199H88ZM93 198H94V197H93ZM141 198H143V197H141ZM144 198H145V197H144ZM144 198H143V200H144ZM149 198H150V197H149ZM149 198H146V200H148ZM154 198L156 199V198H158V197L155 196V197H153V199H154ZM159 198H160V197H159ZM159 198L156 199V200L154 199L155 201H154V200L151 201V200H152V198H151V199L149 200V204H152V205H153L154 202H156V201L158 202V200H160ZM183 198H184V196H183ZM183 198L181 199V197H180L181 201H182V200L185 201V199H183ZM185 198H186V195H185ZM194 198H195V197H194ZM201 198H202V196L199 198V200H201ZM203 198H204V197H203ZM222 198H223V200H222ZM227 198H225V199H227ZM237 198H238V196H237ZM0 199H1V198H0ZM15 199H16V198H15ZM36 199H37V198H36ZM45 199H46V198H45ZM70 199H71V197H70ZM98 199H99L98 201H100V198H98ZM104 199H105V198H104ZM169 199H170V198H169ZM173 199H174V198H173ZM197 199H198V197H197ZM205 199H206V198H205ZM211 199H212V198H211ZM4 200H5V199H4ZM4 200H3V201H4ZM10 200H11V199H10ZM10 200H6V201H10ZM18 200H19V202H20V199H18ZM18 200H17V201H18ZM22 200H23V199H22ZM27 200H28V199H27ZM27 200H26V202H27ZM47 200H48V199H47ZM95 200H96V198H95ZM188 200H189V199H188ZM188 200H187V201H188ZM191 200H194V199L191 198ZM215 200H216V201H214V199H212V201H214V202H212L213 205H214L215 202L218 203V202H217L218 200H217V199H215ZM227 200H228V199H227ZM230 200H231V199H230ZM242 200H243V199L238 200V201L240 202V203L238 202L240 205H241V201H242ZM248 200H249V198H248ZM248 200H247V201H242V202H245V203H246V202H249ZM251 200H252V199H251ZM1 201H2V200H1ZM3 201H2V202H3ZM6 201H5V202H6ZM23 201H25V200H23ZM23 201H21V202H23ZM33 201H34V200H33ZM33 201H32V202H33ZM44 201H45V200H44ZM69 201H70V200H69ZM160 201L162 202V200H160ZM174 201H175V200H174ZM209 201H210V200H209ZM224 201H225V200H224ZM32 202H31V204H32ZM37 202H38V201H37ZM46 202H48V201H45V203H46ZM65 202H67V201H65ZM65 202H64V203H65ZM81 202H82V201H81ZM84 202H85V200H84ZM103 202H105V201H103ZM123 202H124V201H123ZM169 202H170V201H169ZM171 202H172V201H171ZM177 202H178V201H177ZM179 202H180V200H179ZM179 202H178V204H177V203H176V204L179 205ZM182 202H183V201H182ZM182 202H180V203H182ZM210 202H211V201H210ZM219 202H220V201H219ZM221 202H220V203H221ZM225 202H226V201H225ZM225 202H224V203H225ZM251 202H253V201H251ZM0 203H1V202H0ZM9 203H10V202H9ZM9 203H8V204H9ZM33 203H34V202H33ZM62 203H63V202H62ZM67 203H68V202H67ZM69 203H70V202H69ZM78 203H79V201H78ZM144 203H146V201H144ZM144 203H143V205H146V204H144ZM165 203H166V200H165ZM183 203H184V202H183ZM183 203L181 204V206L183 205V206H182V208H183L182 210H187V209H188V211H191V210L189 209V207H190L189 205H191V204L188 205V208L184 209L185 206H184ZM185 203L187 204L186 201H185ZM189 203H190V202H189ZM191 203H192V201H191ZM220 203H218V204H219L218 206L222 207L223 205L221 206ZM222 203H223V202H222ZM231 203H233V202H231ZM238 203H237V204H238ZM255 203H256V202H254V204H255ZM1 204H2V203H1ZM31 204H30V205H31ZM48 204L50 205L49 202H48ZM54 204H55V203H54ZM57 204H58V203H57ZM135 204H136V206H133V207H132V205L130 204V205H131V208H132V209H131V208H130V209L134 212V215H135L136 213L138 214V218L134 216L133 218H134V219L136 218V219L133 220L132 222H133L135 225H137V226H138V225H142V226L144 225V226H146V227L148 228V231L146 230V231H147L146 233H145V231H144L145 234H144V233H142V235L140 234V235H141V238H142V242H141V243L143 244V245H142V244H141V245H142L143 247L145 246V247L148 249V251H147V250H145V251H147V252L149 253V250H151V253H152V251H153L152 254L155 255V253H157V249H160V243L157 244L158 241H155L154 243H152L153 241H150L148 238H150V237L152 236L151 234H152L153 231L155 230V226L157 225V223H158L159 225H161L160 223H161V222L163 223V220L159 219V220H161V222H160V223L158 222V219L156 218L158 212L156 213V216H153V215H154V214H153V213H154V210H153V213H152L153 215L151 214V215L149 216V215L147 214V212H148V210H149L150 208L147 209V212L144 211V212H146L147 215H144V216H143V214H142L143 217H139V216H141V215H139V214L141 213V211H142V207H143V206H138V205H137V202H136ZM135 204H134V205H135ZM138 204H139V202H138ZM147 204H148V202H147ZM156 204H157V203H156ZM156 204H154V205L157 206L158 204H157V205H156ZM166 204L168 205V203H166ZM174 204H175V202H174ZM176 204H175V205H176ZM193 204H195V203H193ZM242 204H244V203H242ZM5 205H7V203H6ZM12 205H13V204H12ZM46 205H47V204H46ZM52 205H53V203H52ZM102 205H104V204H101V206H102ZM116 205H117V204H116ZM122 205H124V204L121 203V206H122ZM125 205H126V204H125ZM125 205H124V206H125ZM127 205H128V204H127ZM130 205H129V206H130ZM140 205H141V204H140ZM154 205H153V209H154V207H155ZM161 205H162V203H161L159 206H161ZM164 205H165V204H163V206H164ZM172 205H173V203H172ZM244 205H246V204H244ZM250 205H251V204H250ZM250 205H247V206H250ZM0 206H3V205H0ZM7 206L9 207V206H11V204H10V205H7ZM33 206H34V205H33ZM39 206H40V205H39ZM44 206H45V205H44ZM54 206H55V205H54ZM54 206H53V207H54ZM95 206H96V205H95ZM95 206L93 205V207H95ZM97 206H98V204H97ZM99 206H100V204H99ZM105 206H106V205H105ZM105 206H103V207H105ZM119 206H120V205H119ZM146 206H147V205H146ZM148 206L150 207V205H148ZM159 206H158V207H159ZM214 206H215V205H214ZM216 206H217V205H216ZM216 206H215V208L213 207L214 209L212 208L213 212H214V210L216 211ZM218 206H217V209L220 208V207H218ZM238 206H239V205H238ZM5 207H6V206H5ZM5 207H3V208H5ZM8 207H7V208H8ZM17 207H18V206H17ZM65 207H67V205H66ZM88 207H89V206H88ZM115 207H116V206H115ZM161 207H162V206H161ZM173 207H175V208H174V209L171 208L172 211H169L168 207H167L168 210H167V209H164V208H166V207L163 208L164 210H167V211H164L162 208H158V209H161V210L164 211V212H163V211H159L160 213H161V212L166 213V212L169 211V212L166 214V216H165V218H166V220H167L166 223H169V224H168L169 227H166V228H168V229L163 228V229H165V230H164L165 233H164V231H163V234H162V236H160V238H161V237H164V239H166L165 237H167V236L169 237L170 234H172V232H175V231H172V230L176 229V228H175L176 225L179 224V222L183 220V219H181L180 221H177V220L175 219L176 217H174V215H175V216H178V214L180 215L181 210L178 208L179 211H180V213H179L178 211L176 212V211H175V210L177 209L176 206H173ZM186 207H187V206H186ZM209 207H210V206H209ZM0 208H2V207H0ZM3 208H2V209H3ZM7 208H6V209H7ZM35 208H36V207H35ZM46 208H47V207H46ZM51 208H52V206H51ZM51 208H50V210H52ZM55 208H56V207H55ZM72 208H73V207H72ZM86 208H87V207H85V209H83L82 211H83V213H86V214L88 215V213H90V210H88V209H86ZM96 208L98 209V207H96ZM105 208H106V207H105ZM110 208H111V207H110ZM126 208H128V207H126ZM143 208H144V207H143ZM147 208H148V207H147ZM155 208H156V207H155ZM202 208H203V207H202ZM239 208H240V207H239ZM241 208H242V207H241ZM241 208H240V210H239L240 212H241V210H242ZM18 209H19V208H18ZM39 209H40V208H39ZM73 209H74V208H73ZM89 209H90V208H89ZM128 209H129V208H128ZM130 209H129V210H130ZM156 209H157V208H156ZM156 209H155V212H156ZM206 209H207V208H206ZM209 209H210V208H209ZM235 209L238 210L237 208H235ZM235 209H234V210H235ZM9 210H10V212H11V209H9ZM9 210H8V211H9ZM20 210H21V209H20ZM36 210H37V209H36ZM41 210H42V208H41ZM41 210H40V211H41ZM47 210H48V209H47ZM77 210H78V209H77ZM91 210H92V209H91ZM93 210H96V209H93ZM106 210H107V209H106ZM113 210H114V209H113ZM113 210H112V211H113ZM131 210H130V212H131ZM204 210H205V209H204ZM0 211H2V210H0ZM22 211H23V210H22ZM33 211H34V210H33ZM65 211H66V210H65ZM97 211H100L101 213H102V212H103V213L106 212L104 208L98 209ZM104 211H105V212H104ZM107 211H109V210H107ZM188 211H187L186 213H189ZM205 211H206V210H205ZM207 211H208V210H207ZM244 211H245V209H244ZM4 212H5V209H4ZM4 212H3V214H4ZM10 212H8V213H10ZM20 212H21V211H20ZM20 212H19V213H20ZM31 212H32V211H31ZM31 212H30V213H31ZM44 212H45V211H44ZM49 212H50V211H49ZM52 212H53V211H52ZM78 212H80V211H78ZM87 212H88V213H87ZM95 212H96V211H95ZM149 212L151 213V211H149ZM192 212H193V211H192ZM208 212H209V211H208ZM208 212H207V213H208ZM213 212H209V213L211 214V213H213ZM261 212H262V211H261ZM32 213H33V212H32ZM40 213H41V212H40ZM72 213H73V212H72ZM106 213H107V215H108V212H106ZM106 213H105V215H106ZM109 213H110V212H109ZM150 213H149V214H150ZM160 213H159V215H160ZM216 213H217V212H216ZM218 213H219V212H218ZM3 214L0 215V216H3ZM5 214H6V213H5ZM36 214H37V213H36ZM49 214H50V213H49ZM49 214H47V215H49ZM91 214H92V216H94V215H93L94 213L91 212ZM110 214H111V213H110ZM110 214H109V216H110ZM183 214H184V213H183ZM183 214H182V215H183ZM199 214H200V212H199ZM213 214H214V213H213ZM213 214H212L211 216L214 217ZM254 214H255V213H254ZM30 215H31V214H30ZM33 215H34V217H36L35 214H33ZM42 215H43V214H42ZM45 215H46V214H45ZM61 215H62V214H60L59 216H61ZM67 215H68V214H66L65 217H68ZM72 215H73V214H72ZM72 215H71V216H72ZM95 215H97V214H95ZM105 215H104V216H105ZM164 215H165V214H162L161 217H160V216H157V217L162 218V217H164ZM167 215H168V217H167ZM200 215H201V214H200ZM252 215H253V214H252ZM256 215H257V214H256ZM256 215H255V217L258 216V215H257V216H256ZM259 215H260V214H259ZM10 216H11V215H10ZM10 216H9V217H10ZM16 216H17V215H16ZM16 216H15V217H16ZM37 216H38V214H37ZM40 216H41V215H40ZM43 216H44V215H43ZM62 216H63V215H62ZM62 216H61V218H62ZM71 216H70L69 218H71ZM74 216H75V215H74ZM80 216H81V215H80ZM98 216H99V215H98ZM102 216H103V215H102ZM102 216H101V217H102ZM104 216H103V217H104ZM112 216H113V215H112ZM121 216H122V215H121ZM136 216H137V215H136ZM205 216L208 217V215H206V214H205ZM250 216H251V215H250ZM20 217H21V216H20ZM26 217H27V215H26ZM32 217H33V216H32ZM41 217H42V216H41ZM72 217H73V216H72ZM86 217H87V216H86ZM123 217H124V216H123ZM179 217H180V216H179ZM179 217H177V218H179ZM202 217H203V216H202ZM209 217H210V216H209ZM253 217H254V216H253ZM27 218H28V217H27ZM39 218H40V217H39ZM42 218L44 219L45 217H42ZM47 218H48V217H47ZM69 218H66V219H69ZM87 218H88V217H87ZM114 218H115V217H114ZM116 218H118V217L116 216ZM124 218H125V217H124ZM165 218H164V219H165ZM205 218H206V217H205ZM248 218H249V217H248ZM0 219H1V217H0ZM8 219H9V218H8ZM11 219H12V218H11ZM24 219H25V218H24ZM24 219H23V221H25ZM30 219H31V218H30ZM33 219H34V218H33ZM36 219H37V218H36ZM43 219H42V222H43ZM81 219H82V218H81ZM109 219H110V218H109ZM121 219H122V218H119V220H118L119 223L121 224V226H120L121 229H120V228H116V230H115V231H116V235H117L116 237H119V233H122V234H124V233H126V232L130 233L129 231L132 230V228H131V225H132L131 223H132V222H131V221H130V222H128V221H124V220H121ZM125 219H126V218H125ZM179 219H180V218H179ZM179 219H178V220H179ZM184 219H185V218H184ZM203 219H204V218H203ZM208 219H209V218H208ZM210 219H211V218H210ZM231 219H232V218H231ZM16 220H17V219H16ZM63 220H64V217H63ZM69 220H70V219H69ZM77 220H78V219H77ZM84 220H85V219H84ZM87 220H88V219H87ZM112 220H113V218H112ZM185 220H186V219H185ZM200 220H202V219H200ZM206 220H207V219H206ZM246 220H248V219H246ZM249 220H250V219H249ZM253 220H254V219H253ZM10 221H11V220H10ZM18 221H19V220H18ZM33 221L35 222V220H33ZM38 221H39V220H38ZM65 221H66V220H65ZM188 221H189V220H188ZM211 221H212V220H211ZM233 221H234V218H233ZM251 221H252V220H251ZM0 222H1V221H0ZM5 222H7V221L5 220ZM20 222H21V221H20ZM34 222H33V223H34ZM48 222H49V221H48ZM63 222H64V221H63ZM69 222H70V221H69ZM73 222H74V221H73ZM116 222H117V221H116ZM182 222H184V221H182ZM182 222H181V223H182ZM185 222H186V221H185ZM191 222H192V221H191ZM191 222H189V224H190ZM196 222H197V221H196ZM230 222H231V220H230ZM9 223H10V222H9ZM15 223H16V222H15ZM25 223H26V222H25ZM28 223H29V221H27V224H28ZM64 223H65V222H64ZM81 223H83V222L81 221ZM164 223H165V222H164ZM197 223H198V222H197ZM2 224H3V222H2ZM10 224H11V223H10ZM12 224H14V223L12 222ZM18 224H19V223H18ZM37 224H38V223H37ZM48 224H49V223H48ZM184 224L186 225L187 223H184ZM192 224H193V223H192ZM194 224H195V223H194ZM207 224H208V223H207ZM0 225H1V224H0ZM3 225H4V224H3ZM3 225H2V227H3ZM30 225H31V224H30ZM67 225H68V224H67ZM159 225H157V229H158V226H159ZM196 225H197V224H196ZM7 226H11V225H9V224L7 223ZM21 226H22V225H21ZM21 226L18 227V228L21 229ZM25 226H26V224H25ZM40 226H42V225H40ZM45 226H46V225H45ZM62 226H63V225H62ZM69 226H70V225H69ZM72 226H73V225H72ZM178 226H179V225H177V227H178ZM180 226H182V224H180ZM190 226H191V225H190ZM262 226H263V225H262ZM2 227H1V228H2ZM28 227H29V226H28ZM32 227H33V226H32ZM113 227H114V226H113ZM135 227H136V226H135ZM135 227H134V228H135ZM184 227H185V228L188 227V224H187V226H184ZM192 227H193V226H192ZM192 227H189V229L191 230ZM194 227H195V226H194ZM18 228H17V229H18ZM23 228H25V227H23ZM51 228H52V227H51ZM54 228L57 229V227H54ZM65 228H66V227H65ZM134 228H133V230H134ZM195 228H196V227H195ZM198 228H199V226H198ZM200 228H201V227H200ZM200 228H199V229H200ZM217 228H218V227H217ZM217 228H216V229H217ZM8 229H9V228H8ZM11 229H12V228H11ZM15 229H16V228H15ZM36 229H37V228H36ZM114 229H115V228H114ZM186 229H187V228H186ZM211 229H212V228H211ZM216 229H215V230H216ZM254 229H255V227H253V230H252V231H254ZM259 229H260V228L257 227V229H255V231L258 233ZM34 230H35V229H34ZM34 230H32L33 233H34ZM39 230H40V227H39ZM59 230H61V229H59ZM59 230H57V231H59ZM63 230H65V229H63ZM108 230H110V228H108ZM108 230H107V231H108ZM133 230H132V232H133ZM183 230L185 231V229H183ZM203 230H204V229H203ZM231 230H232V229H231ZM231 230H230V233H232ZM238 230H239V229H238ZM261 230H262V229H260V232L263 233ZM7 231H8V230H7ZM25 231H27V233H29L30 229H29V231L25 229ZM40 231H42V230H40ZM46 231H48V230L46 229ZM66 231H68V230H66ZM69 231H70V230H69ZM102 231H103V230H102ZM139 231H140V230H139ZM142 231H143V230H142ZM157 231H158V230H155V233H156ZM187 231H188V230H187ZM187 231H186V232H187ZM228 231H229V229H227V231H226V230L223 231L222 234L224 235V237H225V236L228 237L229 235H231V234H229ZM263 231H264V229H263ZM0 232L2 233V231H0ZM8 232H9V231H8ZM49 232H50V231H49ZM51 232H52V231H51ZM60 232H61V231H60ZM64 232H65V231H64ZM108 232H109V231H108ZM113 232H114V231H113ZM134 232H135V231H134ZM6 233H7V232H6ZM30 233H31V231H30ZM30 233H29V234H30ZM37 233H38V232H37ZM40 233H42V232H40ZM47 233H48V232H47ZM55 233H56V232H55ZM55 233H52L51 235L53 236V234H55ZM58 233H59V232H58ZM100 233H101V231L99 232V234H100ZM114 233H115V232H114ZM114 233H113V234H114ZM128 233H127V234H128ZM136 233H137V232H136ZM187 233H188V232H187ZM193 233H194V231H193ZM59 234H60V233H59ZM59 234H58V235H59ZM90 234H91V233H90ZM93 234H94V232H93ZM95 234H96V233H95ZM95 234H94V235H95ZM107 234H109V233H107ZM131 234H132V233H131ZM137 234H138V233H137ZM137 234H136V235H137ZM153 234H154V233H153ZM182 234H183V233H182ZM42 235H43V234H42ZM42 235H41V236H42ZM44 235H45V234H44ZM46 235H47V234H46ZM48 235H49V233H48ZM68 235H69V232H68V234L66 233V236H68ZM138 235H139V234H138ZM160 235H161V234H160ZM173 235H174V234H173ZM173 235H171V236H173ZM184 235H185V234H184ZM195 235H196V234H195ZM5 236H6V235H5ZM5 236H4V237H5ZM41 236L39 237V235H38L39 238H42ZM49 236H50V235H49ZM59 236H60V235H59ZM61 236H63V235H61ZM69 236H71V235H69ZM69 236H68V237H69ZM88 236H89V235H88ZM99 236H100V235H99ZM123 236H125V235H123ZM123 236H120V237H123ZM153 236H154V235H153ZM178 236H179V235H178ZM178 236H177V237H178ZM181 236L183 237V235H181ZM0 237H1V236H0ZM4 237H2V238H3L2 241H3L4 243H6V242H8V241L11 240V239H9V238H11V237H9V238L7 239L8 241L5 240V241H6V242H5L4 239H6L7 237H6V238H4ZM30 237H31V236H30ZM45 237H46V236H45ZM81 237H82V236H81ZM96 237H97V236H96ZM114 237H115V236H114ZM219 237H220V236H219ZM229 237H230V236H229ZM2 238H1V239H2ZM36 238H37V237H36ZM39 238H38V239H39ZM78 238H79V237H78ZM93 238H94V236H93ZM160 238H159V239H160ZM196 238H198V237L196 236ZM221 238H223V236H222ZM263 238H264V236H263ZM19 239H20V238H19ZM38 239H37V240H38ZM73 239H74V238H73ZM73 239H72V240H73ZM136 239H137V238H136ZM147 239H148V240H147ZM179 239H180V238H179ZM193 239H194V238H193ZM200 239H201V237H200ZM200 239H199V240H200ZM22 240H23V239H22ZM32 240H33V239H32ZM66 240H67V237H66ZM77 240H78V239H77ZM99 240H100V239H99ZM124 240H125V239H124ZM157 240H158V239H157ZM182 240H184V239H182ZM199 240H198V242H197V240H196V241L193 240V241L197 242L196 244H197L198 246L203 247V246H202L203 243H204V242L202 243L203 240H200V241H199ZM2 241H0V243H1ZM40 241H41V240H40ZM58 241H59V240H58ZM68 241H69V238H68ZM68 241H67V242H68ZM75 241H76V240H75ZM91 241H93V240H90V243H91ZM161 241H162V240H161ZM163 241H164V240H163ZM163 241H162V242H163ZM167 241H168V240H167ZM171 241H172V240H171ZM178 241H180L179 244L181 245V242H182V241H181V240H178ZM189 241H190V239H189L188 241H186V242H188V243L191 242L192 245L194 244V246L196 245L195 242H192V240H191L190 242H189ZM257 241H258V240H257ZM262 241H263V240H262ZM3 242H2V243H3ZM15 242H16V241H15ZM32 242H33V241H32ZM59 242H60V241H59ZM78 242H79V241H78ZM96 242H97V241H96ZM168 242H169V241H168ZM172 242H173V241H172ZM176 242H177V241H176ZM246 242H247V241H246ZM246 242H245V243H246ZM22 243H25V241L22 242ZM36 243H37V241H36ZM69 243H70V242H69ZM74 243H75V242H74ZM97 243H98V242H97ZM97 243H96V244H97ZM137 243H139V242L137 241ZM174 243H175V242H173V245H174V246L177 245V244H174ZM177 243H178V242H177ZM183 243H184V241L182 242V244H183ZM188 243H187V245H188ZM251 243H252V242H251ZM6 244H7V243H6ZM8 244H10V246L12 245V243H9V242H8ZM16 244H18V243H16ZM27 244H28V243H25V245H27ZM29 244H30V242H29ZM32 244H33V243H31V245H32ZM34 244H35V243H34ZM34 244H33V245H34ZM84 244H85V243H84ZM96 244H95V245H96ZM127 244H128V243H127ZM165 244H166V243H165ZM167 244H168V243H167ZM179 244H178V246L180 247ZM242 244H243V246H242L243 249H242V250H244L245 252L247 251L248 254H249V251H250V253H252V252H255V251L257 250V249H255V251H254V249H253V251L251 252L252 248H254V247L252 246V244H251V245H250L249 243L244 244V242H242ZM261 244H262V243H261ZM22 245H23V244H22ZM22 245L20 244V247H21ZM40 245H41V244H40ZM40 245H39V246H40ZM75 245H76V243H75ZM86 245H87V244H86ZM90 245H91V244H90ZM90 245H89V247H90ZM95 245H94V244H93V246L91 245V246H92V250H90V251H92V252L94 251V252H95L96 247H97V246L94 247ZM98 245H99V244H98ZM137 245H138V244H137ZM173 245H172V247H173ZM185 245H186V244H185ZM185 245H184V246H185ZM0 246H1V244H0ZM10 246L8 245L9 248H10ZM16 246H17V245H16ZM35 246H36V244H35ZM37 246H38V245H37ZM41 246H42V245H41ZM78 246H79V245H78ZM84 246H85V245H84ZM87 246H88V245H87ZM87 246H85V247H87ZM117 246H118V245H117ZM124 246H125V245H124ZM124 246H123V248H121L119 251L117 250V253H119V252H125V254H130L129 252H127V250L129 251V247H126V248H125ZM126 246H127V245H126ZM128 246H129V245H128ZM162 246H163V243L161 244V247H162ZM168 246H169V244H168ZM168 246H167V247H168ZM181 246H182V245H181ZM184 246H183V247H184ZM194 246H192V247H194ZM215 246H216V245H215ZM215 246H214V247H215ZM238 246H239V245H238ZM263 246H264V245H263ZM3 247H4V246H3ZM8 247H7V248H8ZM30 247H31V246H30ZM33 247H34V246H33ZM80 247H82V245L79 246L78 249H79ZM85 247H82L81 250H83V251L78 250V251H79L78 253H77V251H76L77 254L72 252V256H73V254H74V255H75V254H76V255H79V253H82V252H83V254L85 255V254H86V253L84 252V248H85ZM93 247H94L95 250L93 249ZM119 247H120V246H118V248L114 247V250H115V248H116V249H119ZM121 247H122V245H121ZM130 247H133V246H130ZM143 247H142V248H143ZM170 247H171V244H170ZM176 247H177V246H176ZM185 247H186V246H185ZM185 247H184V248H185ZM188 247H191V246L188 245ZM218 247H219V246H218ZM229 247H230V246H229ZM229 247H228V248H229ZM242 247H241V248H242ZM255 247H256V246H255ZM7 248H6V250H7ZM25 248H27V247H25ZM28 248H29V246H28ZM50 248H51V247H50ZM52 248H53V247H52ZM87 248H88V247H87ZM97 248H98V247H97ZM134 248L136 249L137 247H134ZM142 248H139V249H142ZM186 248H187V247H186ZM203 248H204V247H203ZM212 248H213V247H212ZM215 248H216V247H215ZM219 248H220V247H219ZM228 248H227V249H228ZM260 248H262V247H260ZM0 249H1V248H0ZM32 249H33V248H32ZM35 249H36V248H35ZM38 249L40 250V248H38ZM38 249H37V250H38ZM41 249H42V247H41ZM89 249H91V248H88V250H89ZM112 249H113V248H112ZM162 249H163V248H162ZM166 249L169 250V247L166 248ZM190 249H191V248H190ZM190 249L187 248V249H185L184 251H186V250H190ZM193 249H194V248H193ZM193 249L191 250L192 252H193ZM213 249H214V248H213ZM233 249H235V248H233ZM239 249H240V248H239ZM8 250H9V249H8ZM33 250H34V249H33ZM39 250H38V251H39ZM42 250H44V249H42ZM51 250H52V249H51ZM51 250H50V251H51ZM142 250H143V249H142ZM198 250H200V251H204L203 249L201 250L199 247H198ZM198 250H197V254H199L198 252H200V251H198ZM217 250H219V249H217ZM242 250H241V251H242ZM262 250H263V249H262ZM1 251H2V252H3V251L5 252V250H1ZM1 251H0V254L2 255ZM29 251H30V250H29ZM45 251H46V250H45ZM69 251H72V250H69ZM85 251H87L86 248H85ZM137 251H139L138 248L136 249V252H137ZM165 251H166V250H165ZM170 251H171V250H170ZM174 251L176 252V250H174ZM174 251L172 252V254L175 253ZM191 251H189V252H191ZM219 251H220V250H219ZM222 251H223V250H222ZM263 251H264V250H263ZM7 252H8V251H7ZM25 252H26V250H25ZM48 252H49V251H48ZM61 252H62V251H61ZM74 252H75V250H74ZM87 252H89V251H87ZM99 252H100V251H99ZM110 252H111V251H110ZM114 252L116 253V251H114ZM154 252H155V253H154ZM194 252H195V251H194ZM214 252H215V251H214ZM227 252H228V251H227ZM242 252H243V251H242ZM257 252H258V251H257ZM5 253H6V252H5ZM5 253H4V255H5ZM28 253H29V252H28ZM30 253H31V252H30ZM33 253H34V252H32V254H33ZM37 253H38V252H36L35 254H37ZM46 253H47V252H46ZM62 253H63V252H62ZM69 253H70V252H69ZM89 253H90V252H89ZM140 253H141V252H140ZM142 253H143V252H142ZM158 253H160L159 250H158ZM182 253H183V252H182ZM186 253H188V251H187ZM232 253H233V252H232ZM7 254H8L7 256L5 255L6 259H7V257L9 256V253H7ZM25 254H27V253H25ZM35 254H34V256L36 257ZM47 254H48V253H47ZM64 254H66V253H64ZM83 254H81V255H83ZM143 254H146V255H147L146 252L143 253ZM143 254H141V255H143ZM160 254H161V253H160ZM168 254H169V253H168ZM175 254H176V253H175ZM179 254H180V253H179ZM179 254H178V255H179ZM214 254H215V253H214ZM243 254H245V253H243ZM10 255H11V254H10ZM17 255H19V254H17ZM38 255H39V254H38ZM66 255L69 257L70 254H69V255L66 254ZM81 255H80V256H81ZM87 255H88V254H87ZM90 255H91V253H90ZM104 255H105V254H104ZM114 255H115V254H114ZM121 255H122V253H121ZM130 255H131V254H130ZM130 255H129V256H130ZM146 255H145V256L143 255V256H144V259H141V257H139L141 260H143L142 264H143V263L145 264V263H146L145 261H147V260H145ZM153 255H152V256H153ZM158 255H159V254H158ZM164 255H165V254H164ZM200 255H201V254H200ZM217 255H218V254H217ZM219 255H220V254H219ZM235 255H236V254H235ZM250 255H251V254H250ZM260 255H261V254H260ZM40 256H42V255H40ZM61 256L64 257V255H61ZM67 256H65L64 259H65V258H68ZM80 256H77V257H80ZM98 256H99V259H102V258H100V257H102L101 255H98ZM98 256H97V257H98ZM123 256H124V255H123ZM129 256H128V257H129ZM137 256H138V255L136 254V255H135V258H138ZM139 256H140V255H139ZM148 256H149V254H148ZM152 256H151V258L156 257V255L153 256V257H152ZM161 256L163 257V255H161ZM179 256H180V255H179ZM209 256H210V255H209ZM212 256H214V255L212 254ZM220 256H221V255H220ZM246 256H247V254H246ZM246 256H244V257H246ZM11 257H12V256H11ZM11 257L9 256L8 260L10 259V260L13 262V260H12L13 257H12V258H11ZM20 257H22V256H20ZM20 257H18V258H20ZM24 257H26V256H24ZM31 257H33V256H30V258H31ZM70 257H71V255H70ZM73 257H74V256H73ZM73 257H71V259H73ZM87 257H89V256H85V258H87ZM121 257H122V256H121ZM126 257H127V255H126ZM126 257H123L124 260H128V261H129V260L131 259V258H130V259H127ZM130 257H131V256H130ZM132 257H133V255H132ZM159 257H160V255L157 257V259H159V260L155 261V260H156V259H155V260L153 261V260L151 259L153 262H152V263H150V262L148 263V262H147V263H148V264H160V261H161V263H163L162 260H164V261H165L164 264H173V263L175 264V262L180 258V257H178V259L175 261V259L172 257V258L174 259V262H173V260H171L172 258H171V259L168 258L169 260L172 261V262H171V261L169 262V260L167 261V260H165L164 258L162 259V258H159ZM166 257H167V255H166ZM176 257H177V256H176ZM198 257H199V256H198ZM207 257H208V256H207ZM215 257H216V255H215ZM222 257H223V256H222ZM222 257H221V258H222ZM242 257H243V256H242ZM252 257H254V256H252ZM260 257H262V256H260ZM1 258H2V259H1ZM1 258H0L1 261H2V260L4 261V259H3L4 256L1 257ZM14 258H15V255H14ZM16 258H17V256H16ZM16 258H15V259H16ZM22 258H23V257H22ZM22 258H20V259H22ZM37 258H38V257H37ZM58 258H60V257H58ZM58 258H57V259H58ZM85 258H84V259H85ZM117 258H118V257H117ZM125 258H126V259H125ZM147 258H150V257H147ZM147 258H146V259H147ZM199 258H200V257H199ZM199 258H198V259H199ZM203 258H204V256H203ZM203 258H202V259H203ZM212 258H213V257H212ZM218 258H219V257H218ZM236 258H237V257H236ZM6 259H5V260H6ZM15 259H14V261H16ZM20 259H19V260H20ZM26 259H29V258H28V254H27V258H26ZM26 259L24 258V260H26ZM51 259H52V258H51ZM53 259L55 260L56 258H53ZM57 259H56V260H57ZM60 259H61V258H60ZM68 259H70V258H68ZM68 259H67V260H68ZM74 259H77V258L74 257ZM82 259H83V258H82ZM99 259H98V260H99ZM121 259H122V258H121ZM140 259H139V261H140ZM153 259H154V258H153ZM166 259H167V258H166ZM214 259H215V258H214ZM241 259H242V258H241ZM259 259H260V258H259ZM24 260L22 259V263H23ZM56 260H55V262H56ZM61 260H62V259H61ZM133 260L135 261V259H133ZM136 260H137V259H136ZM179 260H180V259H179ZM179 260H178V262H179ZM203 260H205V259H203ZM237 260H238V259H237ZM256 260L258 261V259H256ZM263 260H264V258H263ZM17 261H18V260H17ZM26 261H27V260H26ZM26 261H24V262H26ZM44 261H45V260H44ZM65 261H66V260H65ZM65 261H64V262H65ZM78 261H80V260H78ZM82 261H83V260H82ZM84 261H86V260H84ZM84 261H83V262H84ZM116 261H117V260H116ZM128 261H127V263L130 264V263H131V260H130V263H129ZM139 261H138V262H139ZM148 261H149V260H148ZM199 261H201V260H198V263H200ZM212 261H213V264H215L216 261L214 262L213 259H212ZM235 261H236V260H235ZM235 261L233 262V264H239V263H238L239 261H238V262H237V261L235 262ZM253 261L255 262V260H253ZM8 262H10V261H8ZM12 262H11V263H12ZM18 262L20 263V261H18ZM38 262H39V261H38ZM49 262H51V261H49ZM52 262L54 263V261H52ZM57 262H58V260H57ZM57 262H56V264H59V262H58V263H57ZM119 262H120V261H119ZM124 262H126V261H123V263H124ZM210 262H211V261H210ZM219 262H220V261H219ZM247 262H248V261H247ZM250 262H251V261H250ZM260 262H261V261L259 260L258 263L260 264ZM1 263H2V262H1ZM36 263H37V262H36ZM53 263H52V264H53ZM60 263H61V262H60ZM121 263H122V261H121ZM127 263H126V264H127ZM136 263H137V262H136ZM136 263H135V264H136ZM147 263H146V264H147ZM179 263H180V262H179ZM202 263H203V261L201 262V264H202ZM242 263H243V262H242ZM244 263H245V262H244ZM263 263H264V261H263ZM6 264H7V263H6ZM9 264H10V263H9ZM23 264H25V263H23ZM30 264H32V263L30 262ZM34 264H35V263H34ZM39 264H40V263H39ZM44 264H45V263H44ZM54 264H55V263H54ZM77 264H80V263H77ZM119 264H120V263H119ZM132 264H134V262H132ZM139 264H141V263H139ZM177 264H178V263H177ZM227 264H228V263H227Z\"/></svg>",
	"mask_w": 264,
	"mask_h": 264
}]
</instances>
